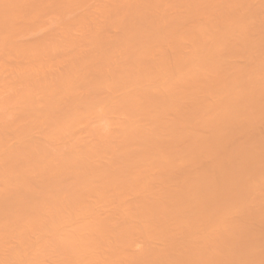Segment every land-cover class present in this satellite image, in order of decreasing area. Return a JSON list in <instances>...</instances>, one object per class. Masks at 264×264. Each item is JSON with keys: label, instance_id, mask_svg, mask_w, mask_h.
Wrapping results in <instances>:
<instances>
[{"label": "rangeland", "instance_id": "374dc122", "mask_svg": "<svg viewBox=\"0 0 264 264\" xmlns=\"http://www.w3.org/2000/svg\"><path fill=\"white\" fill-rule=\"evenodd\" d=\"M0 1H1V0H0ZM6 1H7V0H6ZM9 1H10V0H9ZM9 1H8V2H9ZM20 1H21V0H20ZM26 1H27V2H26L25 4H27V5H30L31 3L33 4V1H34V3H36V4L39 5V3H40V1H41V4H42L44 7L47 6L46 8H49V9H50V7H52V9H53V7H55V8H54V10H52V9H51V10H45V9L43 10V9H42L41 11L38 10V11H40V12H38V11H37V12H36V11H33V12H32V10H31L30 13H27V14H26L27 16H26L25 13L21 10V9H23V8H21V9H16V10H14V12L12 11V12H13V13H11L12 15L10 14V16H9L10 19L8 18V20H10V21H8L9 24H10V25H13V26H12V29H13V30L10 29L11 26L9 25V31L11 30V31H10L11 34L9 33V31L6 32V31L4 30V31L6 32V33H5V32L3 31V29H5V28H4V27H3V28L0 27V29H1V30H0V31H1L0 34H1L2 32H4L5 36H6L9 40H10L11 38H13V39L10 40V42H11L10 45H12V46H11L12 49H11V47H10V55L7 54V53H8V52H7V48H8V50H9L8 45H7V48H5L6 45L4 46V44L2 43L4 49L6 50L5 52L2 50L3 47H2V48L0 47V52H1V53H0L1 55H0V56H2V55H3L4 57L6 56L5 58L0 59V63H1V61H2V63L0 64V69H1V70H5V71H6V74H7L8 71L10 70V71H9L10 73H8V75L10 74V76L13 77V78H14V76L17 77V75H13V76H12V74L14 73L15 70H16L15 74H18L17 71H19V69H20V71L22 70L23 73H25V76H23L22 74H20V75L18 74V77H17V78H19L18 80H20V81H22V79H23V81H25L26 83H24V82H21V83H20V81H19V82H18L19 84H16V82L18 81L17 78H16L15 80H13V79L9 76V77L12 79V80H11L12 82H14V81L17 80V81L15 82V84H16L15 87H16V89H19V90L22 89V88H26L25 86H30V83H29V82H30V79L32 80V78H31L30 75H32V77H33L36 73H38V72H36V71H37L36 69H38L37 66L40 65V67H41V66L43 65L42 68H39V71H40V69H41V71H43L42 73L40 72L41 75H42V74H45V72H46V71H44V70H45L44 68H47V71L49 70V71L47 72L48 74H45V75H47V76H46V79H47V77H48V79H47V81L45 82V84H46L47 86H48V84H50V85H51V88H50V87H47L46 85H44V88H45V86H46V88H48V90H47L48 92L51 91L50 89H52V92H53L54 94H55V92H56V94H55L56 96H55V95H54V96L57 97L56 99L59 100V102H58L57 100H55V99H54V96L52 95L53 93L49 92V93H51V96H52L53 98L51 97L52 100H51L50 98H48V101H53V102L48 103V104H52V103L54 104V105H49V107H48V109L51 107L52 112H53L52 114H50L51 116L49 115V116H50V120H51V125H52L53 122H54L53 126H51L50 128H51V129L53 128L52 130H54V128L56 129V128L58 127L56 130H54V132L57 131V130L59 129V130H61V133H62V132H66V133H67V135L64 136L65 138H64L62 135H61L62 137L59 138V137H60V136H59V135H60V134H59L60 131L58 130L59 133H58V132L53 133V131L51 130V132H52L53 135L56 134V135H55L56 137L59 136V137H58V138H59V139H58L59 141H62V140L64 141V140H66L65 142H63L64 144H62V142L59 143V141H57L56 138H53V139H54V141H53V139H51L52 137H54L53 135H52L51 138H49V140H50V141L48 140V141L50 142V143L48 142V144L50 145L49 148L51 147V144L53 145L54 142H55L54 147H55L56 149H55L53 146H52V147H53L54 149L51 147V148H52L51 150H53V151L55 150V151H54V154H56V151H57V153H58V152H61V153H59V155H57L58 157H60V158L58 159V157H56V155H53V154H52L53 151L51 152V150H49L50 153H51V158H50V160H51V159L54 160V161H51V162L54 163V164H56V165L58 164L57 166H60V165L62 166V164H60V163H63V162L66 161V160H67V161H66L67 163L70 162V160H69L70 157L73 158L74 156H67V155H68V154L71 155L70 152H73V154H74V153L76 152L75 147H79V146H80L79 144L82 142V140H83L84 142H85V140H89V141H88L89 143L86 142V145H85V143L83 142L84 145H85V147L88 148V149H87V152H88V151L90 150V148H92L93 146L95 147V145L92 144V142L95 143V144L98 143V139L95 140V138H97V137H95L96 134L99 132V133H98V134H99L98 136H100V134H101V136H102V135H103V134H102V130H103V133H104V131H106L105 128L108 127L107 124L109 125V123L113 125V126L109 125V127H110L111 129L113 128L112 131H111V130L109 131V133H111V135L114 133V137H113V138H117V137H119V136L117 135V134H119V135H120V139H122V140L119 139V140L121 141V142H119V143L117 142L116 139H115V143H114V141H113L114 139H113V140H109V143H110L111 141H113V142H111L112 144H110V146L108 145L109 148H110L112 145H114V144H115V145H118V144H119V146L122 147L123 145H121V144L123 143V144H124L123 149H126L127 146H130L129 143L134 141L133 143H131V144L134 146V147H133L134 152H132L133 150L131 151V149H129V148H127V150L129 149L130 151H126V150H123V149L121 148V149H122V152L125 151L123 154H121L122 152H121V150H119V149H120L119 146H118L119 148H118L117 146H116V148H112V152H113V153L115 152L116 154H121V155H125V153H126L125 156H120V157L117 158V157H116L117 155L114 156L115 154H113L111 151H109V152H111L112 154L109 153V152L107 151V150H109L108 147L106 148V147H105L106 144L104 145V143H107V142H108L107 139H108V137H109L110 135H109V136H105V135H104V136L106 137V140H107V141L104 140V137H101V136H100L101 138L99 137V139H100V140L102 139L103 141H100V140H99L100 143H98V144H100V145L103 144V145H102V147L99 146V148L96 147V148H92V149H91V150L94 149V154H95V158H94V159H95V160H96V159H97V160H100L101 156H102V159H104L103 157H104V155H105L106 153H107V156L105 155L106 158L111 154L112 158H111V157H110V158H107L108 160L106 159V161H107V164H108V161H109V163H110V162H115V161L117 160L115 163H112L114 169H112V166H111L110 164H108V165H110V167H111V168H110V167L105 163V160H101V161H102L101 164H100V162H97V163L94 162L95 164L93 165V162L91 163V162L89 161L90 159H91L92 161H95V160H93V157H94V156H93V153H92V152H89V153H88L89 156H88V155H87V156H88L89 158L86 157V159H87V160L89 159L88 161L90 162V165L92 164V165H91L92 167H93V166H96V167L100 166L99 168H101V167L104 166V167H105L104 170H107V171L109 170L108 174H109V173H112V174H109V176L112 175L111 177H108V176H107L108 174H106V173L103 171L102 168H101L102 171H101V173H100V172H99V171H100L99 168H98V170H97L96 167H95V169H94V167H93L92 170H94V171H93V173H92V170H91L92 167H91V166H88V168H90V170H91V172H90V170H89L87 167H86V168H85V167H82V166H85V165H82V164H84V163H82V164H80L81 162L78 163V160H79V159H77V158H75V157H74V158L77 159V161H76V160H74V161H76L75 163L79 165L77 168H81V169H80V170H81V173H80L79 171H78V173H77V171H76V172H72V171H73V168L69 166V165H72V166L74 165V168H76V167H75V163H74V161H73L74 158L71 160V161H72V164H71V162H70L69 164H67V163H63V164H67V166H69L70 168H72L70 172H71L73 175H72L70 172H68L70 169H69L68 167L65 168L66 165H63V166H62V168H64L63 170H66V169H68V170H67L66 172L63 171V174L60 175L61 178L63 179V180H61L62 183H65V185H67L68 183H69L70 185H71V184L73 185L75 181H76V182H75L76 184H78L80 181H82V183L84 184V186H83V184H81L80 187L77 185L76 187H77L78 189L75 187V184H74L73 187H75L76 190H75V189H74V190H73V189L70 190L67 186H64V187H62L63 189H61L60 192H59L60 195H59V194H54L55 196H56V195H59V197H60V196H61V197L63 196V200H65V201H64V203L62 202L63 200H62L61 202H62V204H64L63 207H65V211L68 210V212H69V209H70V208H69V209L66 208V205L68 206L72 201L69 202V204H65V203H68V199H69L70 197H71V199H72V196H74V198L76 197V198H81V199H82V200H80V201H76L77 203L79 202L78 205H77V207L80 206V207H79V212H80V210H81L82 208L84 209V207H85L84 203L90 201L89 198H90V199H93V200H94V198H95V200H98V202L101 201L102 203L100 202V204H99V208H101V205H102L103 203H104V205H105V207L102 206L103 209H98V203L94 202V203H96V204L93 205V204H92L93 201L91 200V201H90V205L92 204V205H93V208H92L91 206H90V207L92 208V210L94 209V210L92 211V213H94V211H95L96 209H97V210H100V211H103V210H104V211H107V212H108V209H110V208H112V209H113V208L116 209L115 206H117V207H119V205L121 206V203L119 204V202H120L119 199H120V198L117 196V197L119 198V199H118L119 201H118L117 198L114 197V195H113L114 192H115V194H116L117 190H116L115 188H114V189H111V191L114 190V191H112V192H113V194H112V192L110 191V187L112 188V186H111V185H107V184H108V179L110 178V179H109V181H110L112 178H114V179H115V182H116V179H117V181L119 182L118 179L120 178V182H119V183H121V181H123L124 183H127V182H126L127 178H125L126 180H123V179H124V176L130 177V176L128 175V173H129L130 170H129V168H128V169H126V168L128 167L129 163L132 164L131 162L133 161V162H134L133 164L136 165V167H137L136 170L139 171L138 173H136L137 171L135 170L136 172H134V170H133L134 175L137 174V175H138L137 177H138V179L140 180L139 183H138V179L135 180V181H137L138 185H139V184L142 185L141 180L143 179V182H144V183H146V182L148 183V184H146V185H148L149 188H152V187H155V188H156L157 183L159 182L160 184H158V185H160L161 188L158 187V189H160V193H159V192L157 193V191H158V190H156L157 188H156V189H155V188H152V189H146V190L143 189L144 187L147 188V186H145V184L143 183V185H142L141 187H140V185H139V186H138V185H136V186H132V187H137V186H138L137 188H134V189H133V190L136 189V191H138V192L136 193V195H138V198H139V196H140V198H139L138 200H137V196L135 197V198H136V200H135V198H134L135 195L132 194V192L135 193V191H132V190H131L132 192H131V191H130V193L128 192V195L125 194V196L128 197V200H129V201L126 200L127 197H125V196H124L125 199L123 198V196L121 197V199H123L124 201H126V202L129 203L130 205H131L132 202H135L136 204L139 205V204H140L139 201H141V202L143 203V206H145V205H146V204H144L145 201L148 202V200H150V199H153V198L156 199L158 194H159L158 199L161 198V197H160V194H162V192L165 193V190H166V189H167L166 194L168 193V191H170L169 193H173V191H174L173 189H175L174 192H176L177 189H178V191H179V188H177V187H180V191H181V189H182V190H184V189L186 190L185 185L189 184L190 181H191L192 185H194V183H195L196 181L198 182V179H199V178H202V179H200L201 181H202V180H203V181L205 180V182H203L202 184H205V185H206V183H207L206 181H208V182H209L208 185H211V186H212V187H211V190H210V186H208V187H209L208 189L210 190L209 192H210L211 194H209V192H208L209 195H207V191H206V190H208V189H206V190H205L206 192L204 191L205 193L202 192V193L204 194V195L202 194L203 196H202L201 194L199 195V197H200L201 199H200V198L198 197V195H197V197H198V199H199V202L202 201L200 204L197 203V200H198V199H196V200L194 199V201H196V202H194V201H192L193 198L190 197V199H192L191 201H192L194 204L196 203L195 205H198V206H195V205L193 206V203H189V202H191V201H190L189 199H186L187 201L189 200L188 203H189L190 205H192V208H193V207L196 208V209H195V213H196V210L198 211V209H200V208H199V207H200L199 205H201L202 207L204 206V207H208V208L211 207V206H209L210 203H211V204H212V203H213V204H216V203H217V204L219 205V202H218L219 200L216 201L217 198H216L215 196H213V198H211V197H212L211 195H214V194L212 193V190L215 191L213 188H215L214 186L216 185V183H218L217 186L220 187L219 185H221V184H219V182L221 183V181H223V180H222V178H223V177H222V174H225L224 171H226V168H228V165H229V169H230V170H231V168H230V164H231V163H232L231 165H232V166L234 165L233 167L235 168L236 163H235V164L233 163V162H235V160H234L233 162H231V161L229 160V157H230L231 160H233V159H235L237 156H239V154H241V153L243 152V150H245L244 153H245V152H246V153L248 152L246 155L249 154V155H251V156H253L256 152H258V154H259V153H260L259 151H261V150H263V151H261V153L264 152V146H263L264 144H261V145L258 144L259 142H260V143H264V141H263V140H264V138H263V137H264V127H263V125H262V127H261V123H262V124L264 123V122H262V121H264V119H263V118H264V109H261V108L264 107V104H263L264 102L262 101V100L264 99V97H263V98L261 97V99L257 98V99H259V101L257 100V101H258V102L256 101L257 104H253V105L256 106L254 110L250 109L251 106H252V102H251V101H250V102H248V101L246 102V101H245L246 103H250V104H251V106H250V104H248V105L250 106V108H249V107H246L245 104H244V102L241 103V104H243L246 108H248L247 111H249V113H252V111L255 112L256 109H257L258 111H257L256 113H257L258 115H259V114H262V116H263V117H260V118H259V116H261V115L257 116L256 113H254V114L252 113V117H253V119H252L251 116H250L251 119L249 118L250 121H251V120L253 121V122H252V121L250 122V123H251L250 128L252 127L251 130L249 129L250 131L248 130L249 126H247L248 128H246V126L243 124V123H244L243 121H246V120H245V119H246V116H249V113L246 111V108H245V107H244L245 109L242 108L243 105H241V104H240V105H241V108H242L243 110L240 108L239 103H240L241 101H239V103L237 102V104L235 103L236 106L239 107V110H237L236 107H235V109H236L237 112H240V114H241V112L245 110V112H242V116H244L243 114H246V112H247V115H245L244 118H243V117L240 118V117H239L240 114H239V115L237 114V115H238V116H237L238 119L240 118L241 121H242L243 123H237V122H235V123H236L235 126H237V127L240 128V126L244 125L245 127H241V128H242V130H244V129L246 128L248 134H247V132H246V134L243 132V133H242L243 135H242V134H241V132H242L241 129H238V128H237L236 130H235V129H234V130H233V129L230 130V134H229V133H228L229 130L225 129V128L222 126V123H223V122L220 121L221 119H222V121H224L222 117H220L221 119L218 118L219 120H218V119L216 120V121H218V122H215V120H214V119H216L217 117L221 116V115H219V113H217V112H218V109H219V112H220V111L223 112V109H222V108L217 107V104L215 103L216 98H218L217 101H220L219 103L217 102L218 105H219L220 107H227L226 105H224V106H222V105H223V104H226L227 102H229V100H231L233 97L236 98V96H240V95L243 96V95L247 94V92H248V94H251L252 92L254 93V92H257V91L259 92L258 89H260V86H261V88L264 89V85H263V87H262V84H261L262 82H259L260 79H261L260 81H262V80L264 81V71H262V68H261V67H264V66H261V64H260V63L264 60V57H263L264 54H263V52H261V54H259L260 52L258 51L259 48H260V51H263V50H264L263 48H261V47H264V45L262 46V44H261V42L264 41V40H263V39H264V35H263V34H264V29H263V28H264V27H263V26H264V24H263V23H264V20H262V19H264V11H263L264 5L262 4V2L264 3V0H248L249 2L246 1V0H245V1H244V0H240V1H239V0H235V1H234V0H225V1H224V0H218L219 2H218L217 0H211V2H210L209 0H206V1H205V0H202V1H201V0H191V1H190V0H186V2H185V0H177V1H174V0H170V1H169V0H165V2H164V0H163V1L159 0V2H158V0H155L156 3L158 2L156 5L161 4V2H162V4L164 3L163 5H161L162 7H161L160 5L156 6L154 0H148V1H147V0H144V1H143V0H132V1H131V0H123V1H122V0H118L119 2L116 1V0H103L104 2L106 1L105 4H104V2L102 3V0H95V1H94V0H81V1H80V0H76L77 2H76L75 0H51V1H50V0H30L31 2H30L29 0H26ZM28 1L30 2V4H29ZM42 1H43V3H42ZM62 1L66 2V4H63L65 7L62 5L63 9H62V7H61V4H62L61 2H62ZM82 1H83V2H82ZM87 1H89V2H87ZM91 1H93V2H91ZM96 1H97V2H96ZM98 1H100V2H98ZM109 1H110V2H109ZM111 1L113 2L112 5H111ZM115 1H116V3H115ZM121 1H122V2L126 1V2H127V4H125L126 2H124V6H125V7L123 6V3H122ZM141 1H142V2H141ZM151 1H152V2H151ZM193 1H194V2H193ZM197 1H198V2H197ZM204 1H205V3H204ZM208 1H209L210 3H209ZM213 1H214V2H213ZM215 1L217 2V4H216ZM220 1H221V2H220ZM232 1H233V3H232ZM11 2H12V3H11L12 5H14V6L16 5V6L19 7V4H18V5L15 4V3L13 4V2H16V0H15V1H14V0L12 1V0H11ZM17 2H18V3H22V2H19V1H17ZM24 2H25V1H23V3H24ZM38 2H39V3H38ZM49 2H50V3H49ZM58 2L61 3V4H59V5H60L59 9L54 5V4H57ZM64 2H63V3H64ZM75 2H76V3H75ZM120 2H121V3H120ZM137 2H138V3H137ZM146 2H147V3H146ZM168 2H169V3H168ZM172 2H173V3H172ZM175 2H176V3H175ZM179 2H180V3H179ZM206 2H207V3H206ZM222 2H224V4H227L228 6H231V8H230V7H227V8H226L227 5L221 4ZM229 2H230V3H229ZM236 2H237V3H236ZM239 2H240V3H239ZM241 2H242V4H243V3L246 4V2H247L248 4H246L247 6H246V5L244 6V4H243V5L241 4ZM0 3H1V2H0ZM68 3H69L70 5H69ZM87 3H88V4H87ZM89 3H91V4L94 3V4H93L94 6L91 5V4H89ZM101 3H102V4H101ZM108 3H109V4H108ZM134 3H135L136 5H135ZM142 3H143V4H142ZM177 3H179V4H177ZM183 3H186L185 6H184ZM190 3H191L192 5H191ZM195 3H196V4H195ZM1 4H3V3H1ZM1 4H0V5H1ZM25 4H24V5H25ZM45 4H46V5H45ZM51 4H53V5L51 6ZM76 4H77V5H76ZM83 4H84V5H83ZM106 4H107V5H106ZM115 4H116V5H115ZM119 4H120V6L118 7ZM152 4H154V5H152ZM165 4H167V5H165ZM175 4H176V5H175ZM200 4H201V5L203 4V5L201 6ZM214 4L217 5L218 8H217ZM218 4H219V5H218ZM229 4H231V5H229ZM232 4H233V5H232ZM20 5H22V4H20ZM27 5H26V6H27ZM78 5H79V6H78ZM81 5H82V6H81ZM90 5H91V6H90ZM102 5H103V6H102ZM108 5H109V6H108ZM126 5H127V7H126ZM130 5H131V6H130ZM143 5H144V6L146 5V8H145ZM150 5L152 6V8H151ZM170 5H171V6H170ZM177 5H178V6H177ZM186 5H187V6H186ZM188 5H190V6H188ZM199 5H200V6H199ZM220 5H221V7H220ZM236 5H237V6H236ZM238 5H241V6H243V7L240 6V7H241V8H240ZM30 6H34V5H30ZM57 6H58V4H57ZM67 6H68V7H67ZM73 6H74V7H73ZM86 6H87V7L90 6V8H92V9L90 10L89 7L87 8ZM92 6L95 7V9H94ZM110 6H111V7H110ZM113 6H114V8H112ZM135 6H136V7L138 6V8H136ZM149 6H150V7H149ZM165 6H167V7H165ZM168 6H170V10H169V7H168ZM173 6H174V7H173ZM180 6H182V7H180ZM208 6H209V7H208ZM222 6H223V8H222ZM224 6H225V7H224ZM234 6H235V7H234ZM257 6H258V7H257ZM261 6H263V7H261ZM35 7H36V5H35ZM41 7H42V6H39L38 8L41 9ZM44 7H43V8H44ZM69 7H70V8H69ZM71 7H72V8H71ZM80 7H81V8H80ZM82 7L85 8V9H87V10L89 9V11L86 12V10L83 9ZM139 7H140V8H139ZM142 7H143L144 9H142ZM154 7H155V8H154ZM163 7H164V8H163ZM171 7H172V9H171ZM177 7H178V8H177ZM199 7H200V8H199ZM201 7H203V8H201ZM210 7H211V8H210ZM212 7H213V8H212ZM214 7H215V8H214ZM245 7H246V8H245ZM254 7H256V8H254ZM259 7H261L262 9L259 8ZM56 8H57V10H56ZM96 8H97L98 10H99L100 8H103V10L100 9V12H101V11H104V12L100 13ZM111 8H112V13H111V12L108 13L109 11H111ZM116 8H117V9H116ZM124 8H126L127 11H125ZM127 8H128V9H127ZM129 8H131V9H129ZM135 8H136V10H135ZM148 8H149V10H148ZM158 8H159V9H158ZM162 8H163V9H162ZM175 8H176V9H175ZM190 8H191V9H190ZM206 8H207V9H206ZM224 8H225V10L221 11V10L224 9ZM228 8H229V9H228ZM237 8H238V9H237ZM243 8H244V9H243ZM24 9H25V8H24ZM32 9H33V8H32ZM68 9H69V10H68ZM81 9H83V10H81ZM106 9H107V10H106ZM141 9H142V10H141ZM155 9H156V11L158 10V12H156ZM161 9H162V10H161ZM173 9H174V10H173ZM195 9H196V10H195ZM199 9H200V12H199ZM203 9H204V10H203ZM212 9H214V10H212ZM216 9L219 10V11H217ZM227 9H228L229 11H228ZM234 9H235V11H234ZM27 10H29V9H27ZM33 10H36V9L34 8ZM60 10H62L63 13H62ZM96 10H97V11H96ZM118 10H119V12H121L120 10H122V11H124V12L118 13ZM128 10L131 11V14H130L129 16H128V14H126V12L129 13ZM134 10H135V11H134ZM137 10H138V11L141 10V11L138 12ZM150 10H151V11H150ZM190 10H191V12H190ZM194 10L197 11V12H195ZM201 10H202V11H201ZM205 10H206V11H205ZM210 10H211V11H210ZM215 10H216V11H215ZM237 10H238V11H237ZM242 10H243V11H242ZM261 10H262V11H261ZM20 11H21V12H20ZM46 11H47V12H46ZM49 11H50V13H49ZM90 11L92 12V14H91ZM95 11L98 12V14L94 16V14H96ZM145 11H146L147 13H146ZM152 11H154V12H152ZM160 11H161V12H162V11H163V12L166 11L168 16L166 15V13H163V12L161 13ZM213 11H215V12H213ZM220 11L223 12V15L221 14ZM239 11L241 12V14H240ZM250 11H251V14L248 13V12H250ZM257 11H258V12H257ZM19 12H20V13H19ZM42 12H43V13H42ZM70 12H71V13H70ZM77 12H79V13H77ZM82 12H83V13H82ZM85 12H86V13H85ZM93 12H95V13H93ZM114 12H116V13H114ZM133 12H134V13H133ZM155 12H156V13H155ZM176 12H177V13H176ZM198 12H199V13H198ZM204 12H205V13H204ZM209 12H210V13H209ZM218 12L220 13L221 16L219 15ZM224 12H225V13H224ZM227 12H228V13H227ZM244 12H245V13H244ZM262 12H263V13H262ZM32 13H33V14H32ZM47 13H48V14H47ZM53 13H54V14H53ZM59 13H60V14H59ZM76 13H77L78 15H77ZM132 13H133V14H132ZM135 13H136V14H135ZM142 13H143V14H142ZM149 13H150V14H149ZM157 13H158V15H159L160 13H161V14L158 16ZM168 13H169V14H168ZM171 13H172V14H171ZM180 13H181V14H180ZM190 13H192V14L190 15ZM201 13H202V15H201ZM211 13H213L214 15L211 14ZM233 13H234V14H233ZM235 13H236L237 15H236ZM238 13H239L240 15H238ZM247 13H248V14H247ZM253 13H255L257 16H256L255 14H253ZM257 13H260V15H262L263 17H262V16H261V17L258 16L259 14H257ZM14 14H15V15H14ZM19 14H21V15H19ZM23 14H24L27 18L29 17L28 15H30V17H31V18L29 17L30 20H29V18L27 19ZM31 14H32V15H31ZM35 14H36V15H35ZM49 14H50V15H49ZM57 14H58V15H57ZM68 14H69V15H68ZM82 14H83V15H82ZM88 14H89V16H88ZM105 14H107V15H105ZM108 14H110V15H108ZM116 14H117V16H116ZM118 14H119V15H118ZM137 14H139V16H138V17H137V16H136V17L134 16L133 18H136V21L138 20L139 23H138V21H137V24H136V23H134V24L131 23V26H132V24H133V26H134L135 28H134V27L131 28L130 25H125L126 23H129V22H132V21H133V22H136V21H134L135 19L132 20L131 17H132L133 15H137ZM162 14L164 15V17H166V16L168 17V18H166L167 20H166V19H162V17H163V16H161ZM206 14H207V15H206ZM217 14H218L219 16H218ZM225 14H226V16H225ZM230 14H232V15H230ZM246 14H247L249 17H248ZM249 14H250V15H249ZM22 15H23V16H22ZM45 15H46V17H45ZM64 15H65V16H64ZM74 15H76V16H74ZM86 15H87V16H86ZM91 15H93L94 17L91 16ZM99 15H100V16H99ZM102 15H103V16H102ZM111 15H113V16H112L113 19H111V22H110L109 19L112 18V17H110ZM123 15H124V17H125L124 20H123V18H122ZM126 15L128 16L127 18H126ZM140 15H141V16H140ZM170 15H171V16H170ZM172 15H173V16H172ZM175 15H176V16L179 15V16H181V17H179V16L176 17ZM184 15H185V16H184ZM186 15H187V18H186ZM189 15H190V16H189ZM194 15H196V16L194 17ZM197 15H198V16H197ZM210 15H211V16H210ZM212 15H213L214 17H213ZM216 15H217L218 17H217ZM227 15H228V17H227ZM244 15H245V16H244ZM252 15H253V16H252ZM254 15L256 16L255 18H257V17L259 18V17H260L261 19H260V18H259V19L257 18V21H258V22L255 21ZM17 16H19V17H17ZM20 16H22V17H20ZM32 16H33V18H32ZM34 16H35V17H34ZM77 16H78V18H77ZM79 16H80V17H79ZM84 16H85L86 18H85ZM90 16H91L92 18H91ZM98 16H99L100 18H99ZM108 16H109V17H108ZM114 16H116V18H114ZM150 16H151V17H150ZM155 16H157V17H155ZM160 16H161V18H160ZM174 16H175L176 18H175ZM182 16H183V18H184V20H185L184 22H183V18H182ZM200 16H202V17H200ZM203 16H204V17H203ZM223 16H225V17H223ZM237 16H238V18H237ZM239 16H240L241 20H240ZM241 16H243V18L247 16V17H248V20L251 19V17L254 18V19H253V21H255V22H253L254 25L252 26V22H251L252 20H250L249 22H245V19H247V17H246L245 19H242ZM2 17H3V16H2ZM11 17H13V18H15V19H12V20H11ZM53 17H54V18H53ZM55 17H56V18H55ZM69 17H70V18H69ZM73 17H74V18H73ZM88 17H90L91 19L88 18ZM102 17H103V18H102ZM105 17H106V18H105ZM120 17H121V18H120ZM129 17H130L131 19H129ZM139 17H140V18L143 17V18L140 19ZM144 17L148 18V20H145L146 18H144ZM164 17H163V18H164ZM192 17H194V18H192ZM199 17H200L201 20L198 19ZM205 17H206V18H205ZM207 17H208V18H207ZM209 17H211V19H210ZM215 17H216V18H215ZM219 17H220V18H219ZM221 17H222V19H221ZM229 17L231 18V19H229V20H232L231 23L234 22L235 19L237 20V23L242 22V23H241V26L243 25V21H244L245 24H244L243 26H246V29H247L248 31H247V30H244L245 27H243V30H244V31H240V30H239V32H238L239 34L236 33V34H237V36H236V34L233 32V31H234V30H233L232 32H233V34H235V37H236V38H232V39H231V37H230V36H233L232 33H230L231 35H230L229 37H228V36L226 37V34L228 35L229 32L226 33V34H225V33L221 34L222 32H224V31H222V30H224V27H223L222 25L225 26V24L228 22V23H227V26H228V24L230 23L229 20H228ZM0 18H1V17H0ZM66 18L69 19V20H67ZM81 18H82V19H81ZM84 18H85V19H84ZM94 18H95V20H94ZM137 18H139L140 20L137 19ZM155 18H156V19H155ZM157 18H158V19L160 18V20H162V21H164V22H162V21H160V20H157ZM179 18H180V19H179ZM202 18H204V19L202 20ZM213 18H214V19H213ZM223 18H224V19H223ZM226 18H227V21H226ZM1 19H2V18H1ZM26 19H27V20H26ZM35 19H37V20H35ZM63 19H64V20H63ZM72 19H75V21L72 20ZM87 19H88L89 21H88ZM96 19H97V20H96ZM114 19H115V22H116V20H117L116 23L114 22ZM121 19H122V20H121ZM126 19H127V20H126ZM142 19H144V20L146 21V22L144 21L146 24L143 22ZM174 19H175V21H172V22H173V23H172L171 20H174ZM176 19H178L179 21L176 20ZM181 19H182V20H181ZM188 19H189V20H188ZM191 19H192V20H191ZM196 19H197V20H196ZM205 19H207L206 21H208V22H206V25L209 24V25H207V26H209L210 28L213 26L214 31H213V28H211L212 30L208 29L207 32L201 29V28L203 27V23H202V21L204 22V25H205ZM216 19H217V20H216ZM218 19H219L221 22H218ZM233 19H234V20H233ZM21 20H22V22H21ZM33 20H34V21H33ZM59 20H61V22H60ZM65 20H66V21H65ZM76 20H77V22H76ZM78 20H79L80 22H78ZM81 20H82V22H81ZM90 20H91V21H90ZM93 20H94V21H93ZM102 20H103L105 23H104ZM112 20H113V21H112ZM129 20H130V21H129ZM141 20H142V22H141ZM150 20H152V21H150ZM154 20H155V21H154ZM156 20H157L158 22H156ZM165 20H166V23L168 22L167 24H165ZM169 20H170V21H169ZM186 20H187V21H186ZM195 20H196V22H195ZM198 20H200L201 25L199 24V21H198ZM212 20H214V21H212ZM224 20H225V21H224ZM236 20H235L234 24H237V23H236ZM248 20H246V21H248ZM260 20H262V23H261ZM1 21H2V20H0V22H1ZM29 21H30V24H31V22H34V23L37 24L38 26L36 25L37 27L34 28L35 24H34V25L32 24V25H33V29H32V27H29ZM100 21L103 22L102 25H101ZM126 21H127V22H126ZM149 21H150V22H149ZM159 21H160L162 24H164L165 26L167 25V27L161 25V23H160ZM176 21H178L179 24L175 23ZM181 21H182V24H181ZM190 21H192V22H190ZM11 22H12V23H11ZM16 22H17V23H16ZM48 22H49V23H48ZM57 22H58V23L60 22V25H59V24L57 25ZM71 22H72V24H71ZM75 22H76V23H75ZM112 22H113L114 24H113ZM123 22H125V24H124ZM140 22H141V24L143 23L142 25H143V26L145 27V29H146V30H145V29L141 28V29H143V30L145 31V32L143 31L144 33H142L141 29H139L140 26L143 27L142 25H140ZM154 22H155V25L157 24V26H158V27H156V26L154 25L155 28H158L157 30L154 29V27H153V25H152ZM169 22H171V23L174 25L175 28H173V26H171V24H169ZM194 22H195V24H194ZM209 22H211V25H212V26H210V23H209ZM215 22L218 23V25H219L220 27L222 26V28H221V30H220V29H219L220 27L218 28V25H217V26H216V27H217V30H216V31H217V32L219 31V32H218V35H219V36H222V35L224 36V35H225L224 38H223V36H222V37L217 36V32L214 33L216 27H214L213 24L216 25ZM222 22H223V24L221 25ZM224 22H226V23H224ZM250 22H251V24H250V26H248V28H247L246 23L249 24ZM27 23H28V24H27ZM51 23H52V24L54 23V24L52 25ZM63 23H64V24H63ZM69 23H70V24H69ZM74 23H75V24H74ZM83 23H86V24H83ZM89 23H90V24H89ZM92 23H93L94 26L92 25ZM95 23H96V24H95ZM98 23H99V24H98ZM117 23H118V24H117ZM120 23H121V24H120ZM148 23H150L149 26L151 25L150 27H151L152 29H151V28L149 29V26H148V27L146 26ZM151 23H152V24H151ZM184 23H186L187 25L184 24ZM231 23H230V25H229V31H230V27L233 29V28H235V26L237 27V26L239 25V24H238V25H235V26H234V25L232 24V26H231ZM255 23H256L257 25H255ZM258 23H259V24H258ZM14 24H16V25H14ZM20 24H21V25H20ZM24 24H25V25H24ZM68 24H69V26H68ZM76 24H77V25H76ZM88 24H89V25H88ZM111 24H112V25H111ZM115 24H116V25H115ZM159 24H160V25H159ZM176 24H177V25H176ZM183 24H184L186 27H185V26L183 27ZM197 24H199V25H198V28H200V26H201L200 29H197L198 32L196 31V26H197ZM262 24H263V25H262ZM55 25H56V26H55ZM99 25H100V26H99ZM113 25H114V26H113ZM137 25H138L139 27H136ZM175 25H176L177 27L179 26V27H178V30H180V32L183 33V35L180 34V32H178V33L176 32V31H178V30H177V27H176ZM180 25H181L182 27H181ZM192 25H193V26H192ZM206 25H205V26H206ZM260 25H261V26H260ZM16 26H17V27H16ZM22 26H23V27H22ZM30 26H31V25H30ZM49 26H50V27H49ZM53 26H55V27H53ZM79 26H81V28H80ZM89 26H90V28L93 27V30H92V28L90 29ZM103 26H105V27H103ZM111 26H113V27H111ZM117 26H118V27H117ZM120 26H121V27H120ZM124 26H125V28H124ZM159 26H160V27H159ZM161 26H162V28H163V27H165V28H170V29H171V34H173V35L170 34V35L172 36V37H171V36H170V37H171L172 39H174V40H172L170 37L166 36V38H165V37H164V38L167 39V40H165V39L162 37V38L164 39V44H165V45H166L167 42L170 43V46H169L168 43H167V45H166V46L168 47V48H167L168 51H167V53H165V55H164V51H163V50H165L166 47H165V46L163 47V42L161 43V41H162L163 39L159 42V39H161V37H160L159 39L157 38V39H158V40L156 39V40L158 41V44H157V41L155 40V41H156V42H155L154 39H153V37L151 36V35H154L153 31L157 33L160 29H162ZM207 26H206V27H207ZM239 26H240V25H239ZM27 27H29V28H27ZM70 27L72 28V30H71ZM73 27H74V28H73ZM85 27H86V28H85ZM116 27H117V28H116ZM126 27H127V28L129 27V28H128L129 31L126 29ZM194 27H195V28H194ZM206 27H203V28H206ZM249 27H251L252 29L254 28L255 31H252ZM258 27H259V29H258ZM262 27H263V28H262ZM21 28H22V29H21ZM26 28H27V29H26ZM37 28H38V29H37ZM43 28H45V29L48 28L49 30H50V28H51V30H50L51 32H50L48 29L44 30ZM59 28H60L61 30H60ZM62 28H64V30H63ZM65 28H66V29H65ZM77 28H78V29H77ZM84 28H85V29H84ZM95 28H96V29H95ZM98 28H99V29H98ZM102 28H103V29H102ZM105 28H106V29H105ZM107 28H108V29H107ZM118 28H119V30H117ZM120 28H124L125 31H127V33H125L126 35L128 34V32H129V33L132 32V31H133V33H134V32H137V31H135V30L138 28V29H139V30H138V33H139V34L142 33L141 36L143 37V35H144V38H146V39L141 38V39H140V40H142L141 43L144 42V40H145L146 43H144V44H146V45L144 46L143 43L140 44V42H139L140 40H138V41H131L132 45H130V44H131L130 41H129L130 39H129V40L127 39V41H129V42L127 43V41H125L126 39H123L124 37H123V38L121 37L122 35H125V34H124V29H120ZM180 28H182V29H180ZM184 28H186V30H184ZM189 28H190V29H189ZM227 28H228V27H227ZM227 28L225 27V29H226L225 31H227ZM7 29H8V28H7ZM7 29H6V30H7ZM17 29H18V30H17ZM30 29L32 30L31 34H30V31H31ZM34 29H37L38 31H37V30H34ZM41 29H43L44 31H41ZM52 29H53V31L56 30V31H54V32H58V31H59L60 33L58 32L57 34H55V33L53 34ZM58 29H59V30H58ZM100 29H101V30H100ZM110 29L112 30L113 33L111 32ZM130 29H131V30H130ZM133 29H134V30H133ZM153 29H154V30H153ZM187 29H189V30H187ZM237 29H239V28H237ZM237 29H235V32L237 31ZM240 29H242V28L240 27ZM262 29H263V30H262ZM20 30H21V32H20ZM67 30H68V31H67ZM69 30H70V31H69ZM75 30H76V31H75ZM79 30H81V32H80ZM85 30H87V31H85ZM94 30H95V31H94ZM104 30H106V31H107L106 33L109 34V35H107V34L105 33ZM148 30H149V31H148ZM200 30H202L201 33H200V36H201V35L204 36V37L201 36V40L199 39L200 37L198 36ZM249 30H250V31H249ZM256 30H259V31H258V32H259V35H258V32H257ZM261 30H262L263 32H262ZM28 31H29V32H28ZM65 31H66V32H65ZM93 31L95 32V34H93V33H94ZM103 31H104V32H103ZM139 31H140L141 33H140ZM150 31H151V35H150ZM182 31H183V32H182ZM184 31H185V33H184ZM208 31H209V32H208ZM211 31H213V33H211ZM220 31H222V32L220 33ZM245 31H246V32H245ZM251 31H252L253 33H252ZM26 32H27V33H26ZM33 32H37L35 36L33 35ZM41 32H42V33H41ZM64 32H65V33H64ZM67 32H68V33H67ZM69 32H72V33H69ZM96 32H97V33L100 32V33L96 34ZM120 32H121V34L118 35ZM146 32H147V33H146ZM190 32H191V33H190ZM204 32H205L206 34H208V35H205ZM241 32H243L244 34L241 33ZM249 32H251L252 34L249 33ZM254 32H255V33H254ZM260 32H262L263 34H262V33L260 34ZM8 33H9L10 35H9ZM15 33L18 34V35H16V37H14V36H15ZM22 33L24 34V36L22 35V37H21V34H22ZM28 33L30 34L31 37L33 36V39H32V38L29 39L30 36H29ZM43 33H45V34L43 35ZM61 33H62V34H61ZM73 33L76 34V37H75L74 35H72ZM82 33L84 34V36L82 35ZM103 33H104L105 35H104ZM117 33H118V34H117ZM152 33H153V34H152ZM156 33H155V34H156ZM197 33H198V34H197ZM202 33H203L204 35H203ZM245 33L248 34V35H251V38H253V40L250 39V36L247 37V35H246ZM7 34H8V35H7ZM13 34H14V35H13ZM34 34H35V33H34ZM38 34H39V35L42 34V35L38 36V37H40V38L36 37ZM47 34H48V36H47ZM49 34H50V36H52L51 34H53L54 37H53V36H52V37L55 39V43L53 42V39L51 40V37L49 36ZM60 34H61V35H60ZM63 34H64V35H63ZM67 34H68V35H67ZM78 34H80V35L78 36ZM89 34H90V35H89ZM92 34L94 35V39H95L94 41H98V42H94L93 40H91V39L93 38V35H92ZM114 34H116V35H114ZM178 34H179V35H178ZM189 34H190L191 36H189ZM211 34H212V36H211ZM214 34H215L216 36H215ZM242 34H243V35H246L247 40H246L245 36H241ZM255 34L258 35L257 37H258L259 39L256 38V42L254 43V40H255V37H256V36H254ZM2 35H3V34H2ZM11 35H13V36H11ZM55 35H57V36H56L57 39H59L60 36H61V38H60L61 40H60V39H59V40H56ZM59 35H60V36H59ZM65 35L67 36L66 38H65ZM87 35H88V36H87ZM91 35H92V36H91ZM96 35H98V36L95 38ZM99 35H100V37L103 35V36L101 37L102 39H99V38H100ZM106 35H107L108 37H107ZM180 35H182V37H181ZM184 35H185V36H184ZM194 35H195V36H194ZM209 35H210V36H209ZM213 35H214V38H213ZM239 35H240V36H239ZM260 35H261V36H260ZM18 36H20V37H18ZM27 36H28V39H27ZM45 36H46V37H45ZM58 36H59V37H58ZM63 36H64L65 39L63 38ZM68 36H69V37H68ZM72 36H74V37H73V38H70V37H72ZM85 36H87V37H85ZM105 36H106V37H105ZM110 36H111V37H110ZM116 36H117V37H116ZM118 36H119V37H118ZM148 36H151V37H148ZM187 36H188V37H187ZM206 36H207L208 38H207ZM252 36H253V37H252ZM259 36H260V37H259ZM35 37H36V38H35ZM83 37H84V39H83ZM103 37H105V38L103 39ZM190 37L193 39V41L191 40ZM195 37H196V38H195ZM198 37H199V38H198ZM205 37H206V38H205ZM215 37H217V38L219 37L220 40H222V41H223V39H224L225 41H223V42H224V43L227 42L226 44L229 45V46H226L222 41H221V42H222V43H221L220 41H218L219 39H216ZM238 37H241V39L238 38ZM42 38H44V41H43V42L40 41V39H42ZM47 38H49V39H48L49 42L52 41L53 43H52V42L49 43L48 40H47ZM69 38H70V39H69ZM74 38H76V39H74ZM77 38H78V39H77ZM85 38H86V39H85ZM125 38H127V37H125ZM128 38H129V37H128ZM149 38H151V39H149ZM175 38H176V39H175ZM184 38H185V39H184ZM197 38H198V40H197ZM203 38H204V39H203ZM228 38L231 39V40H229V42H228ZM243 38H244V39H243ZM261 38H262V40H260ZM14 39H15L17 42H15ZM24 39H25V41H24ZM26 39H27V40H26ZM35 39H37V40H35ZM62 39H63V40H62ZM68 39H69V41H68ZM71 39H72V40H71ZM112 39H113V40H112ZM120 39H121V40H120ZM169 39H170L171 41H170ZM194 39H196L197 42L194 41ZM202 39L205 40V41H203ZM206 39H207L208 41H207ZM210 39H213V40H210ZM226 39H227V40H226ZM233 39H234V40H233ZM237 39H238V40H237ZM242 39H243V40H242ZM12 40H13V41H12ZM42 40H43V39H42ZM45 40H46V41H45ZM50 40H51V41H50ZM65 40H67L68 42H66ZM77 40H79L78 43L76 42ZM83 40H84V41H83ZM87 40H88V42H87ZM101 40H104V41H101ZM108 40H109V41H108ZM115 40H116V41H115ZM118 40H120V41H118ZM122 40L125 41V42H123ZM146 40H147V41H146ZM148 40H149V41H148ZM151 40H152V41H151ZM168 40H169L170 42H169ZM176 40H177V43H176ZM179 40H181V42H182L181 44H182V45H181L180 43H178ZM187 40H188V42H187ZM209 40H210L211 42L214 41V40H216L217 43L219 42V43H218V44H219V47H220V43H221V44H224L225 47L223 46V48H221V47L219 48V47H218V50H217V48H215V49H216V52H217V51L219 52V51H221V50H223V49L225 48V49L223 50V51H225V52H224L225 55L228 57V59H229V57L232 58V59H234V63H235V65H237L238 68L236 69V67H234V65H233L234 63H233V61H232L231 59H229V60L232 61V64H231V62H228L229 60H227V64H228V65H227L226 62L223 61V59H221V58H220V59L222 60V62H223V63L225 62L224 65H221V64H223V63H222L220 60H219L218 63H217V62L214 63V61H216V60L219 59L218 56H220V55H218V56H217L218 59L216 58V60H215V58H214V61H213L212 59H211V61L213 62V64H217V65H218V66H217V67H219L218 69H222L223 66H224L223 69L226 68V69H225V70H226V75H225V70H224V72H223L224 74L222 73L223 69H222V71H220V73L223 75V76H222L220 73H217L218 71H215V70H214L213 67H215L216 65H212V64L210 63L211 61H210V62L208 61L210 58H209V57H208V58L206 57L207 61H204V60H203L202 63L204 64V62H206V63L209 62L210 65H212V68H213V69H212L213 72L209 73V71H211V70H210L211 68H210V65L207 64V65H208L207 68L209 67L210 69H209V71H208V69L206 68V69H207V70L205 69L206 72H208L209 75H211L212 73L214 74V72H215L214 75H215V77H217V78H214V77H213L214 75H211L212 78L215 79V80H216V79H219V81L216 80L218 83H216V81H214L213 79H212V82L210 83V82H209L210 80H208V78L210 79V76H206L207 78H205V75H204L203 73H206V72H205V71L202 72V74L204 75V78H205V80L203 81L204 78H203V76H201L202 74L199 72V70H201V69H202L201 71H203V69L206 67V66H204V65H206V63H205L204 65H202V64H201V61H202V60H200V58H198V59H199L198 61H200V63H199V62H196L197 60H193L192 63H191V65H192V69H191V66H189L190 68H189V67H188V68H189L190 70H193V71H192V74H193V75L190 74L191 71L189 72V74L192 76V78H191V76L189 75V77H190L189 79H190V80H191V79H194V80L187 81V83H188V82H189V83H190V82H194V83L197 84V80H198V84H197V85H199V87H200V86H201V87L198 88V86L195 84V85H194V91H195V88H196V91H197V89H198V91H199V95H202V97L199 96L200 99H199L198 101H199L200 104H201V103L203 104V107H201V108L199 107V108H200V109H199V108H197V107H198V106H201V105H200V104L198 105V102H197L196 104H194V103L197 101L196 98H198V97H197L198 95H195V96H196V98H195V96L192 95L193 93L189 91L190 88H189L188 85H187V86H188L189 90H188L187 88H186L187 90H185V89L183 88V87H186L185 84H187V83H186V80H188V78H187L188 76L186 75L187 77H185L184 74H181V75H183V77L186 78V80L184 81L185 84H182L183 82L181 83L180 80H179V83H178V84L181 83V84L184 85V86H182L181 84H180L181 86L177 84L178 87L174 84V85L176 86V88H174L175 86H171V88L173 87L172 89H173V91H174V94H175V92H177V94H175L174 96H175V97H176V95H177V97L179 96L178 98H175L174 100L176 101V100L178 99V100H179V101H177V104H178L179 102L182 101L181 99L184 98V99L187 100V99L189 98L188 96H190V95H191V96H190V99H192V96H193L196 100H195L194 98L192 99V101L189 99V101H191V102L193 103V104H192V103L189 104V102H187L189 105H188V104H186V105L189 106V107H187V106L184 104V103L186 102V100H185L184 103H183V102L180 103V106H181V107H180L179 104H178V107H179L180 109H179L177 106L174 107V108H177V110L179 109L178 112H179L182 108L187 107V108H184V109H187V111L184 110V109H182V110H184L185 113H188V112H189L188 114H185L183 111H180L179 114H175V115H174L173 112H170V111L168 110V106H169V104H174V103H171L172 100H173V97H174L173 95L170 94L171 91H172L171 88H170V92H169V94H170L171 96H169V97H171L170 99H172V100H170V101H171L170 103H168V101H167V100H169V99L166 100V97L168 96V95H166V94H168L167 91H168L169 89H168L167 91L165 90V92H167L166 94H165V92H163L166 96H165L164 94H161V95H164V96L159 97L162 101H161L159 98H158L159 100L157 99V97H158L157 94H159L160 92H155V91H153L154 89H155V90L157 89L156 87H158L157 91H160V90H161V88H160V90H159V87H160L161 84L163 83L162 81H164V83L162 84V89H163V88H164V89L169 88L170 85H168L169 87H166V86H165L166 88L163 87V85H164L166 82H167V84H168V82H169L170 80L172 81V79L169 78V79H170V80H169L168 78H165V79H167V81H166V80H162V81H161L162 83H161V84L159 83V84H160V86H159V84L157 83V79H158V77H159L160 79H161V78L163 79V77L160 75L162 71L160 70V72H159V69L157 68V70H158V72H159V76H158V73H156L157 76H155V75H154V71H156V69L153 67V69H154V70H153V69H151V67H152L154 64H156V63L161 65L162 62H160V60H162L163 63H162L161 66L164 68V65H166V63L168 62V63H167V67H168V66H169L170 68L173 67V70H174L176 73L179 72V73H177V78L174 77V76H176V75L173 76L174 79L176 78V80H175V82H176V81H178L177 79H181V78H178V76L181 77V75H180V71L183 70V69L181 70V68L183 67L182 65L184 64V61H185V58H183L184 56H186V55L188 56V58L186 57V59H187L186 62L188 63V60H189V59L192 60L194 57L197 56L196 54H198V53H200V52H204V51H205L206 54H207V55L205 54V56H210L208 50H210V54H211V51H215L214 49L211 50V48H213V46H215L216 43H215V42H214L215 44H214L213 42L211 43ZM248 40H250V41H249V42H250V46L248 45L249 42L247 43ZM251 40L253 41L254 44L251 43V42H252ZM257 40H259V41H257ZM19 41H20V42H19ZM39 41H40V42H39ZM56 41H57V42H56ZM59 41H60L61 43H64V44H62V47H60V46H61V43H60ZM64 41H65L66 43H68V44H66ZM90 41H91V42H90ZM100 41H101V42H100ZM111 41H112V42H111ZM121 41H122L123 43H125V44H126V43L128 44V47H126V48L123 47V48H125V50H127V48H128V50H129L128 52H130V50L132 51L131 48L134 47V46H136L137 53H138V47H140V50H142V51L139 50L140 53H138V55L141 54L142 57H145V56H143V55H146V56H147V57H146V60H147L149 63L146 64L145 62H147V61H145V60H143V61H145V62H143L142 60L139 61V62H136V59H134V60H135V61L133 62L134 64H133V63L131 64V62H132L133 60H132V61H129V59L132 58V55H133V54H134V58H135V55H136V49H135V47H134L135 53H132V52H133V51H132V52H131L132 55H131V57H130V54H129L127 51L124 50V51H125V52H124V51L122 50V49H123V48H122L123 45H122V43H120ZM150 41H151V42H150ZM166 41H167V42H166ZM173 41L176 43L175 46L178 44V45H177L178 47L176 46L177 49L175 48ZM190 41H192L193 44H192ZM236 41H237V42H236ZM242 41H243V44H242ZM245 41H246V42H245ZM24 42H25V43H24ZM36 42H37V43H36ZM38 42H39V43H38ZM73 42H74V43H73ZM75 42H76V43H75ZM84 42H86V43H84ZM92 42H94V43H96V44L99 43V44H97V45H99V47H98L97 45H96V46H97V47H96V46L94 45V43H92ZM102 42H103V43H102ZM104 42H105V43H104ZM109 42H110L111 44H110ZM137 42H139V43H137ZM152 42H153V43H152ZM165 42H166V43H165ZM207 42H208V44H209V43H211V44L208 45V44H206ZM230 42H232V43H230ZM233 42H234V43H233ZM235 42H236L237 44H241L242 49H241L240 45H237ZM12 43H13V44H12ZM16 43H19V44H16ZM31 43H32V44H31ZM41 43H43V44H41ZM57 43H58V45H57L56 47L59 48V51H58V48H57V51L55 50L56 47H55L54 45H56ZM87 43H88V45H87ZM107 43H108V44H107ZM112 43H113V44H112ZM114 43H115V44H114ZM136 43H137V44H136ZM147 43H149V44H147ZM150 43H152V44H154V45L156 44V46H154V45L152 46V44H150ZM159 43H161L162 46H161V44H159ZM189 43H190V44H189ZM201 43H202V45H201ZM229 43H230V44H229ZM245 43H247V45H246ZM256 43H257V44L260 43V44H261V47H258L259 44L257 45ZM263 43H264V42H263ZM6 44H7V43H6ZM24 44H25V45H24ZM39 44H40L41 46H40ZM46 44H48V45H46ZM49 44H50V45H49ZM51 44H52V45H51ZM59 44H60V45H59ZM78 44H79V45H78ZM80 44H81V45H80ZM83 44H84V45H83ZM91 44H93V45H91ZM103 44H104V45H103ZM106 44H107V46H106ZM133 44H134V45H133ZM135 44H136V45H135ZM139 44H140L141 46H140ZM171 44H172V45H171ZM191 44H192V45H191ZM197 44H198L199 46L201 45V48H202V50H204V51H198V49L200 50L201 48L198 46L199 48L197 49V46H196ZM203 44H204V46H203ZM212 44H213V45H212ZM244 44H245L246 47H245V46H242V45H244ZM251 44L253 45V48H254V49H252V50H251V46H252ZM255 44H256V45H255ZM0 45H1V44H0ZM16 45H17L18 47H16ZM20 45H21V46H20ZM31 45H32V47L34 46V48H35V46H40L39 48L36 47V49H37V50H39V49L42 50V53H41V51H38L40 54L37 53V51L35 52V51H34L35 49L29 47V46H31ZM43 45H46V46H43ZM63 45H64V47L68 46V47H66V48L69 49V50L63 48ZM69 45H70V46H69ZM72 45H73V46H72ZM85 45H86V46H85ZM129 45H130V47H129ZM148 45H151L152 48H151L150 46H148ZM189 45H191V46H189ZM211 45H212V47H211ZM231 45H232V46H231ZM233 45H234V46H233ZM1 46H2V45H1ZM13 46H14L15 48H14ZM42 46H43V47H42ZM53 46H54V48H53ZM74 46H75V48H74ZM78 46H79V47H78ZM82 46H83V48H82ZM84 46L87 47L88 49H87V48L85 49ZM92 46H93V47H92ZM112 46H113V47H112ZM120 46H121V47H120ZM124 46H125V45H124ZM146 46H147V47H146ZM172 46H174V47H173L174 49L171 48ZM181 46H182V48H181ZM184 46H185V47H184ZM216 46H217V45H216ZM247 46H248V47H247ZM254 46H256V48L258 47V49H255ZM49 47H50V48H49ZM90 47H91V48H90ZM106 47H108L109 49L106 48ZM119 47H120V48H119ZM141 47H142V49H141ZM149 47H150V49H149L150 52H151V51L154 52L156 49H157L158 51H157V52L155 51V52H154V53H155L154 55H152L153 53H152V54H149V55H150V56H149V55H147V54L149 53V52H148V51H149V50H148ZM153 47H155V48H153ZM157 47H158V48H157ZM231 47L233 48V50H229V49H231ZM244 47H245V48H244ZM249 47H250V48H249ZM41 48H42V49H41ZM43 48H44V50H43ZM48 48L51 49V50H49ZM80 48H81V50H80ZM89 48H90V50H91V53H90ZM92 48L94 49L93 51H92ZM98 48H99V49H98ZM102 48H103V49H102ZM104 48H105V49H104ZM112 48H113V49H112ZM114 48H116V49H114ZM121 48H122V49H121ZM144 48H145V49H144ZM146 48H147V49H146ZM160 48H161V49H160ZM169 48H170V50H169ZM184 48H185V49H184ZM187 48H188V49H187ZM190 48H193L194 50L197 49V51H198V52H195V53H196V54H195L196 56L193 55L194 57L192 56V58H190L191 55H189V54H191V51H189ZM206 48H207V49L210 48V49L207 50ZM227 48H229V49H227ZM238 48H239V50H241V51H239ZM243 48H244V50H246V48H247V50L249 49L250 53L253 51L251 54L249 53V51H246L247 54H250V55L253 54V55H254V57H253V55L251 56L253 60H252V59H251V60L248 59V58L250 57V55H249V56L246 55L247 57H245V58L243 57L244 59H248V60H246V62H249V63H247V64H246L245 60H244L243 58H241L242 56H245V54H246V52L243 50ZM15 49H16V51H15ZM32 49H33V50H32ZM45 49H48L49 51H48V50H45ZM52 49H54V51L58 52L59 56L62 54V57H59L57 53H55L54 51H52ZM61 49H62V50H61ZM63 49H64V50H63ZM76 49H77V50H76ZM117 49H118V51H117ZM143 49H144V50H143ZM151 49H152V50H151ZM159 49H160V51H159ZM175 49L178 50V54L176 53L177 51H176ZM219 49H221V50H219ZM12 50H13V51H12ZM71 50H72V51H71ZM78 50H79V51H78ZM84 50H85V52H84ZM86 50H87V51H86ZM95 50H96V51H95ZM97 50H98L99 53L97 52ZM108 50H109L110 52L112 51L111 55H114V56H115V59H114L113 56L111 57V55H110V56L108 55V54L110 53ZM114 50H115V52H116V51H117V52L115 53ZM120 50L122 51V54L120 53V52H121ZM146 50H148L147 53H146ZM153 50H154V51H153ZM173 50H174V51H173ZM187 50H188V51H187ZM191 50H192V49H191ZM227 50H228V51H227ZM235 50H236V51H235ZM44 51H45V52H44ZM46 51H48V54H47ZM51 51L54 53V55L57 54L56 57L58 56V59H57L56 57L54 58V55H53V56L51 55V54H52ZM61 51H62V52H61ZM63 51H64V52H63ZM65 51H67V52L65 53ZM75 51H77V52H75ZM81 51H82V52H81ZM94 51H95V52H94ZM119 51H120V52H119ZM169 51H170V52H174L175 54H174V53H170ZM185 51H186V52H185ZM192 51H193V50H192ZM223 51H222V52H223ZM226 51H227L228 53H229V51H231V52H233L234 54H233V53H229L230 56H228V55H227L228 53L226 54ZM234 51L236 52V54H237L239 57H238V56H235V52H234ZM243 51H244V52H243ZM6 52H7V53H6ZM13 52L16 53V54H14ZM49 52H51L50 55H49ZM72 52H73V53H72ZM83 52H84V53H83ZM93 52H94V53L97 52L96 54H98V55H96V56H100V58H101L102 61L99 60V58H98V59H97V58H94L95 55L92 54ZM102 52H103V53H102ZM108 52H109V53H108ZM159 52H160V53H163V54H160ZM165 52H166V51H165ZM183 52H184V53H183ZM187 52H190V53L187 54ZM205 52H204V53H205ZM238 52H239V53H238ZM257 52H258V54H257ZM44 53H45V54H44ZM67 53H68V54L70 53L69 56H68ZM79 53H80V54H79ZM89 53H90V54H89ZM105 53H106V54H105ZM107 53H108V54H107ZM113 53H114V54H113ZM117 53H118V55H119L120 57L116 55ZM119 53H120V54H119ZM127 53H128V54H127ZM142 53H144V54H142ZM145 53H146V54H145ZM157 53H159V54H157ZM169 53H170V56L172 55L173 57H174V55H177V57L175 56V58H173V59H175L174 61H171L172 59L170 60V58H171L172 56L170 57V56H169ZM185 53H186V54H185ZM192 53H193V52H192ZM255 53H256L257 55H255ZM5 54H6V55H5ZM19 54H20L21 56H20ZM27 54H29V55H27ZM43 54H44V55H43ZM63 54H64V55H63ZM65 54H66V55H65ZM78 54H79V55H78ZM81 54H82V55H81ZM87 54H89V55H87ZM91 54H92V55H91ZM100 54H101V55H100ZM104 54H105V55H104ZM124 54H125V56H124ZM183 54H185V55L183 56ZM200 54H201V53H200ZM202 54H203V53H202ZM217 54H218V53H216V55H217ZM219 54H221V52H219ZM231 54L233 55L232 57H231ZM40 55H42V56H40ZM73 55H74V56H73ZM80 55H81L82 57H81ZM86 55L89 56V57H90V55H91V57H90V59H89V57L87 58L88 61L85 62V63H86V64H85V63H83L84 61H82V60H83V59H84V60L86 59V57H87ZM102 55H103V57H102ZM121 55H122V56H121ZM126 55H127V56L129 55L130 58H129V57L127 58ZM138 55H137V56H138ZM157 55H158V56H157ZM161 55H162V56H166V55H167V57L169 56V57H168L169 61L166 60L167 57H164V58H163ZM178 55H180V56H178ZM212 55L215 56V54H212ZM225 55H224V56H225ZM240 55H241V57H240ZM259 55H260V56H259ZM7 56H8V57H7ZM14 56H15V57H14ZM16 56H17V57H16ZM18 56H19V57H18ZM24 56H25V57L27 56L28 58H25ZM29 56H31V57L33 56V57H35V58H33V57L30 58ZM45 56H46L47 59L45 58ZM47 56H48V57H47ZM72 56L74 57V60H75V58L77 59V57H78V59L76 60L77 62H76V61L73 62V58H72ZM84 56H85V58H84ZM92 56H93V57H92ZM104 56H106V57L109 56V57H107V60L109 61V66H108V63L106 64L108 67H106V65H105V67L108 68L107 70H109V68H112V67H113L112 69H113V71H115L114 73H116V76H117L118 78H120L121 81L123 80V85H124V86H122V87H123V88L125 87L124 90H123V88L121 87V85H122L121 82H119L120 79H119V81H118V84H120V87L122 88L123 91L121 90V91L119 92L120 89H119V90L117 89V88H119V87H118L119 85H118V86L115 85V84H117L116 81H114V79H115L116 76H115V74L113 73L112 69L109 70V71H111V73H108L109 71H107V70L105 71V69H104L105 67H104L103 65H101V63H102V64H105L106 62H108ZM123 56H124V57H123ZM137 56H136V57H137ZM153 56H155V57H153ZM156 56H157V57H156ZM159 56H160L161 58H163L164 60L161 59ZM213 56H211V57L213 58ZM256 56H257V58H255ZM39 57H40L41 59H40ZM68 57H69L68 61L71 62V64H70V62H69V64H70V68H71L70 73L72 74V72H73V75H74L75 73H76L77 75L75 74L74 76H72V75L69 74L68 72H67V73H68V76L70 75L71 78L74 77V78H75V81H74V78H73V80H71L68 76H66V70H68V69L70 70V68H69V64H68V61H66ZM116 57H117V58H116ZM139 57H140V56H139ZM139 57H137V58H138L137 61L139 60ZM142 57H140V59H141ZM152 57L155 58V59H153ZM179 57L181 58L182 61H181V60H178ZM200 57H201V59H202V58L204 57V54H203V57H202V55H200ZM221 57H222V56H221ZM237 57H238V59H237ZM251 57H250V58H251ZM261 57H262V58H261ZM17 58H18V59H17ZM36 58H37V60H36ZM38 58H39V59H38ZM49 58H50V59H49ZM52 58H53L54 60H53ZM60 58H61L62 60H60ZM92 58L96 59V60H95V63H96V64L93 63L94 59H92ZM103 58H104V60H103ZM108 58H109V59H108ZM118 58H119V60H118ZM147 58H148V59H147ZM150 58H151L153 61H151ZM158 58H160V60H159ZM165 58H166V59H165ZM180 58H179V59H180ZM182 58H183L184 60H183ZM196 58H197V57H196ZM196 58H195V59H196ZM239 58H241V59H239ZM6 59H7V60H6ZM13 59H14V60H13ZM24 59H25V61H24ZM34 59H35L36 61H35ZM42 59H43V60H42ZM63 59H64V61H63ZM70 59H71V60H70ZM127 59H128V60H127ZM156 59H157V61L159 60L158 62H160V63L155 62ZM176 59L178 60V62H179V61L183 62V64H182L181 66L179 65V66L181 67V68L179 69V71H177V70H178L177 67H179V66H178V64H177V60H176ZM224 59H225V58H224ZM259 59H260V60H259ZM28 60H29V61H28ZM39 60H40V61H39ZM44 60H46V61L49 60L50 62H49V61H47V62L45 61V62H44ZM56 60H58V61H56ZM90 60H91V62H92V65L90 64ZM98 60L100 61V65H98V63H99ZM105 60H106V62H105ZM112 60H114V61H112ZM122 60H123V63L121 62ZM255 60H256V61H255ZM257 60H259V61L257 62ZM11 61H12V62H11ZM20 61H21V62H20ZM32 61H33V62H32ZM34 61H35V63H34ZM38 61H39V62H38ZM59 61H60V62H59ZM81 61H82L83 64L80 63ZM85 61H86V60H85ZM110 61H111V62H110ZM125 61H126V63H124ZM150 61H151V62H150ZM164 61H167V62L164 63ZM250 61H251V62H250ZM5 62H6V63H5ZM8 62H9V63H8ZM15 62H16V63H15ZM27 62H28V63H27ZM40 62H42V63H40ZM57 62H58V63H57ZM97 62H98V63H97ZM114 62H116L117 64H115ZM135 62H136V63H139V66H141V67L145 66V67H143V68H145V69H146V67L149 68V71H152V70H153L152 72H153V76H155L154 78L156 79V82H155V83L153 82V84L150 85V84L152 83L151 79H152V80L154 79V78H151V79H150V81H151L150 84H145V83H148V82H149V81H146L145 83H143V85L145 84V85H147V86H145V85L143 86V85H142V82H143V81H140V80H142L143 78L141 77V75H138V73H137V70H138L137 66H138V64H136ZM153 62H154V63H153ZM169 62H170V63H169ZM174 62H176V63L174 64ZM186 62H185V63H186ZM190 62H191V61H190ZM244 62H245V64H244ZM255 62H256V63H255ZM4 63H5V64H4ZM12 63H13L14 65H13ZM33 63H34V64H33ZM36 63H38V64H36ZM43 63H44V64H43ZM49 63H50V64H49ZM56 63H57V64H56ZM60 63L62 64L63 67L61 66ZM73 63H74L75 65H74ZM77 63H79L80 65H78ZM87 63H89L88 65H91V67H92V66H93V67H92V68H91L90 66L88 67ZM110 63H112V64H110ZM141 63H143V64L145 63L146 65H143V64L140 65ZM150 63L153 64V65H151ZM187 63H186V65H187ZM219 63H221V64H219ZM229 63H230V64H229ZM250 63L256 64V65H253V64H250ZM257 63H258V64H257ZM262 63H263V62H262ZM3 64H4V65H3ZM16 64H17V65H16ZM41 64H42V65H41ZM45 64H46V67H44ZM47 64H48L49 67L52 66V69H51V68H48ZM55 64H56V65H55ZM66 64H67V67H65ZM81 64H82V65H81ZM94 64H95V66H94ZM114 64H115V65H114ZM121 64H122V65H121ZM129 64H131V65L133 66V67L131 66V68H135L134 66L137 65V66H136L137 69H136V68H135L134 70L131 69ZM135 64H136V65H135ZM149 64H150V66H149ZM163 64H164V65H163ZM172 64H174V65L172 66ZM176 64H177V65H176ZM188 64H189V63H188ZM200 64H201V65H200ZM1 65H2V66H1ZM25 65H26V66H25ZM29 65H30V66H29ZM54 65H55V67H54ZM64 65H65V66H64ZM96 65H98V66H96ZM112 65H114L116 68H115L114 66H112ZM120 65H121L122 68L119 67ZM127 65H129V67H128ZM147 65H148L149 67H148ZM184 65H185V64H184ZM219 65L221 66V68H220ZM244 65H245V66H244ZM248 65H250V67H249ZM251 65H252L253 70H255V67H257V66H261V67H260V68H261L260 74H259V70H258L259 67L256 68V70H258V72H257L256 70H255V71L252 70ZM262 65H263V64H262ZM12 66H13V67H12ZM19 66H20V67H19ZM34 66H35V68H34ZM73 66H74L75 69L73 68ZM100 66H102L104 70L102 69V67L100 68ZM124 66H125V67H124ZM139 66H138V67H139ZM154 66L156 67V65H154ZM157 66H158V65H157ZM174 66H175V67H174ZM200 66H201V67H204V68L199 69L198 67H200ZM229 66H230V67H229ZM239 66H242V67L244 68V71H242L243 68H242V67L239 68ZM246 66H247V67H246ZM18 67H19V68H18ZM23 67H24V68H23ZM43 67H44V68H43ZM53 67H54V69H53ZM56 67H57V68H56ZM59 67H61L62 69L59 68ZM86 67H87V68H86ZM97 67H98V68H97ZM141 67H139L138 72L140 71V69H142V71H143V68H141ZM158 67L160 68V66H158ZM162 67H161V69L163 70ZM167 67H165V69H166ZM169 67H168L166 70H168ZM186 67H187V66H186ZM186 67H184V69L187 70ZM233 67L237 70L236 73H234V72H235V71H234L235 69H234ZM245 67L248 68V69H246ZM12 68H13V69H12ZM16 68H18V70H17ZM32 68L35 70L34 72H33V69H32ZM64 68H65V69H64ZM77 68H78V69H77ZM79 68H80L81 70H79ZM82 68H83V70H85V69H86V70H85V71H82ZM89 68H90V69H89ZM95 68H96V69H101V70H98V73H99V74L97 73V71H95V70H96ZM123 68H124L125 70H124ZM174 68H175V69H174ZM176 68H177V69H176ZM227 68H228V69H227ZM229 68H230V69H229ZM232 68H233V69H232ZM14 69H15V70H14ZM30 69H32V70H30ZM43 69H44V70H43ZM119 69H120L121 71H120ZM128 69H129V70H128ZM130 69H131V71H136L137 74L134 73V72H131ZM215 69L217 70V68H215ZM245 69H246V71H245ZM249 69H250V70H249ZM1 70H0V71H1ZM13 70H14V71H13ZM25 70H26V72H25ZM28 70H29V72L31 71L30 73H32V72H33V73H32V74L29 73V74H30V75H29L28 72H27ZM50 70H53V71L56 70L57 72L54 71V72H55V73H54L53 71H50ZM74 70H75V73H74ZM76 70H79V71H76ZM89 70H90V73H89ZM146 70H148V69H146ZM146 70H144V71H146ZM166 70H163V72L166 71ZM171 70H172V69H170V71L168 70V73H167L168 77H170V76H169V75H170L169 72H170V73L172 72V73L174 74V72L171 71ZM228 70H229V71H228ZM247 70H248V71H247ZM263 70H264V68H263ZM20 71H19V73H20ZM63 71L65 72L64 79H65L66 77H68L69 80H70V82L72 83V84H71L70 82H68L66 85H68V84L70 83V89L73 88V90H71V91L68 90V92H67L66 90L69 89V85L66 86V85L64 84L66 88L68 87L67 89L64 87V88L66 89V90L64 89V91L66 92V93H65V96H64V92H63L62 90H60V89L63 88V87L59 86V83L56 84V83L54 82L55 79H56L57 77H58V79L60 80L59 76H60V73H61V75H62V73L64 74ZM80 71L83 72V73H81ZM86 71H87V72H86ZM92 71H93V72H92ZM94 71H95L98 75H96V73H95ZM102 71H103V72H102ZM117 71H118V72H117ZM122 71H123V73H122ZM124 71H125V72H124ZM127 71H128V72H127ZM227 71H228V73L233 72V75H232V73L227 74ZM249 71H250V72L253 71L254 73L257 72V74H259V77H258V82H259V84H260L259 87H257V86H258V85H257L258 82H257V83L255 82V81H257V80L254 79V82L256 83V85H254V84H255L254 82H252V83H254V84H252V83L250 82V80H252V78H253L252 76H251V77H252V78H251L250 75L253 74V73L251 72L250 75L246 74V73H248ZM12 72H13V73H12ZM49 72H50V73H49ZM51 72L53 73V75H52ZM77 72H78V73H77ZM79 72H80V74H82L81 77H80V75H79ZM91 72H92V73H91ZM105 72H107V74H106L107 76H108V74H109V76H110L109 78H110L111 86H110V83L108 82V81H109V78H108V77L106 78V77H105L106 75L104 76ZM119 72H120V73H119ZM130 72H131L132 74H131ZM147 72H148V71H147ZM152 72H149V73H151V74H146V76H143V77L150 78V75H152ZM183 72L186 73V71H183ZM239 72H240V73H239ZM242 72H243V73H242ZM250 72H249V73H250ZM11 73H12V74H11ZM26 73H27V76H26ZM94 73H95V74H94ZM101 73H102V74H101ZM117 73H118V74H117ZM124 73H128L127 76H129V77L126 76V77H123V79H122V76H125V75H126V74H124ZM133 73H134L135 75L138 76V77H137L138 80H137V78L135 77V75H133ZM143 73H144V72H143ZM145 73H146V72H145ZM145 73H144L143 75H145ZM172 73H171V74H172ZM187 73H188V71H187ZM197 73H200V75L197 74ZM216 73H217V74H216ZM38 74H39V73H38ZM38 74H37V75H38ZM54 74H55V75H54ZM56 74H57V75H56ZM58 74H59V75H58ZM84 74H85V75H84ZM89 74H90V75L92 74L91 77H90ZM100 74H101V76H100ZM129 74L135 78V79H134V82H135V81H138V82L140 81V82H141V84H139L140 86L138 87V89H140V91H137V90H138V89H137V85H138L137 83H138V82H137V83L135 82V83H136V87H134V86H133L134 83H133V81H132L133 78H131V76H130ZM139 74H142L141 71H140ZM173 74H172V75H173ZM178 74H179V75H178ZM218 74H220V75H218ZM234 74H236V75H234ZM237 74L240 75V76H238ZM39 75H40V74H39ZM50 75H51V76H50ZM78 75H79V77H78ZM83 75H84V76H83ZM93 75H94V76H93ZM102 75H103L104 77H103ZM111 75H112V76H111ZM147 75H148V76H147ZM162 75H164V74H162ZM165 75H166V73H165ZM167 75H166V76H167ZM217 75H218V76H217ZM229 75H230V76H229ZM245 75H248V76H249L250 79H248V78H247V79H248V81L251 83L250 85H251V86L254 85L255 87H254V86H253V87H254V88H257V90L255 89L256 91H254V88H252V89H253V90H252L251 87L249 86V82H248V86H247V85H246V86H247L248 88L250 87V90H252V92H251L249 89H247V90H249L251 93H250L249 91L246 90V86H244L243 88H241L242 85H240L241 87H240V86H239V87H240L241 89H239V91H240V92H243V91L245 90L246 93L243 92V95H242V93L239 94V95H237V94H236V92H237L236 90H238V89L236 88V90H235L236 92L234 93L235 95L232 94V92H234V91H233V90H234V87H236V83H239V84H240V82H243V81H241V80H243V76H245ZM255 75H256V73H255ZM4 76H5V74H4ZM6 76H7V75H6ZM6 76H5V77H6ZM20 76H21V77H20ZM22 76H23V77H22ZM29 76H30V77H29ZM55 76H56V77H55ZM97 76H98L99 78L101 77L100 81H96V80H99V79H97V78H98ZM120 76H121V77H120ZM139 76H140V77H139ZM160 76H161V77H160ZM199 76H201V79H202V80L199 78ZM219 76L222 77V79H223V77L225 76V77H224V82H222L224 86H223L222 83L220 82V81H223V80H220L221 78H220ZM227 76H228V77H227ZM234 76H235V78H234ZM248 76H245V81H244L245 84L247 83V82H246V80H247L246 77H248ZM257 76H258V75H257ZM257 76H256V78H257ZM260 76H262V78H260ZM7 77H8V76H7ZM7 77H6V78H7ZM25 77H26V80H24ZM27 77L30 78L29 81L27 80V79H28ZM34 77H35V80H36V77H37V76L35 75ZM40 77H41V76H38L37 79H40ZM43 77H44V76H43ZM53 77H54V78H53ZM60 77H61V76H60ZM77 77H78V79H80V80H78ZM87 77L89 78L88 80L91 79L93 82L95 81L97 84L101 82V84H102L101 87L103 88V90H102L101 88H99L100 86L98 87L97 84L93 83L91 80H90V81H87ZM117 77H116V78H117ZM156 77H157V78H156ZM218 77H219V78H218ZM226 77L229 78V79H230V77H231V79H232V77H233V79H232V80L230 79V81H229ZM241 77H242V79H241ZM81 78H82V79H83V78L86 79L85 82L87 81V83H84V81H83L84 79L81 80ZM95 78H96V80H95ZM104 78L108 79L106 82L108 83L109 86L107 85L106 82H104V80H103ZM112 78H113V81H111ZM125 78H128V79H126V80L128 81V83L124 80ZM129 78H131L132 80L129 79ZM140 78H141V79H140ZM171 78H172V76H171ZM236 78H237V79H236ZM254 78H255V77H254ZM8 79H9V78H8ZM51 79H53V80L51 81ZM61 79H63V75H62V78H61ZM106 79H105V80H106ZM144 79H145V78H144ZM160 79H158V80L160 81ZM174 79H173V80H174ZM199 79H200V80H199ZM239 79H240V80H239ZM49 80H50V82H54V84H53V83H50ZM56 80H57V79H56ZM101 80H103L104 84H106L104 87H103V83H102ZM115 80H118V79H115ZM130 80H131V82L133 83V84H132V86L134 87L133 89H134V90L136 89V92L134 91V94H132V92H130V91L132 90V88H131L132 86L130 87L131 83H129ZM147 80H149V79H147ZM168 80H169V81H168ZM181 80H183V78H182ZM207 80H208L209 83L206 84L205 82H206ZM226 80H227V81H226ZM233 80H234V83H233V84H234L235 86L232 85V86H233V88H232V86H231L232 83L230 84V82H233ZM238 80H239V81H238ZM8 81L11 82L10 79H9ZM36 81H37V80H36ZM73 81H74V83H73ZM78 81H79V82H78ZM80 81H81V82H80ZM124 81H125L126 83H125ZM153 81H154V80H153ZM195 81H196V82H195ZM228 81H229V84H230L229 86H231V88H232V89H231L232 91H230L231 94H229V93H230L229 91H228L229 93H227V90L225 89V86H226V88L228 87V86H227L228 83H227V85H225V83L228 82ZM235 81H238V82L235 83ZM252 81H253V80H252ZM34 82H35V81H34ZM56 82H57V81H56ZM58 82H59V81H58ZM77 82H78V83H77ZM112 82H113V83L115 82V83L113 84ZM199 82H200V83H199ZM203 82H204L205 84H204ZM213 82H214V83H213ZM27 83H28V85H27ZM82 83H84L85 85L83 84L84 86H82ZM91 83H92V84H91ZM172 83H174V82H172ZM176 83H177V82H176ZM189 83H188V84H189ZM201 83H202V84H201ZM215 83H216L217 85H218L219 83H220V84L217 86V85H214ZM10 84H11V83H10ZM13 84H14V83H13ZM15 84H14V85H15ZM23 84H24V85H23ZM32 84H33V83H32ZM55 84H56V85H55ZM93 84H95L98 88L95 87ZM101 84H100V85H101ZM112 84H113V85H112ZM155 84H157L158 86H157V85L154 86ZM169 84H170V83H169ZM208 84H209L210 86H207ZM212 84H213V85H212ZM241 84H243V83H241ZM245 84H244V85H245ZM263 84H264V83H263ZM14 85H13V88H11V89H9V90H5V91L2 90V91H1V93H3V94H1V95H3V96H4V95H5V96L7 95L6 97L4 96V97H5L4 101H6V102L9 101V102H7L8 104L5 105L6 107H3V109H4V108L6 109L7 106L9 107V105H10V104H13L14 101H15V104H16V105H15V104H13V105H15L16 107H18V104H17V103H18L19 100L17 99V98H18L17 95L19 96V93L16 95L17 92L15 93V91H14V90H15V89H14ZM19 85H20V86H19ZM22 85H23V86H22ZM54 85L56 86V89H55V87H54V88L52 87V86H54ZM71 85H72V86L74 85L75 88H74V86L71 87ZM77 85H78V86H77ZM87 85H88V86H87ZM92 85H93V86H92ZM98 85H99V84H98ZM125 85H127V86H125ZM141 85H142L144 88L146 87L145 89H146L147 91L142 90V89H144V88H140V87H142ZM149 85H150V86H149ZM165 85H166V84H165ZM220 85L223 86V89L226 90V92H222V91L219 92V90H220V88H221V87H219ZM18 86H19V87H18ZM57 86H58L59 88H60V87H61V88L59 89ZM76 86H77V88H76ZM86 86H87V87H86ZM151 86H152V87H151ZM205 86H207V88L209 87L208 91H207V89H204V88H206ZM214 86L216 87V89H217V87H218V89H217L216 91H214V88H215ZM79 87H80V88H79ZM84 87H85V88H84ZM91 87H93V88H91ZM107 87H108V88H107ZM112 87H116V88H113L115 91H114V90H111V91L109 90V89H111ZM129 87L131 88V90H130ZM202 87H204V88H202ZM211 87H212V88H211ZM213 87H214V88H213ZM237 87H238V86H237ZM44 88L42 89V91L44 90ZM49 88H50V89H49ZM78 88H79V89H78ZM89 88H90V89H89ZM95 88H97V90L95 91L96 93L92 90V89L95 90ZM106 88H107V89H106ZM152 88H153V89H152ZM179 88H180V89H179ZM181 88H183V89H182L183 91L181 90ZM210 88H211V91H212V92L209 91ZM229 88H230V87H229ZM13 89H14V90H13ZM54 89H55L56 91H54ZM57 89H59V90L57 91ZM76 89H77V90H76ZM80 89H81V90H80ZM84 89H86V90L83 92ZM116 89H117V90H116ZM151 89H152V91H151ZM164 89H163L162 91H164ZM176 89H177V90H176ZM199 89H200V90H201V89H204V90H201V91H202V93H201V91H200ZM223 89L221 88V90H223ZM242 89H244V90L241 91ZM11 90H12V92L15 93V94H14V95H15L14 98H13V93L11 92ZM19 90H17V91H18V92H21V91H19ZM91 90H92V91H91ZM98 90H99L100 93H101L100 90H102L104 93L102 92V93L100 94V93L97 92ZM104 90H105V91H104ZM107 90H108V91H107ZM127 90H128V91H127ZM179 90H181V91H179ZM224 90H223V91H224ZM228 90H230V89H228ZM9 91H10V92H9ZM22 91H25V90L22 89ZM33 91H34V90H33ZM37 91H39L38 95L40 94V95H39V98H43V99H42L43 101H41V102L39 101V100H41V99L37 98V97H38V95H36V94H37ZM37 91H36V94H35V92L33 93L32 90H31L30 92H28V93H31L32 96L35 94L36 97L34 96V99H36V102H35V100L33 99L32 96H30L29 98L27 97V95H25V96H26L27 99H29V100H30V98H31L30 101H31V102H34V105H36V103H37L36 106H39V107H38L39 109H36V107H35L32 103H29V102H30L29 100H28V102H25V101H26V100H25V99H26L25 96L22 97V98L19 96V97L21 98V100H22L23 98H25V99H24L25 101L22 100V101H24V104H23L22 102H20V103H22L20 106L23 107V109L26 108V109H24V110H26L27 112H28L30 109H35V110L38 111V112H37V111H36V112L39 113V111L42 110V109H44V107H45V100H44V97H45V96H44V94L46 95L47 91H46L45 93H44V91H43V92L40 91V90H37ZM73 91H74V92H73ZM87 91H88V92H87ZM89 91H90V92H89ZM132 91H133V90H132ZM141 91H142V92H141ZM143 91H144L145 93H143ZM149 91H151V92H149ZM162 91H161V92H162ZM173 91H172V92H173ZM178 91L181 92L182 94H185V92L187 91V93L189 92L190 95H189V93H188V94H186V97H182V98H181V93H179V94H180V95H179V94H178ZM198 91H197V93H198ZM203 91H204V92H203ZM261 91H263V90L261 89ZM261 91H260V93H261ZM6 92H7V93H6ZM41 92H42V95H41ZM59 92H60V94H59ZM61 92H63V96H64V97L62 96ZM69 92H70L71 94H70ZM72 92H73V97H74L75 95H76V97H79V98L81 97L80 100H83V101H82L83 104H85V103L88 102V103H91V105H92V104H93V105L95 104V106L97 105L96 108H95V110H94L95 112L93 111V108H94V107H92V106H89V107H88L87 104L84 105V106H86V108L83 106V108L81 107L82 109H80V106H82V104H81L79 98H75V97H74V98H75V101L72 103L74 107L72 106V104L68 105L70 100H71V102L73 101V100H72V98H73V97H72ZM77 92H78V93H77ZM79 92H81V94H82L83 96L85 95V97H83L81 94H79ZM86 92H87V93H86ZM105 92H106V93H105ZM109 92H110V93H109ZM124 92H125V93H124ZM128 92H130V93H128ZM183 92H184V93H183ZM207 92H209V93H207ZM215 92H216V93H219V95L222 93V94L220 95L221 97H219V95L217 94V95H215V97H216V98H215V97H214V94H216ZM240 92H239V93H240ZM263 92H264V91H263ZM263 92H262V93H263ZM8 93H9V94H8ZM25 93H26V92H25ZM32 93H33V94H32ZM49 93H48V96L50 95ZM113 93H114V94H113ZM135 93H137V94H136L137 96H139V95L141 94V95H140L141 97H142L144 94L147 93L146 97H145V95H144L143 97H144L146 100H147V97H148V98L150 99V101H151L152 98L156 97V99H154V100H156V101H153V99H152V101H151V102H156V103H155V104H153V103L149 104L150 102L148 103V101H147L146 103H144L146 100L142 98V99H143V101H142L143 103H142V104H143L144 107H145V106H146V107H145V108L143 107L144 109H143V108H142V109H143L144 111H141V112H140V113H142V112H144V113L137 115V114H138V111L141 110V108H140V109H137V108H139L140 106L142 107V104H141V100H142V99L140 98L141 100L138 101L141 105H140L139 103H137V101L135 102L136 104L133 105V106L135 107V110H132V111L129 110V108H130V107L132 108V106H130V107L128 108V106H127V104H126V103H127L126 99L128 100V98H127L128 94H129L130 97L133 98V96L135 97ZM150 93H156V94L151 95ZM197 93L195 92L194 94H197ZM211 93H212V95H211ZM223 93H224V94H223ZM226 93H227V94H226ZM237 93H238V92H237ZM262 93H261V94H262ZM58 94H59V95H58ZM68 94H69V97H68ZM103 94H104V95H103ZM117 94H118V95H117ZM124 94H127V96L124 95ZM172 94H173V93H172ZM203 94H204V96L206 95L205 98L203 97ZM209 94H210L211 96H210ZM225 94H226V96L229 94L228 97H227V99H228V98H230V99H228V101H227L226 103H225V102L223 103L221 99H224V98H225V96H224ZM66 95H67V99H68L69 101L65 98ZM78 95H80V96H78ZM86 95H87L88 98L86 97ZM105 95H108V97H106ZM123 95L126 97V99H125V102H126V103H125V104H126V108H128V110H127L126 108L123 109V110H121V108H120V107H122V106H123V107L125 106V105L122 103V102L124 101L123 99L125 98V97L122 98ZM150 95H151L152 97H151ZM155 95H156V96H155ZM159 95H160V94H159ZM222 95H223L224 97H223ZM230 95H231L232 97H231ZM233 95H234V96H233ZM10 96L12 97V100H14L13 103H12L11 100H6V99H8ZM58 96H60V97H59L60 99H61V97H62L64 100H63V99L60 100V99L58 98ZM92 96H93V97H92ZM96 96H97V97H96ZM99 96H100V97H99ZM114 96H115V97H114ZM119 96H120V97H119ZM129 96H128V97H129ZM137 96H136V97H137ZM182 96H183V95H182ZM208 96H210V98H212V96L214 97V99H213V98L211 99V100H213V101L215 100V101H214V104H213V102L209 99ZM1 97H2V96H0V99H3V98H4V97H3V98H1ZM11 97H10V99H11ZM70 97H71V99H70ZM91 97H92V98H91ZM136 97L133 98V99H138V100H139V97H137V98H136ZM169 97H168V98H169ZM206 97L208 98L207 101H206ZM74 98H73V99H74ZM114 98H116V99H114ZM119 98H120V99H119ZM202 98L204 99L203 102H202ZM237 98H238V97H237ZM16 99H17V100H16ZM65 99H66V100H65ZM93 99H94V100H93ZM97 99H98V100H97ZM118 99H119V100L122 99V101H118ZM149 99H148V100H149ZM227 99L225 98L223 101H226ZM21 100H20V101H21ZM32 100H34V101H32ZM37 100H38V101H37ZM76 100H78L79 102L76 101ZM100 100L103 101L104 103H106L107 100H108V102H110V100H111V102H112L113 104L107 102V103L109 104V108H108L109 111H108V112H109V114L113 113V116H112V115L108 116V112H107V114L104 113L105 110L107 111V108L105 109L106 106L103 107V108H101V107H102V104H101V105L98 104V102H99ZM114 100H115V101L117 100L118 102L116 103ZM144 100H145V101H144ZM180 100H181V101H180ZM260 100H261L263 103H262ZM1 101H2V100H1ZM84 101H85V102H84ZM128 101H129V100H128ZM157 101H158V102H157ZM165 101H166V102H165ZM183 101H184V100H183ZM187 101H188V100H187ZM193 101H194V102H193ZM200 101H201V102H200ZM208 101H209V102H208ZM10 102H11V103H10ZM57 102H58L59 104H58ZM62 102H64V104H63ZM75 102H76V103L78 102V103L76 104ZM114 102H115L116 104H115ZM120 102H121L122 104H121ZM161 102H162L163 105L161 104ZM204 102H206V103H204ZM210 102H211V103H210ZM221 102H222L223 104H222ZM2 103H3V101L1 102V104H2ZM9 103H10V104H9ZM20 103H19V104H20ZM27 103H28V105H26ZM99 103H101V102H99ZM104 103H103V104H104ZM107 103H106V105H108ZM119 103H120V104H119ZM147 103H148V104H147ZM158 103H159V104H158ZM164 103H165L166 107H165ZM166 103H167V104H166ZM182 103H183V105H182ZM208 103H210V105L213 104V105L215 106V107H214L213 105H212V106H208V107H210V110H211V111L209 110L210 112L208 111V109L206 110V111H208V113H211V112L213 111V113H211V115H213V116H211V115L209 114V115L211 116V119L208 120V121L205 120V121H207V123L204 121V124H203L202 121L205 119V117H208V116H205L204 118H201V116L198 115V112H200L201 109H202V110H205V109L207 108V104H208ZM220 103H221L222 105H221ZM253 103H255V102H253ZM259 103H260V104H263V105L261 106V105H259ZM1 104H0V106L2 107L4 104H3V105H1ZM30 104H32V105H30ZM74 104H75V105H74ZM78 104H81V105H78ZM114 104H115V105L119 104L120 106L117 105L119 108L116 107V106H115L116 108H114V106H113ZM133 104H134V103H133ZM145 104H146V105H145ZM13 105H12V106H13ZM29 105H30V107H29ZM57 105H58V106H57ZM67 105H68V106H67ZM76 105H77V108H76L75 110H73V109L76 107ZM89 105H90V104H89ZM128 105H129V104H128ZM130 105H132V104H130ZM136 105H139V107L137 106V108H136ZM152 105H153V106H152ZM155 105H156V106H155ZM157 105H158L159 107H158ZM174 105H176V103H175ZM190 105H191V107H193V105H194V106H195V105H198L196 108H197L199 111L197 110V113L195 112L196 114H195V115H192V116H194V121H193V120H190V119H191V117H190V112H191V111H189V110H194V109L196 110V108L193 107L194 109H191V108H190ZM204 105H206V108H204V107H205ZM208 105H209V104H208ZM238 105H239V106H238ZM248 105H247V106H248ZM24 106H25V107H24ZM27 106H28L30 109H27ZM53 106H55V107H53ZM69 106L72 107L73 109L70 108ZM98 106H101V107L98 108ZM147 106L149 107V110H150L152 113L155 112V111L157 110L156 112H159V115H160V113H161V116H159L158 114L155 113L157 116H159V118H156V115L153 113V116H155L154 119L156 118L155 120H153V119H152L153 116H152L151 112L148 110V107H147ZM151 106H152V107H151ZM183 106H184V107H183ZM234 106H235V105H234ZM10 107H11V106H10ZM21 107H19V108H21ZM33 107H34V108H33ZM41 107H42V108H41ZM62 107H63V108H62ZM161 107H162V108H161ZM163 107H165V108H163ZM211 107H212V108H211ZM40 108H41V109H40ZM53 108H54V110H53ZM64 108H66V109H64ZM67 108H68L69 113H68V111H67ZM69 108H70V109H69ZM88 108L90 109V111H93V112H92V113H89L90 111L88 110ZM131 108H130V109H131ZM155 108H156V110H155ZM158 108H160V109H158ZM217 108H218V109H217ZM252 108H253V106H252ZM258 108L261 109V111H262L263 113H262V112L259 113V109H258ZM0 109H1V108H0ZM16 109H17V108H14L13 111H12V112H15V114H16V111H17ZM55 109H57V110H55ZM58 109H59V110H58ZM86 109H87V111H86ZM97 109H98V110H97ZM103 109H104V110H103ZM111 109H112V112L110 113ZM115 109H116V110H115ZM136 109H137V110H136ZM146 109H147V110H146ZM151 109L154 110V111H152ZM162 109H163V110H162ZM164 109H167L169 112L167 111V112H168V113H167ZM213 109H214L215 111H214ZM240 109H241V110H240ZM61 110H64V112L61 111ZM65 110H66V111H65ZM71 110H72V112H73V113H71L72 115H73L75 112H77V113H75L76 116H78V117H82V116H83L82 118H83L84 120H83L82 118H80L81 120L78 118L79 120L76 121V119H77L76 116H75V118H76V119H75L74 117H72V115H71L70 119H69V118L66 119V120H69V122H71V121H73V120L75 119L76 123L78 122L77 124H80V128L83 127V128L80 130L81 133H80V131H78V129H79V125H77L76 123H75L76 125L74 124L75 121L70 125L68 122H67V123L65 122V119H64L65 117H63V119H61V118H62V115L64 116V114H65V116H66L67 113L70 114V111H71ZM84 110L86 111V113H85ZM99 110H100V111H99ZM101 110H102L103 114H102ZM124 110H125V111H124ZM126 110L128 111V113H129V111H130V116L128 115V113H127ZM145 110H146V111H145ZM161 110H162V112H161ZM195 110H194V111H195ZM216 110H217V111H216ZM224 110H225L226 112L224 113V116H223V117L226 118L225 116H226L227 110H226V108H224ZM250 110H252V111L250 112ZM22 111H23V110H22ZM57 111H58V112H57ZM83 111H84V112H83ZM117 111H119L120 114H119V112H117ZM122 111H123V113H122ZM133 111H134L135 113H137V114H135V115H137V117H135ZM206 111H201V113H202V112H203V113L205 112V113H204V114H201V113H200V115H202V117H203L204 115H208V113H207ZM1 112H2V111H1ZM1 112H0V113H1ZM3 112H5V110H4ZM24 112H25V111H24ZM29 112H30V111H29ZM29 112H28V113H29ZM41 112H42V111H41ZM41 112H40V114H41ZM49 112L51 113V111H49ZM49 112H48V113H49ZM54 112H55V115H54ZM61 112H62V114L59 115V113H61ZM98 112H99V113H98ZM100 112H101V113H100ZM149 112H150V113H149ZM165 112H166V113H165ZM181 112H183V113H181ZM214 112H215L216 114H215ZM82 113H84V114H82ZM87 113L89 114V115H88L89 117L87 116ZM97 113H98V114H97ZM114 113H115V114H114ZM169 113H170V114L172 113V114L174 115L175 118L173 117V115H169ZM193 113H194V112H193ZM220 113H221V112H220ZM1 114H2V113H1ZM13 114H14V113H13ZM40 114H39V115H40ZM68 114H67V115H68ZM77 114H78V115H77ZM80 114H82V116H79ZM92 114H93V115H92ZM131 114H133V115H131ZM162 114H163V116H162ZM166 114H167V115H166ZM184 114H185L186 116L189 115L188 117H189L190 119H189L188 117H186V120L188 121V119H189L188 122L192 123V125L195 124V122L198 120V119H197L198 117H200V118H199L200 120L202 119V121H200L201 123H200L199 120H198V121L196 122L197 125H196V124L193 125L194 128H195V130H194L193 128H192L193 130L191 129V126H192V125H191L190 123H186V122H185L186 120L184 119V118H185V115H184ZM217 114H218V115H217ZM221 114H222V113H221ZM8 115H9V114H7V113H4V114H3L4 117L7 116V119L4 118V117H1L2 115H0L1 119H3V118L5 119V120H2V121H5L4 127H7V126H5V125H6L7 122H8V121H7L8 118H9V121H10L11 117L13 116L12 114H10L9 117H8ZM11 115H12V116H11ZM35 115L37 116V114H35ZM35 115H33V116H35ZM39 115L37 116V118L39 117ZM90 115L93 116V117H92L93 119L91 118ZM98 115H99V116H98ZM101 115H102V116L104 115L103 117H105L104 119L107 120V122L103 119V117H102ZM105 115H106V116H105ZM120 115L122 116V118H121ZM123 115H124L126 118H125ZM126 115L129 116V117H128L129 119H131V120L128 119V122H129V121H132V120H133V121L135 120V122L138 124V125H136L135 122H133V123L129 122V123H128V124L131 123V124H132L133 126H135V128H136V131L132 130L133 135H134V134L136 135V133L138 134L140 131H141V134H143V135L147 134V135H148V133L151 131V132L153 133V134L150 133V134H151V135H150L151 137H150L149 135H148L149 138H148V136H146V135H145L144 137H147V138H146V139H147V142H148V140H150V143H151V141L154 142L155 139H153V138H157V140H158V138H159V142H158L157 140H155V142H154L155 146H157V142L160 143V139H161L160 137H162V138L164 137L162 140L166 139L164 142L161 140V143L163 142L164 144H162V145L159 144V145H161L163 148L160 147V146H157L158 148L156 147L157 149H159V151H162V149L164 150V151H162V153H161L163 156H164L163 152H164V153L167 152V154L171 155V153H168V152H170V150H171V149H170V150L168 151V149H169V145H171V144H168V143H172L173 149H174V146H176L177 144H179V145H180V146H178L179 149L177 150V149H176L177 147H176L174 150H175L177 153H178V151H179L180 153H183V152L185 151L184 154H183L184 156H183V155H182V156H183L184 158L186 157L187 159L183 160V159H180V158L178 157L180 160H179L178 162H177V161H176V162H177V164L179 163L180 168L182 167L183 170H184L185 172H182L183 170H182V169L180 170V168L178 167V165H176L175 162H174V164L176 165V167H178V169H176V171L173 170V169L176 168L174 164H173V166H174L175 168H174L173 166H171L170 164H166V163H169V161H170V160H168V158H169L170 156L167 155L168 157H165V156H166V153H165V156L163 157L162 161L157 160V157L159 156L160 153H159V151H158L157 149H156L157 151L155 150L154 145H153L154 149H152L153 147H149V146H152V144L148 145V147L145 148V150H146V149H148V151L151 150V152H152L153 154L150 153V152H148L147 150H146V151H147V154L145 153V152H146L145 150H144V152H143L142 149H141L140 147H142V148L144 149V146H145V145H143L144 143H142V142H143L142 140H144V139H143L144 137L142 138V140H141V138H140V140H141L142 142L139 141V142L136 143V142H135V139H136V137H137L138 135H136V137H135V135H134L133 137H135V139L133 140V139H132V135H130V134H132L131 131L127 132V131H125V129H126L127 127L123 128V127L125 126V125H122L123 122H124V120L127 121V116H126ZM143 115H144V116H143ZM146 115H147V116H146ZM177 115H181V116L183 115V116H184L183 118H182L181 116H180V117L178 116V119H181V118H182V121L176 119ZM222 115H223V114H222ZM250 115H251V114H250ZM253 115H254V116H253ZM10 116H11V117H10ZM56 116H58V117H56ZM73 116H74V115H73ZM84 116H85L86 118H89V120L85 119ZM95 116H97L96 118H97L98 120H96ZM107 116H108V117H107ZM115 116H117V122H116V120H115V122H116L115 124H117V123L121 124V125H122L121 128H120V125H119V128H117V129L115 128V127H118V124H117V126H115V124H113V123H114V120H113V119H114V118L116 119ZM133 116L135 117L134 119H132ZM139 116H141V117H139ZM168 116H169V117H168ZM171 116H172V117H171ZM197 116H198V117H197ZM210 116H209L207 119H209ZM214 116H216V117H214ZM59 117H60V118H59ZM67 117H69V116H67ZM109 117H110V118H109ZM112 117H114V118H112ZM118 117H120V119H119ZM138 117H139V118H138ZM147 117H148V118H147ZM162 117H163V118L165 117L167 120L165 119V121H164V119H163ZM237 117H236V118H237ZM257 117H258L259 119H258ZM32 118H33V117H32ZM51 118H52V119H51ZM72 118H74V119H72ZM106 118L110 119L109 122H108V119H106ZM146 118H147V119H146ZM160 118H161L162 120H161ZM187 118H188V119H187ZM254 118L257 119V121H255L257 124L254 122V120H256V119H254ZM26 119H27L28 121H30V119H28L27 117H26ZM26 119H25V118L22 119V120L20 121V122H21L20 124H26V123L28 122ZM53 119H54L55 121H54ZM71 119H72V120H71ZM90 119L92 120V123H91V120H90ZM94 119H95V120H94ZM101 119H102V120H101ZM123 119H124V120H123ZM140 119H142V120L145 119V120L142 121V120H140ZM149 119H150V121H149ZM157 119H158V121H157ZM159 119H160V120H159ZM170 119H171V121H170ZM174 119H175V120H174ZM183 119H184L185 121H183ZM192 119H193V118H192ZM238 119H237V120H238ZM242 119H244V120H242ZM56 120H60V121L62 120V122L60 123V125L63 124V126L61 125V126H62L61 129H60V125L58 124L60 121L57 122ZM82 120L85 121V124H87V122H86V120H87V121L89 122V124H87V126H88V125H89V126H88V127L85 126V125L83 124L84 122H83ZM118 120H121L122 122H121V121H118ZM147 120H148V121H147ZM152 120H153V121H152ZM195 120H196V121H195ZM247 120H248V117H247ZM259 120L261 121L260 124H259ZM6 121H7V122H6ZM79 121H81V123H79ZM98 121H100V122H98ZM102 121H104L103 123H105V122H106V123L103 124ZM110 121H111V122H110ZM141 121H142V122H141ZM154 121H156V122H154ZM162 121H163L164 123H163ZM169 121H170L171 123H172V121H175V122L177 121V123L179 122L178 124H180V123L182 122L181 125H184V124H185V125L183 126L184 129H180V128H179L181 125L178 126V128L175 127V128L178 129V130H176V129L173 127V129H172L173 131H172V130L170 129V127H169L168 129H169L170 131H172V135H171V134L168 135V133H170V131L167 132V128L163 127V129H162V127H160V126L163 125V126H167V127H168V125L171 124ZM192 121H193L194 123H193ZM210 121H212L211 123L214 122L213 125H212V126H213L212 128H211V125H210L211 123L208 124V122H210ZM248 121H249V120H248ZM25 122H26V123H25ZM82 122H83V123H82ZM97 122H98L99 124H98ZM138 122H139L140 124H139ZM157 122H158V123H159V122H162V123L160 124V126H158L159 124H156L157 127H158V130L156 129V125L153 126V123L155 124V123H157ZM168 122H169V123H168ZM175 122H174V123H175ZM184 122H185V123H184ZM238 122H240V121L238 120ZM0 123H1V122H0ZM2 123H3V122H2ZM2 123H1L0 125H2ZM49 123H50V121H49ZM55 123H56V125H55ZM124 123L126 124V126H128V125H127V122H124ZM134 123H135V125H134ZM142 123H143V125H142ZM165 123H167L168 125L165 124ZM198 123L203 124L202 127H201L200 124H198ZM205 123H206V124H205ZM216 123L221 124V126H222L221 129L224 128V130H223V134L225 135L226 138H224V135H223L222 132H221V135H223V137L221 136V137H218V139H217V138H214V139H213V137H214V133H216V132H218V131H215V132L212 131V132H211L210 129H211V130H212V129L214 130V126H215ZM245 123H246L247 125L250 124V123H247V121H246ZM64 124H68V125H70L69 128H68V130H67V128H66V127H68V126L66 125V127H65ZM90 124L95 125V126H93V128H92V125H90ZM101 124L104 125L105 128H104V126H102ZM237 124H239V126H238ZM240 124H241V125H240ZM252 124H254V125H256V126L258 125L259 127H261V130H260V129L258 130L259 127H258V126L255 127V126L252 125ZM7 125H8V124H7ZM58 125H59V126H58ZM72 125L75 126V129H76L78 132H76L74 128H73L74 131H73V130H70V128L74 127V126H72ZM81 125H82V126H81ZM97 125H98V126H97ZM99 125H101V126H99ZM145 125H148V126H145ZM149 125H151L152 128H150ZM172 125H173V123H172ZM172 125H171V126H172ZM186 125H187V126H186ZM188 125H189V126H188ZM198 125H199L200 127H198ZM204 125H207L208 127H206V126H204ZM216 125H217V124H216ZM76 126H77L78 128H77ZM114 126H115V127H114ZM133 126H132V127H133ZM140 126H141V127H140ZM169 126H170V125H169ZM193 126H192V127H193ZM218 126H219V125H218ZM253 126H254V127H253ZM4 127H3V129H4ZM86 127H87V128H86ZM89 127H91V128L93 129L92 131H94V130H96V131H95V132L90 131V135H88V133H89V129H91V128H89ZM97 127H98V128H97ZM102 127H103V128H102ZM109 127H108V129H110ZM139 127H140V128H139ZM144 127H145L146 129L149 128L150 131H149V130L147 131L146 129H144ZM147 127H148V128H147ZM153 127H154V128H153ZM159 127H160L161 129H159ZM185 127H188V129L185 128ZM32 128H33V127H32ZM36 128H42V126H41V127H40V126H39V127L37 126ZM64 128H65V129H64ZM96 128H97L98 130H97ZM100 128H101L102 130H101ZM114 128H115L116 130H114ZM142 128H143V129H142ZM181 128H182V127H181ZM199 128H201V129H199ZM204 128H206V129L208 128L207 130H209V131H204V130H206V129H204ZM215 128H216L215 130L219 129V131H220V128H219V127L217 128V127L215 126ZM253 128H256V129H253ZM83 129H84V130L86 129V130L83 131ZM132 129H134V128H132ZM138 129H141V130L137 131ZM164 129H165V130H164ZM174 129H175V131H177L178 133L174 132ZM198 129H199L200 131H199ZM38 130H39L40 132H39ZM38 130H36L35 128H33V130L31 129V131H30L31 133H28L26 136H28V135L30 136L31 134H32V135H33V134H36V135H34V137H36V138H34L33 136H31V137H32V140H33L34 142H36L37 140H39V139H38V136H39V138H40L39 142H41V141L43 140V137H42V136L44 135V133H43L44 131H43L42 129H38ZM41 130H42V133H41ZM69 130L72 131V132L70 133ZM87 130H88V131H87ZM119 130H120V132L123 131L124 134H123V132H122L123 135L120 134ZM128 130H131V126L128 127ZM154 130H155L156 132L159 131L161 136H159V133H158V132L156 133ZM180 130H181V131H180ZM252 130H253V132L250 133ZM34 131H35V132L38 131V132L35 133ZM100 131H101V132H100ZM107 131H108V130H107ZM107 131H106L105 134H107ZM162 131H163V132H162ZM202 131H203V132H202ZM225 131H226L227 133H226ZM232 131H233V132H232ZM238 131H239L240 133H239ZM244 131H245V130H244ZM255 131H256V132H259V131H260V132H259V135H260V134H261V135L263 134V135L261 136L262 138H261L260 136L257 135L258 133H257V134L255 133V134H256V135H255V134H254ZM5 132L7 133V131H5ZM5 132H4V133H5ZM51 132H50L49 134H51ZM74 132H75V133H74ZM82 132H83V133H82ZM96 132H97V133H96ZM117 132H118V133H117ZM125 132H126V133H125ZM134 132H136V133H134ZM143 132H144V133H143ZM165 132H166L167 134H166ZM181 132H182V134H181ZM194 132H195V133H194ZM198 132L201 134L200 137H196L197 134H198V136H199V133H198ZM210 132H211V134H209ZM231 132H232V133H231ZM234 132H235V133H234ZM261 132H263V133H261ZM6 133H5V134H6ZM39 133H40V134H39ZM66 133H64V134H66ZM84 133H85V135H84ZM95 133H96V134H95ZM115 133H116V134H115ZM128 133H130V134H128ZM155 133H156V134H155ZM174 133H176V136H177V137H178V136L180 137V138H179V139H180V142H179V141H176V142L174 141V142L176 143V144L174 143L175 145H173V140H174V138H175V140H176V137H174V136H175ZM179 133H180V134H179ZM183 133H184V134H183ZM186 133H187V134H186ZM236 133H237V134H236ZM57 134H59V135H57ZM62 134H63V133H62ZM64 134H63V135H64ZM70 134H71V135L73 134V136H71ZM75 134L77 135V137H76ZM79 134H80V136H79ZM126 134L129 135L131 138H130L129 136H127ZM141 134H139V135H141ZM162 134H163V135H162ZM164 134L167 135V136L170 138L171 142H170V140L167 141V140H168V137L165 138V135H164ZM177 134H179V135H177ZM212 134H213L212 137L209 136V135H212ZM228 134H229V135H228ZM232 134H233V135L235 134L234 136H235L236 138H234V136H233ZM244 134H245V135H244ZM252 134H253V135H252ZM6 135H7L8 138L6 137V140H5L6 143H4V144H5V145H6V144H7V145H9V144H10V145H13V144L16 142V138H14V135L12 136V135H10V133H7ZM74 135H75V136H74ZM86 135H88V136L90 137V139H88L89 137L86 136ZM121 135H122V136L126 135V136L128 137V138L126 137L125 140H126V139H132V141L129 140V142H128V141L126 140V142H128V143H126L125 140H124V142H125V143H124V142H123V139H124V138H123ZM154 135H155V136H154ZM157 135H158V137H156ZM170 135H171V136H170ZM194 135H195V136H194ZM204 135H205V136H204ZM230 135H231V136H230ZM237 135H240L239 137H241V139H240ZM10 136H11V137H10ZM66 136H68V138H66ZM78 136H79V137H78ZM84 136H86V138H85ZM93 136H94L95 138H94ZM115 136H116V137H115ZM182 136H183V137H182ZM184 136H185V138H184ZM186 136H187V137H186ZM193 136H194V137H193ZM202 136H203V137H207V136H208V137L202 139ZM229 136H230V137H229ZM244 136H246V137H245V140H244ZM247 136H248V137H247ZM24 137H25V136H24ZM48 137H50V135H49ZM69 137H70V138H69ZM75 137H76V138H75ZM121 137H122V138H121ZM139 137H141V136H139ZM192 137H193V138H192ZM195 137H196V138H199V141L201 142V145H200V143L196 142V141H198V140H197ZM232 137H233V138H232ZM242 137H243V139H242ZM251 137H253V138L255 137V139H252ZM259 137H260V138H259ZM18 138H19V137H17V140H19L21 137H20L19 139H18ZM33 138H34V139H33ZM62 138H63V139H62ZM80 138H81V139H80ZM110 138H111V136H110ZM110 138H109V139H110ZM150 138H152V139H150ZM183 138H184V139H187V140H184V141H183V140H182ZM200 138H201V140H203L204 142L201 141ZM211 138H212V139H211ZM221 138H222V139H221ZM246 138H247V139H246ZM22 139H23V138H22ZM35 139H36V140H35ZM60 139H62V140H60ZM79 139H80V143H78V145H75V147H74L75 151L72 150V149H73V144H74L75 142H78L77 140H79ZM111 139H112V138H111ZM146 139H145V140H146ZM191 139H193L194 142H193V140H191ZM195 139H196V140H195ZM205 139H206V140H205ZM207 139H208V142L210 141L211 143L213 142V140H214V142H216V141H217V142L214 143V145L212 144V145L210 146V148H209L207 145L210 144V142H209L208 144L205 143V142L207 141ZM216 139H217V140H216ZM223 139H225V140H223ZM228 139H230V141H227ZM250 139H251V140H250ZM261 139H262V140H261ZM23 140H24V139H23ZM137 140H138V138H137ZM181 140H182V142H181ZM219 140H220V141H219ZM231 140H232V141H231ZM237 140H238V141L241 140V141L238 142ZM252 140H253V144H251V143H252ZM256 140H257L258 143L256 142ZM258 140H260V141H258ZM5 141H4V142H5ZM13 141H14V142H13ZM20 141L22 142V140H20ZM20 141H19V143H20ZM51 141H52L53 143H51ZM67 141H68V142H67ZM90 141H92V142H90ZM156 141H157V142H156ZM190 141L193 142L194 144L196 143V144H195V145H197V147H196V153L200 152V154L198 153V155H197V154L195 153V155H197L198 157H197V156H194V157H193V154H194V153H193V154L191 153V156H190V157H191L192 160L190 159V161H189V154L187 153V152H189V150H187V147H188V146L190 147V145H187V144H191ZM234 141H235V142H234ZM242 141H244L245 143L242 142ZM247 141H251V142L249 143V142H247ZM7 142H8V143H7ZM9 142H10V143H9ZM34 142H33V143H34ZM101 142H104V143H101ZM144 142H145V141H144ZM147 142H145V143H146V146H147V144H149V142H148V143H147ZM178 142H179V143H178ZM183 142H184V143H183ZM188 142H189V143H188ZM202 142H203L204 144H203ZM224 142H225V143H224ZM227 142H228V143H227ZM237 142H238V143H237ZM37 143H38V141H37ZM37 143H34V146L36 145V147H37V145L40 144V143H38V144H37ZM41 143H42V142H41ZM113 143H114V144H113ZM138 143H141L142 146H140V144H138ZM165 143H166V144H165ZM219 143H220L221 145H219ZM229 143H230V144H229ZM233 143H236V144H237V147L235 146L236 144H233ZM254 143H255V145H254ZM15 144H16V143H15ZM15 144H14V145H15ZM56 144H58V145H56ZM61 144H62V145H61ZM76 144H77V143H76ZM88 144H91L92 147L90 146V148H89V145H88ZM126 144H127V145H126ZM134 144H135V145H134ZM198 144H199V147H198ZM241 144H242V145H241ZM245 144H248V146H246V148L244 149L243 147H245ZM2 145H3V144H2ZM2 145H1V146H2ZM7 145H6V146H7ZM40 145H41V144H40ZM40 145H39V146H40ZM59 145L61 146V149L64 148L65 151H64L63 149L61 150V149L59 148V147H60ZM67 145H68V147L71 148L72 151H71V150H66ZM115 145H114L113 147H115ZM136 145H139V146H140V147H139L140 149H139ZM164 145H165L166 149H167V147H168L167 150L164 149ZM205 145H206V146H205ZM216 145H217V146H216ZM218 145H219V146H218ZM251 145H252V146H251ZM259 145H260V146H259ZM62 146H63V147H62ZM65 146H66V147H65ZM81 146L84 147L82 143H81ZM81 146H80V147H81ZM96 146H97V145H96ZM125 146H126V147H125ZM146 146H145V147H146ZM172 146H170V148H171ZM185 146H186V148H185ZM201 146H202V148H201L202 150L200 149ZM204 146H205L206 149L204 148ZM213 146H214V147H213ZM255 146H256V147H255ZM57 147H58L59 149H58ZM82 147H81V148H77V151H79L80 149H81V151H82V150H83ZM85 147H84V149H86ZM100 147H101V148H100ZM103 147H104V149L106 148V149H105V152H103V150H102ZM189 147H188V149H189ZM216 147H217V148H216ZM221 147H222V148H221ZM230 147H231V148H230ZM239 147H241V148L239 149ZM247 147H248V148H247ZM250 147H252V148H250ZM258 147H259L260 150L258 149ZM70 148H69V149H70ZM130 148H132V147L130 146ZM137 148L139 149V151H142V152H140V154H139V152H138V150H137L136 152H138V153L133 154V153H135V149H137ZM149 148H150V150H149ZM181 148H182V149H181ZM184 148H185V149H184ZM197 148H198V149H197ZM207 148H208V150H207ZM224 148H226V149L224 150ZM235 148H236V149L238 148V155L236 154V153H237V150H236ZM242 148H243V149H242ZM249 148H250V150H249ZM254 148H256V150H254V151H253L254 153H253L251 149H254ZM67 149H68V148H67ZM78 149H79V150H78ZM95 149H98V152L102 151V152H100V153H102V154L105 153V154L99 156V153H98V157H96V155H97L96 151H97V150H95ZM114 149H115V150L117 149L118 152L113 151ZM199 149H200L201 151H198V152H197V150H199ZM204 149H205V150H204ZM209 149L212 151L211 154H210V152H209V151H210ZM232 149H233V150H232ZM241 149H242V151H240ZM247 149L250 151V153L252 152V154H250L249 151H247ZM58 150H59V151H58ZM91 150H90V151H91ZM99 150H100V151H99ZM110 150H111V149H110ZM181 150H183V151H181ZM213 150H214V151H213ZM234 150H235L236 152H234ZM258 150H259V151H258ZM63 151L66 152V153H67V151H68V153H67V154L65 153L66 155L64 156V154L62 153ZM106 151H107V152H106ZM202 151H203V152H202ZM204 151H206L207 154H204V153H205ZM215 151H217V152H215ZM220 151H224V152H220ZM230 151H231V152H230ZM87 152H85V153L87 154ZM119 152H120V153H119ZM127 152H129V153L132 152L133 157H132V155L130 156L129 153H127ZM190 152H191V150H190ZM190 152H189V153H190ZM201 152H202V153H201ZM219 152H220V153H219ZM229 152H230V153H229ZM232 152H233V154H234L235 156L232 155ZM79 153H80V152H79ZM79 153H78V155H77V154H75V155L79 156ZM81 153H82V152H81ZM85 153H84V150H83V155H82L83 158H84ZM90 153H92V154H90ZM141 153L143 154V156H145L144 153H145L146 155H148V154H152V155H153L152 157H151V155H150V156H146V158H145V157H142L143 160H145L144 162H146V163H148V164L152 163L153 160H152V162H149V161L147 162V160H150L151 158H152V159H153V158H156L154 162H155V164H157V165H156L157 168H156V167H155V168H152V169H155V170H152L151 168H149L150 165L147 164V166H146V165H145L146 163L143 164V160H142L141 157H140V156L142 155ZM208 153H209L210 155H209ZM222 153H223V154H222ZM60 154H61V155H60ZM62 154H63V155H62ZM127 154H128V155H127ZM138 154H139L140 156H137ZM154 154H155V155H154ZM186 154H187V156H186ZM220 154H221V155H220ZM263 154H264V153H263ZM52 155H53L55 158H54V157L52 158ZM134 155H135V158H137V157L139 158V157H140L139 159L137 158L136 161H138V162H136V163H135V161H134V159H135V158H134ZM156 155H158V156H156ZM162 155L159 156L158 159H160V157L162 158ZM199 155H200V156H199ZM205 155H207V156H205ZM219 155H220V156H219ZM228 155H229V156H228ZM230 155H232V156H230ZM255 155H256V154H255ZM62 156H63V157H62ZM66 156L69 157V159H67ZM82 156L80 155L79 157H82ZM85 156H86V155H85ZM126 156H127V157H126ZM128 156H129V157H128ZM136 156H137V157H136ZM155 156H156V157H155ZM182 156H180V157H182ZM251 156H250V157H251ZM39 157H41V156H39ZM39 157H38V158H39ZM49 157H50V155H49ZM61 157H62L63 160H64V159H65V160H64V161L61 160ZM64 157H65V158H64ZM79 157H78V158H79ZM99 157H100V158H99ZM123 157H124V158H123ZM147 157H148V158H147ZM149 157H150V158H149ZM183 157H182V158H183ZM192 157H193V158H192ZM203 157H204V158H203ZM218 157H219V158H218ZM220 157H221V158H220ZM227 157H228V158H227ZM234 157H235V158H234ZM56 158H57V159H56ZM83 158H81V160H82ZM98 158H99V159H98ZM113 158H115V159H113ZM128 158H130V159H132V160H129ZM144 158H145V159H144ZM164 158H167V161H165ZM178 158H177V159H178ZM194 158H195V159H194ZM200 158H201V159H200ZM202 158H203V159H202ZM217 158H218V159H217ZM86 159H85V162H87ZM110 159H111V160H110ZM118 159H119V160H118ZM122 159H125V160H122ZM146 159H147V160H146ZM196 159H197V161H195ZM219 159H220V160L222 159V161H219ZM226 159H228L229 162L226 161ZM237 159H239V157H238ZM237 159H236V162L238 161L237 164L241 165V166L236 165V167H238V168H237V169L235 168V171L238 173L239 170H242V169H241V168H242V164H241V163L243 162V160H242V159L237 160ZM81 160H79V161H81ZM113 160H115V161H113ZM128 160L131 161V162H128ZM160 160H161V159H160ZM163 160H164V162H166V163H164ZM182 160H183L184 162H183ZM217 160H218V162H217ZM240 160H242V162H241ZM59 161H62V162H60V163H56V162H59ZM83 161H84V160H83ZM122 161H123V162H122ZM125 161H127V162H125ZM157 161H158L159 163H158ZM187 161H189V163H188ZM198 161H199V162H198ZM223 161H225V162H223ZM261 161L264 163V159L261 160ZM48 162H49V159H48ZM89 162H87V163H85V164L87 165ZM117 162H118V164H116ZM120 162H121V163H120ZM124 162H125V163H124ZM154 162H153L152 165H155ZM156 162H157V163H156ZM162 162H163V163H162ZM182 162H183V163H182ZM216 162H217V163H216ZM219 162H221V163H219ZM226 162H227V163H226ZM239 162H240V163H239ZM49 163H50V162H49ZM52 163H51V166H52ZM102 163H103V164H102ZM127 163H128V164H127ZM139 163H142V164L139 165ZM190 163H191V164H190ZM208 163H209V164H208ZM214 163H216L217 165L214 164ZM224 163H225V164H224ZM256 163H257V165H258L260 162H256ZM8 164H9V163H8ZM8 164H7V165H8ZM54 164H53V166H52L51 168H50V166H49L50 171H52L51 169L54 167ZM96 164H97V165L99 164V165L97 166ZM115 164H116V165H115ZM120 164H125V166L122 165V167H121ZM137 164H138V165H137ZM159 164L161 165V168H160V165H159ZM164 164H165V166H164ZM203 164H205V166H203ZM207 164H208V165H207ZM210 164H211V166H210ZM219 164H220V165H219ZM222 164H223V166H221ZM243 164H244V166H243V169H244L246 166H245V163H243ZM261 164H262V163H261ZM261 164H260V165H261ZM81 165H82V166H81ZM101 165H102V166H101ZM126 165H127V167H126ZM141 165H142V166H141ZM169 165L171 166V168H172V167H173V168H172V169H169V168H170V167H168ZM214 165H215L216 168H215V171L213 170V171H214V172H213L211 168L214 167ZM248 165H249V164H248ZM251 165H252V164H250V165L248 166V168L251 167ZM262 165H263V164H262ZM262 165H261L260 167L264 169V165H263V167H262ZM8 166H9V165H8ZM8 166H7V167H8ZM80 166H81V167H80ZM114 166H115V167H114ZM116 166H117V167H116ZM138 166H140V168H138ZM143 166H145V167H143ZM184 166H185V168H184ZM201 166H202V168H201ZM208 166H209V167H208ZM217 166H220L221 168H219V167H218V168L221 169V170H219V169L217 168ZM232 166H231V167H232ZM252 166H253V165H252ZM120 167L123 168V169H125V170L123 171V173H125V171L129 170V171H127L128 173L126 172L123 176L121 175V177H123V178H121V177H120V174H119V173L122 172V169H120ZM142 167H143V168H142ZM152 167H154V166H152ZM167 167H168V168H167ZM205 167H206V168H205ZM233 167H232V168H233ZM240 167H241V168H240ZM257 167H258V166H257ZM57 168H58V167H57ZM77 168H76V169H77ZM82 168H83V170L86 169V171H85L84 173H83ZM107 168H108V169H107ZM115 168H118V170H117L118 173L116 172V169H115ZM145 168H146V169H145ZM159 168H160V169H159ZM162 168L165 170V173H163L164 170H163V171L161 170ZM188 168H189V169H188ZM239 168H240V169H239ZM258 168H259V167H258ZM49 169H48V170H49ZM53 169H55V167H54ZM110 169H111V172H110ZM119 169H120V170H119ZM139 169H140V170H139ZM141 169H142V170H141ZM148 169H149V170H148ZM150 169H151V170H150ZM157 169H158V171L161 170V171H159V172H161V173H158ZM167 169H168V170H167ZM185 169L190 170V171L187 172V170H185ZM204 169L206 170L207 173L204 172V171H205ZM210 169H211V171H210ZM213 169H214V168H213ZM217 169H218V170H217ZM222 169H223V170H222ZM224 169H225V170H224ZM245 169H246V172H247L248 170H252V171H253L252 167H251L250 169H248V170H247V167H246ZM77 170H78V169H77ZM88 170H89V172H88ZM95 170H97L100 174L105 173L104 175L107 176V177H105L106 179L103 178L104 175H103V176L101 175V176H102V179H100V178H101L100 174H99L97 171H95ZM113 170H115V171H113ZM166 170H167V172H166ZM169 170H170V172H169ZM230 170H228V171H230ZM232 170H233V169H232ZM107 171H106V172H107ZM143 171H145V172H143ZM147 171H149V172L152 174V176H149V175H151V174H150V173H147ZM152 171H153V173H152ZM155 171H157L156 174H155ZM179 171H180V172H179ZM200 171H201V172H200ZM209 171H210V172H209ZM220 171H221V172H220ZM228 171H226V172H228ZM235 171H233V173L230 171L231 173L229 172L228 174H231L232 177H236V176H234ZM243 171H244V173H245V175H246L245 170H242L241 173H238V174L236 173L237 176H238V175H241V174L243 173ZM37 172H40V171H37ZM115 172H116V175H117L118 178L115 177V174H114ZM131 172H132V171H130V175L134 176V175L132 174L133 172H132V173H131ZM140 172H141L143 175H142V174L140 175ZM173 172H174V173H173ZM176 172H177L178 175L176 174ZM181 172H182V173H181ZM203 172H204V173H203ZM212 172H213V174H214V177H213V176H210V175L212 174ZM216 172L219 173V174H217ZM222 172H224V173H222ZM249 172L252 173L251 171H249ZM249 172H248V174H247V175H248V176H247L248 179H247V177L244 176V177L247 179V181L249 180V177H251V174H250V176H249ZM40 173H41V172H40ZM51 173L54 174V172H51ZM74 173L77 174L76 177H75ZM90 173L93 174V176H91L92 179L89 181V180H87V179H90V177L88 178L86 175H87V174H88V175H91ZM97 173H98L99 175H98ZM123 173H121V174H123ZM135 173H136V174H135ZM162 173H163V174H162ZM169 173H170V174H169ZM171 173H172V174H171ZM186 173L188 174V176H187ZM198 173H200L199 175H200V176L202 175V176L200 177V176L198 175ZM202 173H203V174H202ZM65 174H66V178H65ZM69 174H70V175H69ZM85 174H86V175H85ZM95 174H97V175L95 176ZM126 174H127V175H126ZM146 174H147L148 176H147ZM158 174H161V175H158ZM173 174H174V175H173ZM179 174H180V175H179ZM184 174L187 176V178H185V175H184ZM213 174H212V175H213ZM216 174H217V178H215ZM228 174L226 173V175H228ZM38 175H39V173H38ZM40 175H42V174H40ZM40 175L37 176V173H36V174H35L36 177H34L33 179H34V180L40 179V177H41ZM63 175H64V176H63ZM81 175H82V176H81ZM83 175H84V177H83ZM153 175H154V176H153ZM163 175H164V176H163ZM165 175H170V176H169L170 178H169L168 176H165ZM175 175H176L177 177H179L180 179H182V180H183V179H186L187 182H188V181H189V182L187 183L186 180H184V181H181V180H180V181L182 182V183H181V182L179 181V179L176 178ZM193 175H195V176H193ZM219 175H220L222 178H221ZM226 175H224V177H225ZM243 175H244V174H242V176H243ZM52 176H53V175H52ZM60 176H59V179H60ZM73 176H74V177H73ZM94 176L96 177V179H95ZM132 176H131V177H132ZM139 176H141V177L139 178ZM144 176H145L146 179H144ZM146 176H147V177H146ZM155 176H157L156 178L159 177L158 180H157L156 178L154 179V180H156L157 182H154V183H153V182L151 181V182L149 183V181L152 180ZM183 176H184V177H183ZM190 176H192L193 178H191ZM198 176H199V178H198ZM37 177H38V178H37ZM86 177H87V178H86ZM131 177H130V179H131V181H132V178H131ZM135 177H136V176H134V178H135ZM142 177H143V178H142ZM152 177H153V178H152ZM165 177H166V178H165ZM194 177H196V178H194ZM204 177L207 178V179H205ZM226 177H227V176H226ZM229 177H230V175H228L227 178H229ZM98 178H99V179H98ZM149 178H151V179L149 180ZM161 178H162V179H161ZM167 178H168V179H167ZM188 178H189V179H188ZM197 178H198V179H197ZM245 178L239 179V181L242 182V181H244ZM52 179H54V177H53ZM81 179H82V180H81ZM103 179L106 180V181H104ZM121 179H122V180H121ZM128 179H129V178H128ZM130 179H129V180H130ZM147 179H148L149 181H148ZM160 179H161V180H160ZM163 179H164V180H163ZM165 179H166V180L173 179L174 181H175V179H176L177 181H175V182H177V183H179V184H181V185H179V184L176 185V183H174L173 180H170L169 182L167 181V182L169 183V184H168V183L166 182ZM192 179H193V182H192ZM211 179H213V180H211ZM214 179H215V180H214ZM217 179H218V181H217ZM220 179H221V181H220ZM250 179H251V178H250ZM34 180H33L32 185L35 184V185H33V186H34V189H36L35 186L38 187V185L40 184V180H37V181H34ZM64 180H65V181H64ZM74 180H75V181H74ZM97 180H99V182H98ZM101 180H102V181H101ZM129 180H127V181L129 182ZM144 180H145V181H144ZM159 180H160V181H159ZM195 180H196V181H195ZM200 180H199V181H200ZM63 181H64V182H63ZM87 181H88L89 183L94 184V185H95V183H96V181H97V183H96L97 185H95V186L92 185V184H89V183H88V185H92V189H93V186H94V188H96V186L98 187V184H99V183H100L99 186H100V187L103 186V188H105V189L109 186V187H108L109 190H108V188H107L106 191H107V192H110L111 194L108 193L107 196H106L107 198H105L104 195L106 194V191H105L104 189L100 188L102 191H101L100 189H99L98 191H101V192H103V190L105 191V192H103V193H105V194L103 195V197H104L105 199L103 200V197H102V199H101V196H100V197L97 196V195H98V194H97L98 191H96L97 189H96V190L94 189L93 191L97 192V193H95V196H93L94 193L90 194V196L87 195V198H86V199H88V201H85L84 198L86 197L85 195L87 194V193H86L87 189H89L88 193H89V192H90V193L92 192V189H90L91 186H85V185H87V184H86ZM91 181H95V182H91ZM100 181H101V182H100ZM164 181H165V182H164ZM201 181H200V183H201ZM213 181H216V182L214 183ZM249 181H250V180H249ZM34 182H35V183H34ZM44 182H45V181H44ZM102 182H103V183H102ZM118 182H117V183H118ZM123 182H122V183H123ZM133 182H134V179H133ZM163 182H164V185H166L165 187H163L164 185H162ZM185 182H186V183H185ZM210 182H212V184H210ZM223 182H224V181H223ZM223 182H222V183H223ZM241 182H240V183H241ZM244 182H245V181H244ZM244 182H243V183H244ZM36 183H37V184H36ZM80 183H81V182H80ZM105 183H106V184H105ZM122 183H121L120 185H122ZM155 183H156V184H155ZM165 183H167V184H165ZM170 183H171L172 186H173L172 183H174V186H173V187L170 186ZM262 183H263V184H262ZM262 183H260V182L257 183V182H256L255 184H257V186H255V184H254L253 187H252L253 184L251 183L252 185L250 184L251 186H249V187H250V188H254L255 190L253 189V191H252V189H250L249 187H247V189L251 191L250 194H252V197H253V198L251 197V195H250L249 193H248V196H249V195H250V196H249V197H246V196H247V192H246V191L244 192V190H243V189H246V188H244V184L242 185V183H241V184H239V185H237V186H234L235 188H237L238 186H239L240 188H243L242 190H243V192L245 193L246 196L243 195L244 193H241V192H240V191H241L240 188H239L240 191H239L238 189H237V190L235 189V190H236V192L238 191L237 193H240V194H242L244 197H246V198H245V201H246V199L248 198V202H249V204L246 202V204H244L245 206L242 205V203H245L244 201H242V200H244V199L241 200L242 203L238 202V204H240L242 207H244V209H245V207H248V208L250 209V211H248L249 209L242 210V211H244L245 213H248L249 215H248V214H247L248 216H246V214L243 215V212H242V215H241V211H239L240 213H239V212H236V211L233 212L232 209H231V212H229L230 210L228 211V213H230V216H229L228 213H225L226 215L228 214L227 216H225V214H223V215L225 216V220L229 219V217H230V219H231L233 222H234V218H236V216L239 215V216H237L238 218L235 219V222L238 221V223L236 222V224L238 225V224H240L239 222L244 221V222H242V225L240 224V226H242L244 229L241 227L240 230L238 231L239 234H238V233H235V230H236V232H237V230H238V229H237L238 226H237V225H234L235 222H234L233 225H234V228H235V226H237V228H235L234 232H232V234H231V233L229 232V230H230V229H229V230H227L228 234L225 233V232H226V228L228 227V224H230V223L232 224V221L230 222V221L228 220L230 223H229V222H228V224L226 223L227 227H226V228H223V227H225L226 225L223 224L224 226H223V227L221 226V225H222L223 218H224V217H222V216H221L222 218L220 217V218L222 219V221L220 220L221 223L219 224L222 228L219 227V225H218V227L221 228V229H223L224 232H223V230H222V232H220L221 229H217V228H215V227H217V226H215V227H213V228H215L217 231L219 230L218 232H220V233H222V234L216 233V231H215L214 229H213V230H214L215 234H213V230L208 228V226H209V225H213V223H212V224H209V223H208L209 225L206 224V223H207L208 221L211 222V220L214 218V216H215L216 214H217V215H218V214L220 215V213L217 212V213H214V214L212 215V216H213V217H211L212 219H210V217H209V220H207V222L205 221V220L207 219V218H205V216L201 217V219L204 218L203 220L205 221V223H204V221L200 220L199 218H198L199 221H200V222L198 221L199 223H198V222H195V223H196V224H195V223L193 222V223L195 224V226L197 225L196 227L198 228V229H197V228H193V227H194V226H193L192 228H193L195 231L191 228L192 225H191L190 223H188V225H191V226H189V228H186V229L188 230V232H187V230H186L185 228H183V227L180 228V229H181L180 232H181L182 229H183V231H182L183 234H184V235H183L182 233L178 232V230H176V228H175L176 226L178 227L179 223H176V220H173L172 217L167 216V215H165V216H167L166 218L164 217V218L162 219V217H163V216L161 217V215L163 214L162 212H161L162 214H161L160 216H159V214H157V216H155L154 214H156V213H154V212H153V213L150 212V213L148 214V216L143 215V217L145 216L144 219H145L146 217H148L147 219H145V222H144V219H143V217H142L143 211H142V209H141V206H142V204H141V205H139V206H140V209H137V210H138V211L140 210L142 214L139 213L140 211L137 212V216H136V218H138V220H142V219H143V220H142L143 223H146V224L143 225V223H142L141 221H140V222H136V221H138V220H135V221H134V222H135V225H136V223H138V224L141 223V224H139V226L136 225L137 227H141V228H139L140 230H137V228H135L136 231L134 230V231L136 232V233H135V237H136V238L133 236V237H134V239H133V237L131 236V235H134V234H130V235H128V236H125V234L127 235L126 230H127V231H128V230H132V229H129V228L125 227V226H128V224H130V223H134L133 220H132V222H130V223L127 224L125 221H123V220L121 219V220L124 222V223L122 222V224H123V226H122V225L120 224L121 221L117 222V220H116V219L119 220V217L116 218V219H114V218L117 216V215H115L114 213L117 214V212H116L115 210H114L115 212H113V210H111L112 212H109V213L106 212V213H105V214L108 216V219L111 220V218H112L111 215L109 216L108 214H112V213H113L114 218H113L111 221H114V220H115V222H117V223H119V224L121 225L120 227H125V228H126V229L123 228V229L125 230V232H124L125 234L123 235V234H121V233H123L124 230H123V231H121L122 229L118 230L119 228H118L117 230L115 229V228H117V225H118L117 223H114V224H116V225H115L116 227L113 225L112 222L109 223V224H112V225H113V230H116L115 232H117V231L119 232V231H120V236L123 235V236H121V238L119 239L120 242H119V240H118V238H119L120 236L118 237V235L116 234V235H117V239L114 238L116 235H114V237H113V234H115V233H114L113 230H111V227H112V226H111L110 228H107V230H106V232H105L106 234H107V232H108L109 230H111V232H112V233H111V232H108V233H110V235H109V237L107 238L109 241H107L108 243H107L106 245H107V246L109 245V246L107 247V246L105 245V247H107V250L103 251V253H104L105 255L102 254V250L99 249L100 247L97 248V249H98L99 251H101L102 256H100L101 254H100V252H99L96 248H95V249H96L95 251H98L99 256H98L97 252H95V251H92V253H90V252H91V251H90V250H91L90 248H89L90 250L88 249V250L90 251V252L88 251V252L90 253V254L88 253V256L86 255L87 252H85L84 255H83V252H80V253L78 252V253H79V254L82 253V256H83V257L86 256V257H85L86 260H89L90 262L95 263V264H100V263L105 264V262H106V264H108V262H107L106 260H109V261H110V259H111V262H109V264H111V263H113V261H112L113 258H114L115 261L117 260V261L120 262V263H118V264H122V263H127V264H130V263H131V264H132V262H133V264H147L146 261L148 262L149 259L151 260L150 257H153V255L150 256V253L153 254V252H154V250H155V253H156V254L154 253V255H155V256L157 255V256H156V258H155V256L152 258L151 261H153L154 258H155V260H154L153 263H151V264H155V263H156V264H158V263L160 264V262H159V261H160V260H159L160 257H161V258H160L161 260L165 257L166 259H168V263H169V262H171V261H169V258L171 257V258H170V260H171V259L174 257V255L176 254V253H175L176 251H177V252H178V251H179V252L182 251V249L186 246V244L189 246L190 249H191L192 246H193L192 248H194L195 246H196V248H197V247H199V246L201 247L202 245H203L202 249H203V248H208V245H209L208 242H209V241H208V240L206 241V239H209V238H210V242H211L212 244L209 245V246H212V245H213L212 248L215 249V252H218L217 250H220V249H221L220 246H222L223 244H224L223 246H226V249H227V248H229V246H228L229 242H231V241L234 242L233 239H234L236 242H238V240H237V239H238V235H239V242L241 241V242L244 244L243 241L246 239L245 242H246V243L248 242V244L245 243L246 245L244 244L243 246H241V242L239 243L240 245L237 244V243L235 242L234 245L236 246V244H237L236 249L245 248V250H247V248L249 249V246H250L249 243H250V242H251L252 244H254L255 241H257V239H258V240H261V239L263 238V237H261V235L264 236V224H263V223H264V218H261V219H263V221L261 220L262 222L259 221L260 219L257 218V217H256V220L254 219L255 221H253V219L251 220V219L249 218L250 216H251V217H252V216L254 217V215L258 213V212L255 213L256 210H257V209L259 210L260 208H262V207L264 206V204H263L264 201L262 202V200H260V199L264 196V194H263L264 191H263V192L261 191V189L264 188V182H262ZM103 184H105L106 186L103 185ZM198 184H199V183H197V185H198ZM202 184H201V185H202ZM258 184H259V185H258ZM261 184L263 185L262 187H261ZM70 185H68V186H70ZM79 185H80V184H79ZM152 185H153V186H152ZM154 185H156V186H154ZM161 185H162V186H161ZM167 185H169V187H170L171 190H170L169 188H166V187H168ZM175 185H176V187H175ZM189 185H190V184H189ZM189 185H187L186 187H188ZM82 186H83V188H84V189L82 188L83 191L87 188L86 191H85L83 194H82L83 191L81 192L82 189H80ZM124 186L126 187V185H124ZM124 186H122V187L124 188ZM128 186H129V185H128ZM217 186H216V187H217ZM65 187H67V188H66L67 190L65 189ZM85 187H86V188H85ZM89 187H90V188H89ZM174 187H175V188H174ZM229 187H232V189H233L231 192H234V191H235L234 188H233V186L230 185ZM255 187H257V188H255ZM32 188H33V187H32ZM71 188H72V186H71ZM123 188H122V189H123ZM127 188H128V187H127ZM127 188H126V189H127ZM140 188L143 189V190H141L142 192L140 191ZM162 188H165V190L163 189V191H161ZM172 188H173V189H172ZM226 188H228V187L226 186ZM226 188H224V189L227 190ZM64 189H65V190H64ZM79 189H80V190H79ZM120 189H121V188H120ZM126 189L122 190V192L125 191V193H127V190H126ZM130 189H132L131 186H130ZM130 189H129V190H130ZM217 189H218V188H217ZM221 189H222V191H223V188H221ZM221 189H220V190H221ZM229 189H230V188H229ZM257 189H258V190H257ZM37 190H38V189H37ZM72 190H73L74 192H73ZM78 190H79V191H78ZM147 190H149V191H147ZM150 190H155V192L157 193V194L154 193V194H156V198L153 196V193H151ZM33 191H34V190H33ZM76 191H77V192H76ZM180 191H179V193L182 192V191H181V192H180ZM216 191H217V190H216ZM216 191H215V192H216ZM222 191H220V192H222ZM61 192H62V193H61ZM69 192H70V193H69ZM72 192H73V195H72ZM75 192H76V196H75ZM119 192H120V191H119ZM144 192H145V193H144ZM148 192H150V193H151L150 195H152L153 197H151V196L149 195ZM153 192H154V191H153ZM223 192H224V191H223ZM225 192H226V191H225ZM229 192H230V190H229ZM229 192H228V193H229ZM231 192L229 193V195L231 194ZM252 192H253V193H252ZM261 192H262V193H261ZM52 193H54V192H52ZM52 193H50V195H51ZM77 193L79 194L78 197H77ZM138 193H139V194H138ZM140 193H141V194H140ZM143 193H144V195H146V193L149 195V196L146 195V196L148 197V199H146V198H147L146 196H145L146 198H143V197H144V196H143ZM169 193H168V194H169ZM177 193H178V192H177ZM183 193H184V192H183ZM200 193H201V192H200ZM226 193H227V192H226ZM260 193H261V194H260ZM61 194H62V195H61ZM80 194H81V195H80ZM96 194H97V195H96ZM117 194H118V193H117ZM117 194H116V195H117ZM120 194H121V192H120ZM120 194H119V196L123 195L124 193L121 194V195H120ZM130 194H132V195H130ZM194 194H197V193H194ZM194 194H193V195H194ZM205 194H206V195H205ZM216 194H218V191H217ZM222 194L224 195L225 193H221V195H222ZM67 195H68V197H64V196H67ZM99 195H101V193H99ZM110 195H112L114 198H113V197H110ZM129 195H130V196H129ZM133 195H134V196H133ZM255 195L258 197L257 201H256V199H255V198H257ZM259 195H261V196L263 195V196L261 197V196H259ZM55 196H53V194L51 195V197H52L53 199L56 198V199L59 200V199L61 198V197L59 198V197H55ZM80 196H82L83 198L80 197ZM84 196H85V197H84ZM88 196H89V197H88ZM132 196H133L134 199L132 198V200H131L130 198H131ZM141 196H142V197H141ZM161 196H166V195H165V194H164V195L162 194ZM185 196H186V195H185ZM185 196H184V197H185ZM208 196H210V198H207V199H206V197H208ZM218 196H219V198H220V195H218ZM218 196H217V197H218ZM226 196H228V194H227ZM254 196H255V197H254ZM91 197H92V198H91ZM96 197H97V198H96ZM109 197L111 198V200H110ZM149 197H151V198L149 199ZM192 197H193V196H192ZM202 197H203L204 199H203ZM214 197H215V199H214ZM222 197H223V196H222ZM244 197H243V198H244ZM259 197H260V199H259ZM25 198H26V197H25ZM112 198H113V199H112ZM141 198H143V199L140 200ZM194 198H195V197H194ZM250 198H251V199H250ZM22 199H23V198H22ZM27 199H28V198H27ZM99 199H100V200H99ZM107 199H108V200H107ZM154 199H153V200H154ZM184 199H185V198H184ZM208 199H209V200H208ZM253 199H254V201H253ZM60 200H61V199H60ZM60 200H59V202H60ZM105 200H106V202H105ZM113 200H115V202H113ZM143 200H144V202H143ZM156 200H157V199H156ZM205 200H206V201H205ZM259 200H260V202H258ZM27 201H28V200H27ZM74 201H75V199H74ZM81 201H84V203L82 202V206H81V204H80ZM109 201H110V202H109ZM116 201H118V203H117ZM130 201H131V202H130ZM136 201H137L138 203H137ZM183 201H184V202H183ZM207 201H208V202H207ZM211 201H212V202H211ZM24 202H26L25 199H24ZM28 202H29V201H28ZM76 202H75V203H76ZM91 202H92V203H91ZM121 202H122V201H121ZM147 202H146V203H147ZM153 202L155 203V200L152 201V202H151V200H150V201H149V204L152 205ZM105 203H106V204L109 203V204H108L109 206L107 205V207H106V204H105ZM111 203H112V204L116 203V204H118V205H115V204H114L115 206H112ZM123 203H124V204H123ZM127 203L122 202V207L117 208V210H119L120 213L123 212V210H124V213H125L126 211H128L129 213L126 212L127 214H126V213H125V214H126V215H129V214H131V212H133V211H134L133 213H135L136 210H133L135 207L139 208L138 205L135 206V205H136V204H135V205H132L131 207H133V206H134V207L130 209V207H129V205H127ZM181 203L184 204V203H186V201H185V200H182ZM188 203H187V205H188ZM203 203H204V204L207 203L208 205L206 204V206H205V205H203ZM88 204H89V202H88ZM133 204H134V203H133ZM149 204H148V205H149ZM179 204H180V203H179ZM217 204H216V205H217ZM238 204H237V205H238ZM261 204H263V206H262ZM83 205H84V207H83ZM124 205H125V207L127 206L126 209L129 207V210L124 209V208H125ZM148 205H146V206H148ZM184 205H185V204H184ZM184 205H182V206H184ZM187 205H185V207H186L185 211H183L182 208H181V210L179 209V211H183V213H186L187 211H189V212H187L186 214H184V215H186V218L188 219V217L190 218L191 216H193V215H190V216H189V214L193 213V211H192V209H190L191 206L189 205V206H190V208H189V207H187ZM216 205H214V206H216ZM218 205H217V206H218ZM237 205L235 204V206H236L235 209H237ZM240 205H239V208H241ZM94 206H95V208H94ZM96 206H97V207H96ZM212 206H213V205H212ZM235 206H234V207H235ZM47 207H48V206H47ZM68 207H70V205H69ZM77 207H75V209H74V208L71 206V208H72L71 211H73V209H74V211H73V212H74V214H73L74 217H73V218H75V214L77 215V213L75 212V210L78 211ZM87 207H88V205H86V210L88 209ZM202 207H201V208H202ZM45 208H46V207H45ZM80 208H81V209H80ZM106 208H107V209H106ZM122 208H123V209H122ZM165 208H166V206H165ZM183 208H184V207H183ZM187 208H188V209H187ZM194 208H193V209H194ZM208 208H206V209H208ZM66 209H67V210H66ZM121 209H122V210H121ZM135 209H136V208H135ZM168 209H169V208H168ZM168 209H164V210L167 211ZM235 209L233 208V210H235ZM48 210H49V209H46V211H48ZM50 210H51V209H50ZM50 210H49V212H48V213H49V216H50V213H51ZM90 210H91V209H90ZM97 210L95 211V213L97 212ZM130 210H131V211H130ZM132 210H133V211H132ZM143 210H144V209H143ZM162 210H163V209H162ZM202 210H205V209L202 208ZM202 210H200L199 212L201 213ZM239 210H240V209H239ZM252 210H254V211H252ZM258 210H257V211H258ZM61 211H62V210H61ZM63 211H64V210H63ZM63 211H62L61 213H63ZM65 211H64V212H65ZM165 211H163L164 214L167 213V212H165ZM191 211H192V212H191ZM237 211H238V210H237ZM246 211H247V212H246ZM259 211H261V209H260ZM68 212H66V213L68 214ZM73 212H72V213H73ZM85 212H87V211H85ZM119 212H118V214H119ZM190 212H191V213H190ZM203 212H204V211H203ZM214 212H215V211H214ZM219 212H220V211H219ZM250 212H251V213H250ZM43 213H44V212H43ZM46 213H47V212H45V214H46ZM82 213H84V212H82ZM87 213H90V212H87ZM87 213H86L85 215H82V214L80 213V214L82 215V216H81V215H80V216L83 218V219H82V218L80 217V220L82 219L81 222H82V223L84 222V224H85V222H86L87 220H89V221L91 220V221H92V219H94L95 217L99 218V216H101V215H99V213L97 212V213H96L97 216H95V213H94V216H95V217L92 215V217H94V218H91V216H90L89 214H88V216L90 217V219H88L89 217H87V218L85 217V218H84L83 216H87ZM92 213H91V214H92ZM124 213H121V214L124 215ZM180 213H181V212H180ZM180 213H179V214H180ZM188 213H189V214H188ZM234 213H235V214H234ZM236 213H237V214H236ZM63 214H64V213H63ZM67 214H66V215H67ZM69 214H71V213H69ZM100 214H101V213H100ZM105 214H104V215H105ZM140 214H141V217H142V218L140 217ZM145 214H146V212H145ZM164 214H163V215H164ZM168 214H169V213H168ZM221 214H222V213H221ZM250 214H251V215H250ZM252 214H253V215H252ZM64 215H65V214H64ZM106 215H105V216H106ZM119 215H120V214H119ZM119 215H118V216H119ZM123 215H122V216H123ZM133 215L135 216V214H132L131 216L134 217ZM138 215H139V216H138ZM151 215H154L155 218H156V217H161V218H160V220H159L158 218L155 219L154 217H153V218H152V217H149V216H151ZM169 215H170V214H169ZM181 215H183V214H180V216H181ZM184 215H183V216H184ZM203 215H204V214H203ZM219 215H218V216H219ZM231 215H233V216H231ZM234 215H236V216H234ZM67 216H68V215H67ZM71 216H72V214H71ZM105 216H104V217H105ZM107 216H106V217H107ZM122 216H121V218H124V217H122ZM187 216H188V217H187ZM206 216H207V215H206ZM209 216H210V215H209ZM228 216H229V217H228ZM241 216H244V217H243L244 219H243ZM77 217H79V213H78ZM77 217H76V218H77ZM101 217H103V216H101ZM110 217H111V218H110ZM128 217H130V216H128ZM139 217H140V219H139ZM169 217H170V218H169ZM184 217H185V216H184ZM231 217H232V218H231ZM239 217H241L242 219L239 218ZM247 217H248V218H247ZM253 217H252V218H253ZM48 218H50V217H48ZM66 218H67V217H66ZM66 218L64 219V221L62 220V221H63V224H62L60 221H59V222H60L61 224L58 223V221L56 222V223H58V224H60V225L58 226V229H56L57 227L55 228L54 233H55L56 230H57V231L59 230V232L62 230V231L60 232L61 234H60L59 232H57V231H56V232H57L58 234H54V235L48 233V232H50V231H46V233L44 232V231L46 230V229H45L46 226H44V225H46V224H44V223H46V221L50 223V221H51L50 219H47V215H46V217L44 216V218L41 220V221L44 222V223H42V225L44 224V225H43V228H44L45 230H44L42 233H41V232H38L39 229L37 230L36 227H37L38 225H41V224H36V225H34V226H31V228L33 227L34 229H30V227L28 226V227L26 228V229H29L28 231L24 228V229H25V232H24V233H26V232H27V233H26L25 235H24L23 233H21V235H24L25 238L22 237L21 235H19V232H17L18 235H19V237L17 236V233H16V236H17V237H15V235H14L15 232H16V230H17L16 228H17V226H18V224H17V226H16V223H18V222H15V224H14L13 221H12V222H11V221H8V222L6 221L5 224H2V227H4L3 225H5V227H4L5 229L2 228V229H4V232L2 231V233L5 234V232H8V230H9V232H10V231H11V232H12V231L14 232V230H15V232L12 234V235H14L13 237H12V235H10L12 239L9 238V235H8L7 239H5L4 234H1V235H0V245L2 246V247H0V254H1L0 256L3 255L2 257L5 258V261L7 260V262H5L4 259H3L2 257H0V261H2V262H0V263L7 264V263H8V259H10V258L12 257L11 255H8V254H11L12 249H15L14 251H16V249H17V247L19 246L21 240L24 241V239H26V241H29L30 238L27 240V238H26L27 236H26V235L28 234V232L33 233V230H34V232H35V231H36V232H35L34 234H32V235H30V233H29L28 237H32L34 240H30L29 243H27L26 241H24V242L21 241V244H20L21 246H22V245L24 246V245H27V244H29V246H30V244H31V245H33V247L30 246V249H29V248H28L29 246L27 245L28 247H27V249L24 250V253H23V252L21 251V250H23V247L21 248V247L19 246L20 249H21V250H20V253L22 252V253H21L22 255L27 253L26 255H28V256H26V255L24 256V255H23L24 257H23V256L21 257V259H22V261H20L21 264H26V262H28L29 264H30V263L33 264V263H34L33 260L35 259V257H34L32 254H33L34 251H35V252H34V255L37 253L36 250H34V247L37 246V248H39V246L41 247L42 245H43L44 247H46V248H44V247L42 248V247H41L42 250H40V248H39L37 251H40V252L42 251V253H41V254L38 253V254H40L41 256H40V255H37L36 257H37V258H39V257L41 258V257H42L41 259H43V261L45 262V263L43 262V264H47V263H48V264H51V263H52V264H54V263H56V264H61V263H60L61 261L65 260V259H66V260L70 259L69 261H67V264H68L69 262H71V260H72L73 258H74V260H75L76 258H75L74 256H72L73 253L75 252V250H74L73 253L71 252L72 255H70L71 253L68 255L69 252H67V251L65 252L66 255L59 254V253H60V249H59V247L61 248V245L59 246V244H62V243H63V242L59 243V240H60V239H61V240H63V239L65 240V239H67L68 237H65V238H64V235H65V234H68L69 232L71 233V231H73L79 223L81 224V222H80L79 220H78L79 222L76 223L77 220L75 221V219L71 218L70 216L68 217L69 219H66ZM70 218H71L73 221L70 220ZM130 218H131V217H130ZM151 218H152V219H151ZM167 218H169V220H168ZM171 218H172V219H171ZM186 218H185L184 220H183V219H182V220L185 221V220H187ZM254 218H255V217H254ZM78 219H79V218H78ZM85 219H86V220H85ZM100 219H101V218H99V220H100ZM124 219H126V217H125ZM128 219H129V218H128ZM132 219H135V218H132ZM150 219H151V224H153V225L156 224L152 229L150 228L151 224H149V223H150ZM154 219H155V220H154ZM165 219L168 220V221L170 222V224L172 223L171 220H173V223H172L171 227H170V225H168V223H167L168 221H167V222L163 221V220H165ZM170 219H171V220H170ZM198 219H196V220H198ZM216 219H218V218L216 217ZM45 220H46V221H45ZM48 220H49V221H48ZM66 220H67V221H66ZM97 220H98V219L94 220V222L97 221ZM102 220H103V218H102ZM152 220H153V221H152ZM156 220H158V221H156ZM182 220H181V221H182ZM196 220H195V221H196ZM23 221H24V220H23ZM25 221H26V220H25ZM74 221H75L76 225H75ZM89 221H88V222H89ZM105 221H109V220H107V218H106V220L104 219V221H102V222H105ZM126 221H127V220H126ZM128 221H129V220H128ZM183 221H182V222H183ZM256 221H259V222H261V223L256 222ZM4 222H5V221H4ZM26 222H27V221H26ZM65 222L67 223V225H66ZM70 222H71V223L73 222L72 224L75 225V226H73ZM97 222H98V221H97ZM100 222H101V220H100ZM148 222H149V223H148ZM153 222H154V223H153ZM158 222H159V224H158ZM161 222L166 223V224H162V227H163V228L165 227L164 229H163V228L161 227V225H160ZM179 222H180V221H179ZM182 222H180V223H181V224H184V223L187 224V221H186V222H183V223H182ZM225 222H227V221H225ZM225 222H224V223H225ZM2 223H3V222H2ZM7 223H8V224H7ZM51 223H52V222H51ZM86 223H87V222H86ZM91 223H92V222H91ZM105 223H106V225H107V222H105ZM174 223H175V224H174ZM193 223H192V224H193ZM201 223H204V224L201 225ZM244 223H245V225H244ZM10 224H11V225H10ZM47 224H48V223H47ZM68 224H69V225H68ZM95 224H96V223H95ZM95 224H94V225H95ZM98 224H99V227L96 226V230H95V231H97V232L100 230V229L97 230V228H100L101 225L104 226V224H100L99 222H98ZM126 224H127V225H126ZM173 224H174V225H173ZM176 224H177V225H176ZM199 224H200V225H199ZM231 224H230V225H231ZM7 225H8V226H7ZM12 225H14V226L11 227ZM42 225H41V226H42ZM48 225H49V224H48ZM52 225H53V224H52ZM61 225H62V226H61ZM63 225H64V226H63ZM70 225H71V228H70V230H69V228H67V227H70ZM81 225H82V224H81ZM89 225H90V223H89ZM94 225H93V223H92V225H90V226H92V228L95 229V227H93ZM130 225H131V224H130ZM133 225H134V224H133ZM145 225H146V226H145ZM147 225H149V226H148L149 228L147 227ZM153 225H152V226H153ZM157 225H158V227H159L161 230L157 227ZM159 225H160V226H159ZM165 225H166V226H165ZM167 225H168L169 228H170V229H168V230L166 229V228H168ZM198 225H199V227H198ZM230 225H229V226H230ZM233 225H231L232 230L234 229V228H233ZM6 226H7V227H6ZM41 226H39V227H41ZM53 226L55 227L56 225H53ZM86 226H88V225L85 224V226H84V227L87 229ZM108 226H109V225H108ZM108 226H107V227H108ZM131 226H132V225H131ZM136 226H134V227H136ZM142 226H143V227H142ZM172 226H174V227H173L174 229H172ZM179 226H180V225H179ZM181 226H183V225H181ZM202 226H204L203 228L207 227L206 229H207L209 232L206 231V229H203ZM213 226H214V225H213ZM252 226H253V227H252ZM39 227H37V228H39ZM59 227H60V228H59ZM73 227H74V229H73ZM81 227H82V226H81ZM81 227H79V228H81ZM128 227H130V226H128ZM132 227H133V226H132ZM134 227H133V228H134ZM146 227H147V228H146ZM156 227H157L160 231H159ZM209 227H212V226H209ZM11 228H14V229L10 230ZM46 228H47V227H46ZM49 228H50V227H48L47 230H50ZM82 228H83V227H82ZM85 228H83V229H85ZM92 228H89V227H88L89 231H91L90 229H92ZM144 228H145V230L148 231V232H146V231L144 230ZM155 228L157 229V232L155 231V230H156ZM199 228H202V229L204 230V232H206L207 234L205 233L206 235H204L202 229L199 230ZM228 228H230V227H228ZM228 228H227V229H228ZM254 228H255V229H254ZM0 229H1V228H0ZM2 229H1V230H2ZM24 229H23V230H24ZM60 229H61V230H60ZM67 229H68V230H67ZM77 229H78V228H77ZM153 229H154V230H153ZM162 229H163V230H162ZM177 229H179V227H178ZM184 229L186 230V232H187L188 234H189V232H190V233L193 232V234L195 235V233L198 232L199 234L197 233V236H198V235H199L200 237H203V236L205 237V236H206V239H204V238H200V237H197L196 235H195V239H194V238H193V237H194L193 234H192V233H191V235H190V234L187 235V233L185 234V233H184V231H185ZM189 229H190V230H189ZM191 229H192V230H191ZM196 229H197L198 231H197ZM247 229H248V231H249L250 229H251V230L248 232ZM252 229H253V230H252ZM258 229H259V230H258ZM20 230H21V229H20ZM141 230L144 231V233H145L144 236H146V237H148V238L142 236L144 233H143ZM150 230H151V231H150ZM164 230H167L168 232H167V231H164ZM172 230H174L173 233H175V231H177L176 234H172V233H171ZM245 230H246V231H245ZM17 231H18V230H17ZM41 231H42V230H41ZM52 231H53V230H51V233H53ZM74 231H75V230H74ZM79 231H80V229H79ZM86 231H87V230H86ZM95 231H94V234L92 233L93 230H92L91 233L97 237V232H96V234H95ZM137 231H138V235H139V236H140V234L143 233V234L141 235L143 239H142L141 237H139V236H136ZM139 231H140L141 233H139ZM149 231H150V232H149ZM162 231H163V232H162ZM196 231H197V232H196ZM211 231H212V233H211ZM230 231H231V230H230ZM242 231H243V232H242ZM253 231H254V232H253ZM37 232H38V233H41L44 237H43L42 235H41V236H42V237H41ZM62 232H63V233H62ZM64 232H65V233H64ZM67 232H68V233H67ZM75 232H78V231L76 230ZM75 232H74V233H75ZM82 232H84L85 234L87 233V232H85V231H82ZM118 232H117V233H118ZM131 232H132V231H131ZM151 232H152V233H153V232L156 233V234H155V238L153 237L154 233H153V235H152ZM158 232H159V233L162 232L161 234L164 235V236H163L164 239H165V235H166V234L168 235V233H169V235H171L172 237L170 238L169 236L167 237V235H166V239H165V241H166V240H167V241L165 242V241L163 240V238H162V235L160 236V234H158ZM166 232H167V233H166ZM194 232H195V233H194ZM245 232H246V233H245ZM259 232H260V233H259ZM36 233H37V236H35ZM44 233H45L46 235H45ZM70 233H69V235H70ZM79 233H80V232H79ZM84 233H83V234H84ZM98 233L101 234V233H104V231L101 232V233H100V232H98ZM105 233L102 234V235H104L103 237H105ZM128 233H130V232L128 231ZM147 233H148V234L151 233V234H149V236H148ZM170 233H171V234H170ZM177 233H179V236L177 235ZM209 233H210V234H209ZM223 233H225V234H223ZM247 233H249V234H247ZM250 233L254 235L253 237L255 238V240L253 239L252 236L249 237V236L251 235ZM262 233H263V234H262ZM81 234H82V233H80L79 235H80V236H83V235H81ZM85 234H84V237H85ZM92 234H91V238L94 239V237H92V236H93ZM200 234H202V235H200ZM218 234H219L220 236H218ZM226 234H227V235H226ZM233 234H234V235L236 234V235L233 236ZM33 235H34V236H33ZM52 235H53L54 237H53ZM59 235H60V236H59ZM69 235H68V236H69ZM72 235H73V233H72ZM72 235H70V236H72ZM76 235H77V234L75 233V236H76ZM79 235L76 236L77 238H75L74 235H73V236H74L75 239H78V238H81V237H79ZM89 235H90V232L88 233V236H89ZM102 235H101V236H102ZM157 235H159V237H158ZM173 235H174V236L177 235L176 237H177V239H179V240H178V242L180 241L179 243H177V240H176V241L174 240V236H173ZM181 235L183 236V238L181 237ZM207 235H208V236H207ZM213 235H215V236H213ZM221 235L223 236V239L225 238V239H227V240H225V239L222 240V238H220V237H222ZM229 235H231V238H230V239H229V237H228ZM258 235H260V236H258ZM20 236H21V239H20ZM48 236H49V237L51 236L53 239H55V238H56V239L53 241V240H52L51 238H49ZM56 236H58L60 239L57 238ZM65 236H66V235H65ZM73 236H72V237H73ZM86 236H87V235H86ZM107 236H108V234H107ZM110 236H111L112 238H114V239H112ZM156 236H157V238H156ZM191 236H192V237H191ZM211 236H213V237L211 238ZM226 236H227V237H226ZM232 236H233V237H237V238H232ZM243 236H244V237H243ZM246 236H247V238H245ZM257 236H258V237H257ZM2 237L5 239V240H4L5 242L2 241V240H3ZM34 237H35V238H34ZM46 237H47V239H46ZM62 237H63V238H62ZM122 237H123V238H122ZM127 237H128V238H131V239H127ZM137 237H139V239H141V241H140ZM150 237H151V238H150ZM176 237H175V239H176ZM186 237H187V238H186ZM188 237H189V238L191 237V238L189 239ZM207 237H209V238H207ZM217 237H219L218 240H215V241H214V238L216 239ZM256 237H257V238H256ZM259 237H260V239H259ZM8 238H9L10 240H9ZM14 238H15L16 240H17L18 238H19V239H18L17 242H16V240H15ZM32 238H31V239H32ZM39 238H41V240H40ZM43 238H44V239H43ZM74 238H73V242H72V243H74ZM89 238H90V236H89ZM89 238H88V239H89ZM91 238H90V240H91ZM98 238H100V237L98 236ZM98 238H97V239H98ZM145 238H146V239H145ZM149 238H150V240H149ZM159 238H161V239H159ZM167 238H169V240L171 239L170 241H171L173 244H172L170 241H168ZM172 238H173V240H172ZM184 238H186V239H184ZM248 238H249V239L251 238V239L249 240ZM13 239H14V240H13ZM57 239H58V240H57ZM69 239H70V238H69ZM69 239L66 240V241L69 242V241H70ZM82 239H83V238H82ZM86 239H87V238H86ZM101 239H102V241L106 242V241H105L106 239L104 240L102 237H101ZM101 239H100V240L98 239L99 241L97 240V241L99 242L98 244H100ZM115 239H116L117 241H116ZM122 239H124L123 241H124V243H125V245H123V246L121 245V241H122ZM132 239H133L134 241H135L136 239L139 240V241H140L139 244L137 243V240H136V242H134ZM152 239H153V240H152ZM156 239H157V240L159 239V240H161V241L163 240L162 242H165L166 244H167L168 242H169V243H168L167 245H165L164 243L162 244L161 241H157ZM183 239H184V240H183ZM192 239H194L195 242H193L194 240H192ZM240 239H241V240H240ZM247 239H248L249 241H248ZM7 240H8V241H7ZM11 240H12V241H11ZM50 240L52 241V243H51ZM56 240H57V241H56ZM61 240H60V241H61ZM71 240H72V239H71ZM80 240H81V239H80ZM112 240H114V241L111 242ZM143 240H144V241H143ZM145 240H146V241H145ZM148 240H149V241H148ZM155 240H156V242H155ZM187 240H188V242L185 243V241H187ZM189 240H191L192 242H189ZM211 240L214 241V242H212ZM221 240H222L223 242H222ZM229 240H230V241H229ZM263 240H264V239H263ZM31 241H32V242H31ZM33 241H34L35 243H33ZM42 241H44V242L42 243ZM46 241H48V243H49V241H50V243L46 245ZM76 241H77V240H76ZM76 241H75V243H76ZM83 241H84V240H83ZM91 241H92V240H91ZM91 241H90V243H91ZM94 241H95V243H96V240H95V239H94ZM126 241H127V242L131 241V243H130V242L127 243ZM174 241H175V242H174ZM197 241H198V242H197ZM216 241H218V242H216ZM225 241H226V243H225ZM228 241H229V242H228ZM253 241H254V243H253ZM6 242H7V243L9 242L10 245L7 244ZM11 242H12L13 244H12ZM14 242H15V243H14ZM18 242H19V243H18ZM25 242H26V244H25ZM40 242L42 243V245H41ZM79 242H80V241H79ZM92 242H93V241H92ZM110 242H111V243L116 242V244H115L116 246L113 247V246H112L113 244L111 245ZM132 242H133V243H132ZM150 242H151V244H148V243H150ZM160 242H161V243H160ZM181 242L183 243V245L181 244ZM200 242H201V243H200ZM203 242H205V243H203ZM206 242H207V243H206ZM219 242H220V243L222 242V243L220 244ZM258 242H259V241H258ZM260 242H261V244H263V246H264V242H263V243H262V241H260ZM2 243H3L4 245H2ZM17 243H18V244H17ZM22 243H23V244H22ZM38 243H39V244H38ZM44 243H45V244H44ZM54 243H55V244H54ZM58 243H59V244H58ZM65 243H67V242H65ZM65 243H64V244H65ZM72 243H71V244H72ZM77 243H78V242H77ZM81 243H82V242H81ZM86 243H89V242H86ZM118 243H120V245H119ZM124 243L122 242V244H124ZM176 243H177V244H176ZM191 243H192V245H190ZM199 243H200V244H199ZM50 244H51V245H50ZM56 244H58L59 247H58ZM92 244H94V243H91V245H92ZM98 244H96L95 246H99ZM101 244L103 245V243H101ZM101 244H100V245H101ZM104 244H105V243H104ZM129 244H130V247H132V248H130V247L127 246V245H129ZM135 244H136V247H137V246H140L139 248L143 251V253H142V251H141L140 249H138V248H137V249L140 250L141 252H140V253H139V252H136L137 249L135 250V248H136V247H134ZM153 244L156 245V246H154ZM171 244H172V245H175V244H176L175 246H176L177 248H176L175 246H172ZM194 244H195V246H194ZM204 244H205V245L207 244L206 247H205ZM219 244H220V245H219ZM252 244H251V245H252ZM257 244H258V243H257ZM261 244H260V245L258 244L259 247H257V246H253V247H252V246H251V248H250V249H252V248H254V247H257V248H260V251L263 250V251H261V255H260V253H259V249H257V250H258V251H257V250H255V248H254V250H253L254 253H255V252H258V255H257L258 258H259V256H263V257H264V255H262V252H264V249H261V247H263ZM6 245H7V247H6ZM12 245H13V246H12ZM45 245H46V246H45ZM66 245H67V244L62 245V247H63L62 250H63V251H65L64 246H66ZM74 245H75V244H74ZM74 245H73V246H74ZM78 245H79V244H78ZM84 245H85V244H83V246H84ZM102 245H101V246H102ZM110 245H111V246H110ZM144 245H149V246L144 247L145 250H143V247H142V246H144ZM151 245H153L155 248H154L153 246H151ZM163 245L166 246V248H165ZM168 245H169V246H168ZM177 245H178V246H177ZM197 245H199V246H197ZM215 245H218V246H215ZM232 245H233V244H230V248H229V249H231ZM234 245H233L232 249H234V247H235ZM238 245H239V246H238ZM254 245H255V244H254ZM11 246H12V247H11ZM14 246H15V247H14ZM16 246H17V247H16ZM48 246H51V247L54 246V247H53L54 250H52L51 247H49V249H48ZM55 246H57V247H55ZM68 246H69V247H68ZM68 246H66L67 249H68V248H69V249L71 248V250H72L73 247H71L70 245H68ZM76 246H77V245H76ZM79 246H80V245H79ZM79 246H78V247H79ZM87 246L90 247V244H87ZM92 246H94V245H92ZM95 246H94V247H95ZM118 246H119V247L121 246V248H122L121 250H119L120 253H119V251H118V253H119V259H120V257H127L128 255H130L129 257L125 258V261H126V262L123 261L124 258H122V259H120V260H119L118 258H116L117 255H118V253H117V251H114V250H118V249H117V248H119ZM124 246H126V248H129V250H128L127 252L130 251L132 254H129V253H130V252H129V253H127V256H126V253H125V252H126L127 249H125ZM157 246H158V248H157ZM160 246H161V249H160ZM162 246H163V249H162ZM170 246H172V247L175 249V250H173V252H174L175 254L171 252L172 249H173L172 247H171V249H170L171 251H169V252H171V254L167 251L169 255H168V254H165V253L162 254L160 251H157V249H158V250H161L162 252L165 251V250H169L167 247H170ZM188 246H187V247H188ZM190 246H191V247H190ZM223 246H222V247H223ZM260 246H261V247H260ZM4 247H6V248H8V247L10 248V247H11V248H10V250H9V248H8V249L5 248V250H4ZM25 247H26V246H25ZM74 247H75V246H74ZM80 247H81V251H83V250H82L83 247H82V246H80ZM85 247H86V246H84V248H85ZM102 247H103V246H102ZM105 247H104V248H105ZM116 247H117V248H116ZM123 247H124V248H123ZM178 247H179V248H178ZM180 247H182V248H180ZM215 247H217V248H215ZM218 247H219V248H218ZM1 248H3V250H1ZM37 248H36V249H37ZM56 248H58L59 250L56 249ZM92 248H93V247H92ZM104 248H102V249L104 250ZM114 248H115V249H114ZM150 248H151V249H150ZM212 248L209 247L208 250H211ZM263 248H264V247H263ZM28 249H29V250H28ZM55 249H56V250H55ZM73 249H74V248H73ZM75 249H76V248H75ZM77 249H78V251H79V248H77ZM108 249H112V250H108ZM119 249H120V248H119ZM133 249H134V252H132ZM146 249H148V250H146ZM149 249L152 250V251H150ZM177 249H178V250H177ZM180 249H181V250H180ZM200 249H201V248H200ZM224 249H225V247L222 249V251H223ZM232 249H231V250H232ZM18 250H19V249H18ZM18 250H17V252H19ZM50 250H51V252H50ZM57 250H58V251H57ZM92 250H93V249H92ZM124 250H125V251H124ZM185 250H188V249H184V251H185ZM203 250H205V249H203ZM227 250H228V249H227ZM234 250H235V249H234ZM242 250L245 251L244 249H242ZM29 251H31V252H29ZM47 251L50 252L51 254H53V252H54V255H55V256H56L55 253L58 252L57 254L60 255V256L57 255V256L55 257L54 255H51L50 253H49V254H50V255H49V254L47 253ZM56 251H57V252H56ZM63 251H61V253H64ZM68 251H70V250H68ZM76 251H77V250H76ZM85 251H87V250L85 249ZM108 251H111L112 253H108ZM113 251L116 252L117 255H115V253H114ZM123 251H124V252H123ZM144 251H145V252H144ZM146 251H147L148 253H146ZM156 251L159 252V254H160V253H161V254L158 255V253H157ZM184 251H183V252H184ZM235 251H236V250H235ZM238 251H239V250H237V252H238ZM247 251H251V250H247ZM247 251H246V253L249 254ZM25 252H26V253H25ZM43 252H46L47 254L45 253V254H46V255H45ZM105 252H106V253H105ZM121 252H122V253H121ZM211 252L213 253L214 250L211 251ZM215 252H214V253H215ZM233 252H234V251H233ZM237 252H235V253H237ZM14 253H15V252H14ZM20 253H18L19 255L16 254V256H21ZM29 253H31V255H30ZM93 253H94V256H93ZM107 253H108V255L110 254L109 257H111V258H109L108 256H106ZM113 253H114V254H113ZM133 253H135V254L138 253V254H139V255L137 254L138 256L141 255L142 257H141V256L139 257V258H141V259H139L137 255H135V254L133 255ZM219 253H220V254H219ZM219 253H217V254L221 255V252H219ZM251 253H253V252H251ZM251 253L249 254L248 258H249V257H252V256H253V258H254V256H256L255 254L251 255ZM4 254H5V255L7 254V255L5 256ZM12 254H13V253H12ZM79 254H78V256H79ZM111 254H113V256H114L113 258H112V255H111ZM120 254H121V256H120ZM123 254H125V255H123ZM142 254H144V255H142ZM146 254H147V256H146ZM239 254H240V253H239ZM241 254H245V253H241ZM256 254H257V253H256ZM29 255H30V256H29ZM42 255H43V256H42ZM48 255H49V257L51 256L50 259H49V257L47 258ZM74 255H75V254H74ZM90 255L93 256V259H94L95 262H94L93 260H91L92 258H91V259L89 258ZM95 255H97V258H96ZM103 255H104L105 260L102 259V258H103ZM163 255H164V256H163ZM213 255H216V254H213ZM219 255H218V256H219ZM250 255H251V256H250ZM4 256H5V257H4ZM7 256H8V257H7ZM9 256H10V257H9ZM38 256H39V257H38ZM61 256H62L63 258H62ZM75 256H77V254H76ZM115 256H116V257H115ZM131 256H132V257L134 256L135 258H134V257L132 258ZM143 256H145L146 258H145V257L143 258ZM148 256H149V257H148ZM162 256H163V258H162ZM168 256H170V257H168ZM172 256H173V257H172ZM216 256H217V255H216ZM28 257H29V258H28ZM31 257H33L34 259L31 258ZM44 257H45V258H44ZM52 257H54V258H52ZM60 257H61L63 260H62V259L60 260ZM69 257H70V258H69ZM71 257H72V258H71ZM101 257H102V258H101ZM167 257H168V258H167ZM175 257H178V254H177ZM7 258H8V259H7ZM17 258H18V257H17ZM37 258L35 259V262H36V260L40 262V260L37 259ZM51 258H52V259H51ZM80 258H81V257H80ZM106 258H107V259H106ZM131 258L133 259V261L131 260ZM148 258H149V259H148ZM157 258H158V261H157ZM21 259H20V260H21ZM46 259H49L50 261H49V260H46ZM53 259H55V261H52ZM77 259H78V257H77ZM77 259H76V261H78ZM83 259H84V258H83ZM83 259H82V260H83ZM95 259H96V260H95ZM126 259H128V260H126ZM138 259H139L140 261H138ZM142 259H144V261H143ZM145 259H147V260L145 261ZM251 259H252V258H251ZM262 259H264V258H261V257H260V261H261ZM17 260H18V259H17ZM25 260H28V261H25ZM56 260H57V261H56ZM74 260H72V262H73ZM79 260H80V259H79ZM82 260H80V261H82ZM97 260H98V262H97ZM100 260H101V262H100ZM121 260H122L123 262H122ZM129 260H130V261H129ZM248 260H249L252 264H258V262H259V261L257 262V260H256L257 263H255V262H254V261H255L254 259H252V260L248 259ZM29 261H30V262H29ZM59 261H60V262H59ZM80 261H78V262H80ZM89 261H86V264H89ZM103 261H105V262L103 263ZM115 261H114V263L116 264L117 261H116V262H115ZM128 261H129V262H128ZM136 261H137V262H136ZM142 261H143V262H142ZM156 261H157V262H156ZM166 261H167V260L163 261L164 264H167V263H165ZM10 262L12 263V261H10ZM13 262H15V261H13ZM49 262H50V263H49ZM72 262H71V263H72ZM82 262H84V261H82ZM82 262H81V264H82ZM87 262H88V263H87ZM96 262H97V263H96ZM121 262H122V263H121ZM135 262H136V263H135ZM149 262H150V261H149ZM149 262H148V264H150ZM161 262H162V261H161ZM18 263H19V261H17V264H18ZM28 263H27V264H28ZM37 263H38V262H37ZM40 263H41V262H40ZM62 263H63V262H62ZM64 263H66V262L64 261ZM64 263H63V264H64ZM84 263H85V262H84ZM84 263H83V264H84ZM114 263H113V264H114ZM260 263H263V262H260ZM260 263H259V264H260ZM9 264H10V263H9ZM12 264H13V263H12ZM14 264H16V263H14ZM34 264H35V263H34ZM41 264H42V263H41ZM76 264H77V263H76ZM161 264H162V263H161ZM170 264H172V263H170Z\"/></svg>", "mask_w": 264, "mask_h": 264}, {"label": "bare ground", "instance_id": "6f19581e", "mask_svg": "<svg viewBox=\"0 0 264 264\" xmlns=\"http://www.w3.org/2000/svg\"><path fill=\"white\" fill-rule=\"evenodd\" d=\"M8 1H9V0H7V1H6V0H1V1H0L1 3H3V4L0 3V4H1V5H0V17L2 18V19L0 18V20H2V21L0 22V27H1V28L4 27L5 29H3V31L5 30L6 32L9 31V25H10L9 22H8V21H10V20H8V18H9V16H10V14L14 12V10L23 8V9H21V10H22V11L25 13V15H26L27 13H30L31 10H32V12H33V11H36V12H37L38 10L41 11L42 9H43V10H44V9H45V10H51V9H52V7H50V9H49V8H46L47 6L44 7V6L41 4V1H40V3L38 2V3H39V5H38V4L34 3V1H33V4H32V3L30 4L31 1L29 0V1H30V2L28 1L29 4H30V5H34V6H30V5L25 4V3L27 2L26 0H21V1H20V0H16V2H13V4H14V3L17 4V5L19 4V7L16 6V5H15V6L12 5V4H11V3H12L11 0H10L9 2H8ZM12 1H13V0H12ZM14 1H15V0H14ZM17 1L22 2V3H18ZM23 1H25V2L23 3ZM50 1H51V0H50ZM75 1H76V0H75ZM80 1H81V0H80ZM94 1H95V0H94ZM116 1H118V0H116ZM116 1H115V3H116ZM122 1H123V0H122ZM122 1H121V2H122ZM131 1H132V0H131ZM143 1H144V0H143ZM147 1H148V0H147ZM154 1H155V0H154ZM161 1H163V0H161ZM169 1H170V0H169ZM174 1H177V0H174ZM190 1H191V0H190ZM201 1H202V0H201ZM205 1H206V0H205ZM205 1H204V3H205ZM209 1L211 2V0H209ZM209 1H208V2H209ZM217 1H218V0H217ZM224 1H225V0H224ZM234 1H235V0H234ZM239 1H240V0H239ZM244 1H245V0H244ZM246 1H248V0H246ZM63 2H64V1L61 2L62 4H61L60 2H58V3H57L58 6H57V4H54V5L59 9V7H60L59 4H61V7H62L63 4H66V2H64V3H63ZM76 2H77V1H76ZM76 2H75V3H76ZM82 2H83V1H82ZM87 2H89V1H87ZM91 2H93V1H91ZM96 2H97V1H96ZM98 2H100V1H98ZM103 2H104V1L102 0V3H103ZM109 2H110V1H109ZM118 2H119V1H118ZM121 2H120V3H121ZM124 2H126V1H124ZM124 2H122V3H123V6H124ZM141 2H142V1H141ZM151 2H152V1H151ZM158 2H159V0H158ZM158 2H157V3H158ZM164 2H165V0H164ZM185 2H186V0H185ZM193 2H194V1H193ZM197 2H198V1H197ZM210 2H209V3H210ZM213 2H214V1H213ZM215 2H216V1H215ZM218 2H219V1H218ZM220 2H221V1H220ZM248 2H249V1H248ZM42 3H43V1H42ZM49 3H50V2H49ZM102 3H101V4H102ZM105 3H106V1L104 2V4H105ZM112 3H113V2L111 1V5H112ZM137 3H138V2H137ZM146 3H147V2H146ZM157 3H156V1H155V5H156ZM168 3H169V2H168ZM172 3H173V2H172ZM175 3H176V2H175ZM179 3H180V2H179ZM179 3H177V4H179ZM206 3H207V2H206ZM229 3H230V2H229ZM232 3H233V1H232ZM236 3H237V2H236ZM239 3H240V2H239ZM20 4H22V5H20ZM24 4H25V5H24ZM68 4H69V3H68ZM87 4H88V3H87ZM89 4H91V3H89ZM93 4H94V3H93ZM93 4H91V5H93ZM108 4H109V3H108ZM125 4H127V2H126ZM134 4H135V3H134ZM142 4H143V3H142ZM163 4H164V3H163ZM163 4H162V2H161V4H158V5L161 6V5H163ZM183 4H184V6H185L186 3H183ZM190 4H191V3H190ZM195 4H196V3H195ZM216 4H217V2H216ZM221 4H224V2H222ZM241 4H242V2H241ZM243 4H244V6H245V5L248 4V3L246 2V4H245V3H243ZM243 4H242V5H243ZM262 4L264 5L263 2H262ZM26 5H27V6H26ZM35 5H36V7H35ZM45 5H46V4H45ZM52 5H53V4H51V6H52ZM69 5H70V4H69ZM76 5H77V4H76ZM83 5H84V4H83ZM91 5H90V6H91ZM106 5H107V4H106ZM115 5H116V4H115ZM135 5H136V4H135ZM152 5H154V4H152ZM158 5H156V6H158ZM165 5H167V4H165ZM175 5H176V4H175ZM191 5H192V4H191ZM200 5H201V4H200ZM200 5H199V6H200ZM202 5H203V4H202ZM202 5H201V6H202ZM214 5H215V4H214ZM218 5H219V4H218ZM224 5H227V4H224ZM229 5H231V4H229ZM232 5H233V4H232ZM39 6H42L41 9L38 8ZM63 6H64V5H63ZM78 6H79V5H78ZM81 6H82V5H81ZM90 6H88V7H89V9L91 10L92 8H90ZM93 6H94V5H93ZM93 6H92V7H93ZM102 6H103V5H102ZM108 6H109V5H108ZM119 6H120V4L118 5V7H119ZM130 6H131V5H130ZM143 6H144V5H143ZM150 6H151V5H150ZM150 6H149V7H150ZM170 6H171V5H170ZM170 6H168V7H169V10H170ZM177 6H178V5H177ZM186 6H187V5H186ZM188 6H190V5H188ZM215 6L217 7V5H215ZM236 6H237V5H236ZM238 6L240 7L241 5H238ZM246 6H247V5H246ZM43 7H44V8H43ZM64 7H65V6H64ZM67 7H68V6H67ZM73 7H74V6H73ZM86 7H87V6H86ZM88 7H87V8H88ZM110 7H111V6H110ZM124 7H125V6H124ZM126 7H127V5H126ZM135 7H136V6H135ZM144 7L146 8V5H145ZM161 7H162V6H161ZM165 7H167V6H165ZM173 7H174V6H173ZM180 7H182V6H180ZM208 7H209V6H208ZM220 7H221V5H220ZM224 7H225V6H224ZM227 7H230V8H231V6H228V5L226 6V8H227ZM234 7H235V6H234ZM241 7H243V6H241ZM241 7H240V8H241ZM257 7H258V6H257ZM261 7H263V6H261ZM261 7H259V8H261ZM24 8H25V9H24ZM32 8H33V9L35 8L36 10H33ZM54 8H55V7H53L52 10H54ZM57 8H56V10H57ZM69 8H70V7H69ZM71 8H72V7H71ZM80 8H81V7H80ZM82 8H83V7H82ZM93 8L95 9V7H93ZM112 8H114V6H113ZM112 8H111V11H109L108 13H110V12L112 13ZM136 8H138V6H137ZM136 8H135V10H136ZM139 8H140V7H139ZM151 8H152V6H151ZM154 8H155V7H154ZM163 8H164V7H163ZM163 8H162V9H163ZM177 8H178V7H177ZM199 8H200V7H199ZM201 8H203V7H201ZM210 8H211V7H210ZM212 8H213V7H212ZM214 8H215V7H214ZM217 8H218V7H217ZM222 8H223V6H222ZM245 8H246V7H245ZM254 8H256V7H254ZM27 9H29V10H27ZM62 9H63V7H62ZM83 9H85V8H83ZM83 9H81V10H83ZM89 9H88V10L85 9L86 12H88ZM96 9H97V8H96ZM100 9L103 10V8H100ZM100 9H99V10L97 9V10L100 12ZM116 9H117V8H116ZM127 9H128V8H127ZM129 9H131V8H129ZM142 9H144V8L142 7ZM142 9H141V10H142ZM158 9H159V8H158ZM162 9H161V10H162ZM171 9H172V7H171ZM175 9H176V8H175ZM190 9H191V8H190ZM206 9H207V8H206ZM228 9H229V8H228ZM228 9H227V10H228ZM237 9H238V8H237ZM243 9H244V8H243ZM261 9H262V8H261ZM68 10H69V9H68ZM97 10H96V11H97ZM106 10H107V9H106ZM124 10L127 11L126 8H124ZM135 10H134V11H135ZM141 10H139V11H141ZM148 10H149V8H148ZM173 10H174V9H173ZM195 10H196V9H195ZM195 10H194V11H195ZM203 10H204V9H203ZM212 10H214V9H212ZM216 10H217V9H216ZM216 10H215V11H216ZM223 10H225V8L222 9L221 11H223ZM12 11H13V12H12ZM40 11H38V12H40ZM60 11L63 13L62 10H60ZM96 11H95V12H96ZM120 11H121V12H124V11H122V10H120ZM137 11H138V10H137ZM139 11H138V12H139ZM150 11H151V10H150ZM155 11H156V9H155ZM201 11H202V10H201ZM205 11H206V10H205ZM210 11H211V10H210ZM215 11H213V12H215ZM217 11H219V10H217ZM221 11H220V12H221ZM228 11H229V10H228ZM234 11H235V9H234ZM237 11H238V10H237ZM242 11H243V10H242ZM261 11H262V10H261ZM263 11H264V8H263ZM20 12H21V11H20ZM20 12H19V13H20ZM46 12H47V11H46ZM86 12H85V13H86ZM90 12H91V11H90ZM95 12H93V13H95ZM102 12H104V11H101L100 13H102ZM121 12H119V10H118V13H121ZM128 12H129V13L126 12V14H128V16H129V15L131 14V11L128 10ZM145 12H146V11H145ZM152 12H154V11H152ZM156 12H158V10H157ZM156 12H155V13H156ZM160 12H161V11H160ZM162 12H163V11H162ZM162 12H161V13H162ZM190 12H191V10H190ZM195 12H197V11H195ZM199 12H200V9H199ZM199 12H198V13H199ZM239 12H240V11H239ZM257 12H258V11H257ZM42 13H43V12H42ZM49 13H50V11H49ZM70 13H71V12H70ZM77 13H79V12H77ZM77 13H76V14H77ZM82 13H83V12H82ZM114 13H116V12H114ZM133 13H134V12H133ZM133 13H132V14H133ZM146 13H147V12H146ZM161 13H160V14H161ZM163 13H166V15H167V12H166V11L163 12ZM176 13H177V12H176ZM204 13H205V12H204ZM209 13H210V12H209ZM218 13H219V12H218ZM224 13H225V12H224ZM227 13H228V12H227ZM244 13H245V12H244ZM248 13L251 14V11L248 12ZM248 13H247V14H248ZM262 13H263V12H262ZM32 14H33V13H32ZM32 14H31V15H32ZM47 14H48V13H47ZM53 14H54V13H53ZM59 14H60V13H59ZM91 14H92V12H91ZM97 14H98V12H96V14H94V16L97 15ZM135 14H136V13H135ZM142 14H143V13H142ZM149 14H150V13H149ZM160 14H159V15H160ZM168 14H169V13H168ZM171 14H172V13H171ZM180 14H181V13H180ZM191 14H192V13H190V15H191ZM211 14H213V13H211ZM221 14L223 15V12H221ZM233 14H234V13H233ZM235 14H236V13H235ZM240 14H241V12H240ZM240 14L238 13V15H240ZM247 14H246V15H247ZM250 14H249V15H250ZM253 14H255V13H253ZM257 14H259L258 16H260V17L262 16V15H260V13H257ZM11 15H12V14H11ZM14 15H15V14H14ZM19 15H21V14H19ZM23 15H24V14H23ZM23 15H22V16H23ZM25 15H24V16H25ZM35 15H36V14H35ZM49 15H50V14H49ZM57 15H58V14H57ZM68 15H69V14H68ZM77 15H78V14H77ZM82 15H83V14H82ZM105 15H107V14H105ZM108 15H110V14H108ZM118 15H119V14H118ZM157 15H158V13H157ZM159 15H158V16H159ZM190 15H189V16H190ZM201 15H202V13H201ZM206 15H207V14H206ZM213 15H214V14H213ZM213 15H212V16H213ZM217 15H218V14H217ZM217 15H216V16H217ZM219 15H220V13H219ZM219 15H218V16H219ZM230 15H232V14H230ZM236 15H237V14H236ZM255 15H256V14H255ZM255 15H254V18L257 16V15L255 16ZM2 16H3V17H2ZM22 16H20V17H22ZM26 16H27V15H26ZM26 16H25V17H26ZM28 16L30 17V15H28ZM64 16H65V15H64ZM74 16H76V15H74ZM86 16H87V15H86ZM88 16H89V14H88ZM91 16H93V15H91ZM91 16H90V17H91ZM94 16H93V17H94ZM99 16H100V15H99ZM99 16H98V17H99ZM102 16H103V15H102ZM112 16H113V15H111L110 17H112ZM116 16H117V14H116ZM116 16H114V18H116ZM128 16L126 15V18H127ZM134 16H135V17H136V16L138 17L139 14H137V15H133V16L131 17L132 20L135 19L134 21H136V18H133ZM140 16H141V15H140ZM161 16L164 17L163 14H162ZM161 16H160V18H161ZM167 16H168V15H167ZM167 16L164 17V18L162 17V19H166V18H168ZM170 16H171V15H170ZM172 16H173V15H172ZM175 16H176V15H175ZM175 16H174V17H175ZM177 16H179V15H177ZM177 16H176V17H177ZM184 16H185V15H184ZM195 16H196V15H194V17H195ZM197 16H198V15H197ZM210 16H211V15H210ZM218 16H217V17H218ZM220 16H221V15H220ZM225 16H226V14H225ZM225 16H223V17H225ZM244 16H245V15H244ZM247 16H248V15H247ZM247 16H246V17H247ZM252 16H253V15H252ZM17 17H19V16H17ZM29 17H28V18H29ZM34 17H35V16H34ZM45 17H46V15H45ZM79 17H80V16H79ZM84 17H85V16H84ZM90 17H88V18H90ZM108 17H109V16H108ZM150 17H151V16H150ZM155 17H157V16H155ZM176 17H175V18H176ZM179 17H181V16H179ZM194 17H192V18H194ZM200 17H202V16H200ZM200 17H199L198 19H200ZM203 17H204V16H203ZM213 17H214V16H213ZM227 17H228V15H227ZM241 17H242V19H245V18H246V17L243 18V16H241ZM248 17H249V16H248ZM248 17H247V19H245V22H249L250 20H252L251 22H252V26H253V25H254L253 22L257 21V18H258V17L255 18V21H253L254 18H252V17H251V19L248 20ZM260 17H259V18H260ZM262 17H263V16H262ZM26 18H27V17H26ZM28 18H27V19H28ZM30 18H31V17H30ZM30 18H29V20H30ZM32 18H33V16H32ZM53 18H54V17H53ZM55 18H56V17H55ZM69 18H70V17H69ZM73 18H74V17H73ZM77 18H78V16H77ZM85 18H86V17H85ZM85 18H84V19H85ZM91 18H92V17H91ZM91 18H90V19H91ZM99 18H100V17H99ZM102 18H103V17H102ZM105 18H106V17H105ZM120 18H121V17H120ZM122 18H123V20L125 19L124 15H123ZM131 18L129 17V19H131ZM139 18H140V17H139ZM139 18H137V19H139ZM141 18H143V17H141ZM141 18H140V19H141ZM144 18H146V17H144ZM160 18H159V19L157 18V20H160ZM182 18H183V16H182ZM186 18H187V15H186ZM205 18H206V17H205ZM207 18H208V17H207ZM209 18L211 19V17H209ZM215 18H216V17H215ZM219 18H220V17H219ZM237 18H238V16H237ZM239 18H240V16H239ZM259 18H258V19H259ZM9 19H10V18H9ZM12 19H15V18L11 17V20H12ZM27 19H26V20H27ZM66 19H67V18H66ZM81 19H82V18H81ZM111 19H113V17L109 19L110 22H111ZM140 19H139V20H140ZM155 19H156V18H155ZM179 19H180V18H179ZM203 19H204V18H202V20H203ZM213 19H214V18H213ZM221 19H222V17H221ZM223 19H224V18H223ZM229 19H231V18L229 17L228 20H229ZM260 19H261V18H260ZM35 20H37V19H35ZM63 20H64V19H63ZM67 20H69V19H67ZM72 20L75 21V19H72ZM87 20H88V19H87ZM94 20H95V18H94ZM94 20H93V21H94ZM96 20H97V19H96ZM121 20H122V19H121ZM126 20H127V19H126ZM142 20H143V22H144L145 20H148V18H146L145 20H144V19H142ZM142 20H141V22H142ZM157 20H156V22H158ZM166 20H167V19H166ZM166 20H165V24L168 23V22L166 23ZM176 20H178V19H176ZM181 20H182V19H181ZM188 20H189V19H188ZM191 20H192V19H191ZM196 20H197V19H196ZM196 20H195V22H196ZM200 20H201V19H200ZM200 20H198V21H199V24L201 25ZM206 20H207V19H205V25H206V22H208V21H206ZM216 20H217V19H216ZM233 20H234V19H233ZM235 20H236V19H235ZM235 20H234V22H235ZM240 20H241V18H240ZM246 20H248V21H246ZM262 20H264V19H262ZM262 20H260L261 23H262ZM33 21H34V20H33ZM59 21L61 22V20H59ZM65 21H66V20H65ZM88 21H89V20H88ZM90 21H91V20H90ZM102 21H103V20H102ZM112 21H113V20H112ZM129 21H130V20H129ZM137 21H138V20H137ZM137 21H136V22H133V21H132V22H129V23H126V24H125V22H123V23H124L125 25H130V27L132 28V27H134V26H133L134 23L137 24ZM150 21H152V20H150ZM150 21H149V22H150ZM154 21H155V20H154ZM160 21H162V20H160ZM160 21H159V22H160ZM169 21H170V20H169ZM172 21H175V19H174V20H171V22H172ZM178 21H179V20H178ZM178 21H176L175 23L179 24ZM184 21H185V20H184V18H183V22H184ZM186 21H187V20H186ZM212 21H214V20H212ZM224 21H225V20H224ZM226 21H227V18H226ZM231 21H232V20H229L230 23H231ZM21 22H22V20H21ZM60 22H59V23L57 22V25H58V24L60 25ZM76 22H77V20H76ZM76 22H75V23H76ZM78 22H80V21L78 20ZM81 22H82V20H81ZM103 22H104V21H103ZM103 22L100 21L101 25H102ZM114 22H115V19H114ZM116 22H117V20H116ZM116 22H115V23H116ZM126 22H127V21H126ZM141 22H140V25L143 24V23L141 24ZM145 22H146V21H145ZM145 22H144V23H145ZM162 22H164V21H162ZM171 22H169V24H171V26H173V28H175L174 25L172 24L173 22H172V23H171ZM190 22H192V21H190ZM195 22H194V24H195ZM218 22H221V21L218 19ZM234 22L231 23V26H232V24H233L234 26L239 24L240 26H239V25H238L237 27L235 26V28H233V29L230 27V31H229V25H230V23H229L228 26H227V23H228V22H227V23L224 22V23H226L225 26H224V25H222V24H223V22H222L221 25L224 27V30H222V31H224V32L220 31V33L222 32L221 34H223V33L226 34V33L229 32L228 35L226 34V37H227V36L229 37V36L231 35L230 33L233 34V32H234L235 34H236V33L239 34V33H238L239 30H240V31L247 30V29H246V26H243V25L245 24L244 21H243V25H242V26H241V23H242V22L237 23V20H236V23H237V24H234ZM251 22H250L249 24L246 23L247 28H248V26H250ZM257 22H258V21H257ZM11 23H12V22H11ZM16 23H17V22H16ZM48 23H49V22H48ZM75 23H74V24H75ZM104 23H105V22H104ZM112 23H113V22H112ZM131 23H133L132 26H131ZM138 23H139V21H138ZM160 23H161V22H160ZM202 23H203V27H206L207 25H209V24H207V25L205 26L203 21H202ZM209 23H210V26H212V25H211V22H209ZM215 23H216V22H215ZM27 24H28V23H27ZM32 24L34 25L35 23H34V22H31V24H30V21H29V27H32V29H33V25H32ZM51 24H52V23H51ZM53 24H54V23H53ZM53 24H52V25H53ZM63 24H64V23H63ZM69 24H70V23H69ZM69 24H68V26H69ZM71 24H72V22H71ZM83 24H86V23H83ZM89 24H90V23H89ZM89 24H88V25H89ZM95 24H96V23H95ZM98 24H99V23H98ZM113 24H114V23H113ZM117 24H118V23H117ZM120 24H121V23H120ZM145 24H146V23H145ZM149 24H150V23H148L146 26L148 27ZM151 24H152V23H151ZM177 24H176V25H177ZM181 24H182V21H181ZM184 24H186V23H184ZM184 24H183V27L185 26ZM199 24H197V26H196V31H197V29H200V28H201V26H200V28H198V25H199ZM258 24H259V23H258ZM263 24H264V23H263ZM263 24H262V25H263ZM14 25H16V24H14ZM20 25H21V24H20ZM24 25H25V24H24ZM30 25H31V26H30ZM36 25H37V24H35L34 28L38 26V25H37V26H36ZM76 25H77V24H76ZM92 25H93V23H92ZM111 25H112V24H111ZM115 25H116V24H115ZM152 25H153L154 29H156V30L158 29V28H155V26L158 27L157 24L155 25V22H154ZM154 25H155V26H154ZM159 25H160V24H159ZM161 25L165 26V25L162 24V23H161ZM176 25H175V26H176ZM186 25H187V24H186ZM213 25H214V27H216V26L218 25V23H216V25H215V24H213ZM255 25H257V24L255 23ZM10 26H11L10 29H12V26H13V25H10ZM55 26H56V25H55ZM55 26H53V27H55ZM93 26H94V25H93ZM99 26H100V25H99ZM113 26H114V25H113ZM113 26H111V27H113ZM142 26H143V25H142ZM150 26H151V25H150ZM150 26H149V29L151 28ZM180 26H181V25H180ZM192 26H193V25H192ZM222 26L220 27V26L218 25V28L220 27L219 29L221 30ZM260 26H261V25H260ZM16 27H17V26H16ZM22 27H23V26H22ZM29 27H27V28H29ZM49 27H50V26H49ZM79 27L81 28V26H79ZM103 27H105V26H103ZM117 27H118V26H117ZM117 27H116V28H117ZM120 27H121V26H120ZM136 27H139V26L137 25ZM159 27H160V26H159ZM165 27H167V25H166ZM165 27L162 28V26H161L162 29H160L157 33L153 31L154 35H151V31H150V35L153 37L154 41H155L157 38L159 39V38L161 37V39H159V42H160L164 37L166 38V36L170 37L171 35H173V34H171V29H170V28H165ZM176 27H177V26H176ZM178 27H179V26H178ZM178 27H177V30H178ZM181 27H182V26H181ZM185 27H186V26H185ZM203 27H202L201 29L204 30V31H206V32H207L208 29L212 30L211 28H213V26H212L211 28H210L209 26H207L206 28H203ZM225 27H226V28L228 27V28H227V31H225V30H226ZM240 27H241L242 29H240ZM243 27H245L244 30H243ZM263 27H264V26H263ZM263 27H262V28H263ZM7 28H8V29H7ZM27 28H26V29H27ZM70 28H71V27H70ZM73 28H74V27H73ZM85 28H86V27H85ZM85 28H84V29H85ZM89 28H90V26H89ZM91 28H92V30H93V27H91ZM91 28H90V29H91ZM124 28H125V26H124ZM124 28H120V29H124ZM128 28H129V27H128ZM128 28L126 27L127 30H128ZM134 28H135V27H134ZM141 28L145 29L144 26H143V27L140 26L139 29H141ZM194 28H195V27H194ZM237 28H239V29H237ZM249 28H250L252 31H255L254 28H253V29H252L251 27H249ZM6 29H7V30H6ZM21 29H22V28H21ZM37 29H38V28H37ZM37 29H34V30H37ZM43 29L46 30V29H48V28H46V29L43 28ZM43 29H41V31H44ZM59 29H60V28H59ZM59 29H58V30H59ZM62 29L64 30V28H62ZM65 29H66V28H65ZM77 29H78V28H77ZM95 29H96V28H95ZM98 29H99V28H98ZM102 29H103V28H102ZM105 29H106V28H105ZM107 29H108V28H107ZM139 29L137 28V29L135 30V31H137V32H134V33H133V31L130 32V33L128 32L127 35L125 34V33H127V31H125V29H124V34H125V35H122L121 37H122V38L124 37L123 39H126L125 41H127V39H128V40L130 39V40H129L130 43H131V41H138V40H140L141 38H144V35H143V37H142L141 34L145 32L143 29H141L142 33L139 31V32L141 33V34H139V33H138V30H139ZM151 29H152V28H151ZM154 29H153V30H154ZM180 29H182V28H180ZM189 29H190V28H189ZM189 29H187V30H189ZM235 29H237L236 32H235ZM258 29H259V27H258ZM263 29H264V28H263ZM263 29H262V30H263ZM0 30H1V29H0ZM12 30H13V29H12ZM17 30H18V29H17ZM30 30H31V29H30ZM48 30H49V29H48ZM50 30H51V28H50ZM50 30H49V31H50ZM60 30H61V29H60ZM71 30H72V28H71ZM100 30H101V29H100ZM110 30H111V29H110ZM117 30H119V28H118ZM130 30H131V29H130ZM133 30H134V29H133ZM145 30H146V29H145ZM184 30H186V28H184ZM202 30L199 31V34L197 33L198 36L200 37V38L198 37L200 40H201V36H202V35L200 36V33H201ZM216 30H217V27L215 28V32H214V33L217 32ZM233 30H234V31H233ZM262 30H261V31H262ZM5 31H4V32H5ZM10 31H11V30H10ZM10 31H9V33L11 34ZM37 31H38V30H37ZM52 31H53V29H52ZM54 31H56V30H54ZM54 31H53V34H54V33L57 34V33L59 32V31H58V32H54ZM67 31H68V30H67ZM69 31H70V30H69ZM75 31H76V30H75ZM79 31L81 32V30H79ZM85 31H87V30H85ZM94 31H95V30H94ZM94 31H93V32H94ZM104 31H105V33L107 32L106 30H104ZM104 31H103V32H104ZM128 31H129V30H128ZM143 31H144V32H143ZM148 31H149V30H148ZM213 31H214V28H213ZM213 31H211V33H213ZM232 31H233V32H232ZM247 31H248V30H247ZM249 31H250V30H249ZM252 31H251V32H252ZM256 31L258 32L259 30H256ZM0 32H1V31H0ZM4 32H2V33L0 34V44L2 45V46L0 45V47L2 48V47H3V44H4V46L6 45L5 48H7V45H8L9 50H8V48H7V52H8V53H7V52H6V53L10 55V47L12 46V45H10V43H11L10 40L13 39V38H11V39L9 40V39L5 36ZM6 32H5V33H6ZM20 32H21V30H20ZM28 32H29V31H28ZM31 32H32V30L30 31V34H31ZM50 32H51V31H50ZM65 32H66V31H65ZM65 32H64V33H65ZM111 32H112V30H111ZM176 32L178 33V32H180V30H178V31H176ZM182 32H183V31H182ZM197 32H198V31H197ZM208 32H209V31H208ZM218 32H219V31H218ZM218 32H217V36H219V35H218ZM245 32H246V31H245ZM251 32H249V33H251ZM262 32H263V31H262ZM262 32H260V34H261ZM9 33H8V34H9ZM26 33H27V32H26ZM34 33H35V34H34ZM36 33H37V32H33V35L35 36ZM41 33H42V32H41ZM59 33H60V32H59ZM67 33H68V32H67ZM69 33H72V32H69ZM98 33H100V32H98ZM98 33L96 32V34H98ZM112 33H113V32H112ZM146 33H147V32H146ZM153 33H152V34H153ZM155 33H156V34H155ZM184 33H185V31H184ZM190 33H191V32H190ZM241 33H243V32H241ZM252 33H253V32H252ZM252 33H251V34H252ZM254 33H255V32H254ZM2 34H3V35H2ZM8 34H7V35H8ZM10 34H9V35H10ZM28 34H29V33H28ZM30 34H29V36H30ZM44 34H45V33H43V35H44ZM53 34H51V35L53 36ZM61 34H62V33H61ZM61 34H60V35H61ZM93 34H95V32H94ZM93 34H92V35H93ZM103 34H104V33H103ZM106 34H107V33H106ZM117 34H118V33H117ZM120 34H121V32H120L118 35H120ZM170 34H171V35H170ZM180 34L183 35V33H181V32H180ZM202 34H203V33H202ZM204 34H205V35H208V34H206L205 32H204ZM204 34H203V35H204ZM235 34H233V36H230L231 39H232V38H236V37H235ZM237 34H236V36H237ZM243 34H244V33H243ZM243 34H242L241 36H245V38H246V35H247V37L250 36V39L253 40V38H251V35H248V34H246V33H245L246 35H243ZM262 34H263V33H262ZM13 35H14V34H13ZM13 35H11V36H13ZM16 35H18V34L15 33V36H14V37H16ZM22 35L24 36L23 33L21 34V37H22ZM40 35H42V34H40ZM40 35L38 34L36 37H38V36H40ZM60 35H59V36H60ZM63 35H64V34H63ZM67 35H68V34H67ZM72 35H74V36L76 37V34L73 33ZM79 35H80V34H78V36H79ZM82 35L84 36L83 33H82ZM89 35H90V34H89ZM92 35H91V36H92ZM104 35H105V34H104ZM107 35H109V34H107ZM107 35H106V36H107ZM114 35H116V34H114ZM178 35H179V34H178ZM182 35H180V36L182 37ZM214 35H215V34H214ZM214 35H213V38H214ZM258 35H259V32H258ZM258 35H257V34L254 35V36H256V37H255V40H254V43L256 42V38L259 39V38L257 37ZM263 35H264V34H263ZM47 36H48V34H47ZM49 36H50V34H49ZM52 36H50V37H51V40L53 39V42L55 43V39L53 38L54 36H53V37H52ZM56 36H57V35H55V38H56ZM59 36H58V37H59ZM74 36H72V37H70V38H73ZM87 36H88V35H87ZM87 36H85V37H87ZM97 36H98V35H96L95 38H96ZM102 36H103V35H102ZM102 36H101V37H102ZM106 36H105V37H106ZM151 36H148V37H151ZM184 36H185V35H184ZM189 36H191V35L189 34ZM194 36H195V35H194ZM209 36H210V35H209ZM211 36H212V34H211ZM215 36H216V35H215ZM222 36H223V35H222ZM222 36H219V37H222ZM239 36H240V35H239ZM260 36H261V35H260ZM260 36H259V37H260ZM18 37H20V36H18ZM36 37H35V38H36ZM45 37H46V36H45ZM66 37H67V36L65 35V38H66ZM68 37H69V36H68ZM99 37H100V35H99ZM101 37H100L99 39H102ZM105 37H103V39H104ZM107 37H108V36H107ZM110 37H111V36H110ZM116 37H117V36H116ZM118 37H119V36H118ZM125 37H127V38H125ZM128 37H129V38H128ZM162 37H163V38H162ZM171 37H172V36H171ZM171 37H170V38H171ZM187 37H188V36H187ZM202 37H204V36H202ZM206 37H207V36H206ZM206 37H205V38H206ZM219 37H218V38L215 37V38H216V39H219L218 41L221 42L222 40H220ZM224 37H225V35L223 36V38H224ZM252 37H253V36H252ZM31 38L33 39V36H32V37L30 36L29 39H31ZM38 38H40V37H38ZM60 38H61V36H60ZM60 38H59V39H60ZM63 38H64V36H63ZM65 38H64V39H65ZM70 38H69V39H70ZM165 38H164V39H165ZM190 38H191V37H190ZM195 38H196V37H195ZM198 38H197V40H198ZM207 38H208V37H207ZM238 38L241 39V37H238ZM27 39H28V36H27ZM27 39H26V40H27ZM42 39H43V40H42ZM42 39H40V41L43 42V41H44V38H42ZM48 39H49V38H47V40H48ZM59 39L56 38V40H59ZM69 39H68V41H69ZM74 39H76V38H74ZM77 39H78V38H77ZM83 39H84V37H83ZM85 39H86V38H85ZM144 39H146V38H144ZM149 39H151V38H149ZM158 39H157V40H158ZM164 39L161 41V43L163 42V47H164V46L166 47V49L163 50V51H164V55H165V53H167V51H168V49H167L168 47L166 46L168 42L166 41L167 43L165 42V43H166V45H165V44H164ZM171 39H172V38H171ZM175 39H176V38H175ZM184 39H185V38H184ZM203 39H204V38H203ZM203 39H202V40H203ZM231 39L228 38V42H229V40H231ZM243 39H244V38H243ZM243 39H242V40H243ZM35 40H37V39H35ZM51 40H50V41H51ZM60 40H61V39H60ZM62 40H63V39H62ZM71 40H72V39H71ZM91 40H93V41L95 40V39H94V35H93V38H92ZM112 40H113V39H112ZM120 40H121V39H120ZM120 40H118V41H120ZM157 40H156V41H157ZM165 40H167V39H165ZM169 40H170V39H169ZM169 40H168V41H169ZM172 40H174V39H172ZM191 40L193 41L192 38H191ZM197 40L194 39V41H196V42H197ZM206 40H207V39H206ZM210 40H213V39H210ZM210 40H209V41H210ZM226 40H227V39H226ZM233 40H234V39H233ZM237 40H238V39H237ZM246 40H247V38H246ZM252 40H251V41H252ZM260 40H262V38H261ZM263 40H264V39H263ZM12 41H13V40H12ZM14 41L17 42L15 39H14ZM24 41H25V39H24ZM40 41H39V42H40ZM45 41H46V40H45ZM65 41L68 42L67 40H65ZM65 41H64V42H65ZM83 41H84V40H83ZM101 41H104V40H101ZM101 41H100V42H101ZM108 41H109V40H108ZM115 41H116V40H115ZM122 41H123V40H122ZM122 41L120 42V43H122V45H123L122 48H123V47H125V48L128 47V44H127V43H128L129 41H127L126 44L123 43V42H125V41H123V42H122ZM141 41H142V40L139 41L140 44H142V43H143V44L146 43L145 40H144V42H142V43H141ZM146 41H147V40H146ZM148 41H149V40H148ZM151 41H152V40H151ZM151 41H150V42H151ZM156 41H155V42H156ZM170 41H171V40H170ZM170 41H169V42H170ZM192 41H190V42L192 43ZM203 41H205V40H203ZM207 41H208V40H207ZM223 41H225V40L223 39ZM223 41H222V42H223ZM249 41H250V40H248L247 43H248ZM257 41H259V40H257ZM19 42H20V41H19ZM39 42H38V43H39ZM48 42H49V40H48ZM51 42H52V41H51ZM51 42H49V43H51ZM53 42H52V43H53ZM56 42H57V41H56ZM59 42H60V41H59ZM66 42H65V43H66ZM76 42L78 43L79 40H77ZM76 42H75V43H76ZM87 42H88V40H87ZM90 42H91V41H90ZM94 42H98V41H94ZM94 42H92V43H94ZM111 42H112V41H111ZM139 42H137V43H139ZM187 42H188V40H187ZM210 42H211V41H210ZM212 42H213V43L215 42L217 46L215 45V46H213V48H211V50H213V49L215 50V51H211V54H210V50H208V49H210V48H208V49L206 48V49L209 51V55H210V56H205L206 52H205L204 50H202V48H201L202 43H201L200 46H199L198 44L196 45V46H197V49L200 47L201 49H200V50L198 49V51H204L205 53H204V52H200L201 54H200V53L196 54L195 52H198L197 49L194 50L193 48H190L189 51H191V54H189L190 52H187V54L191 55L190 58H192V56L196 54L197 56H196V55H195V56H196L197 58L193 56L194 58H193L192 60H191V59L188 60V63H189V64L186 62V61H187L186 57L188 58V56H187V55L184 56L186 53L183 54V56H184L183 58H185V61H184V64H185V65L183 64V62H181L182 60H181L180 57H179L180 59L178 58V60H181V61L178 62V60L176 59V60H177V64H178V66H179V65L181 66V65L183 64V65H182V66H183L182 68H181L180 66L177 67V68H178L177 71H179L180 68H181V70L183 69L182 71H180V75H181V74H184L185 77L188 76V77H187L188 80H186V78L183 77V75H181V77L178 76V78H181V79L183 78V80H181V79H177L178 81H176V82H177V83H176L175 80H176V78H177V73H179V72L176 73V72L173 70V67L170 68L169 66H168V67H169L168 70L170 71V69H172L171 71H173L174 74L171 72V73L173 74V75H172V74L169 72V74H170L169 76H170V77H168V75H167L168 70H166V69L168 68V67H167V63H168V62H167V61H164V63H166V62H167V63H166V65L163 64V65H164V68H163V67L161 66L162 63H163V61L160 60V58H161L160 56H159L160 58H158V59L160 60V62H162L161 65L156 63V64H154V65H156V67H155L153 64L150 63L151 65H153V66L151 67V69H153V67L156 69V71H154V75H155V76H157L156 73H158V76H159V72H160V70L162 71L160 75L163 77V79H162V78L160 79V78L158 77V79H160V81L157 79V83H158V84H159V83L161 84L162 82L164 83V81H162V80H166V81H167V79H165V78H168V79L170 78V79H172V81H171L170 79H169L170 81L168 80V81H169L168 84H167V82H166V83H165L166 85H165V84L163 85V87H165V86H166V87H169L168 85H170L169 88H166V87H165L166 89L163 88L164 91H162V90H163V89H162V84H163V83L161 84V86H160V84H159V86H160V87H159V90H160V88H161L160 91H157L158 87H156V88H157L156 90H155V89L153 90V91H155V92H160V93H159L160 95L157 94V96H158L157 99H158L159 97H161V96H164V95L168 92V94H166V95H168V96L166 97V100L169 99V100H167V101H168V103H170V102H171L170 100H172V99H170L171 97H169V96H171V95L174 96L175 94H177V92H175V94H174V91H173V89H172L173 87L171 88V86H175V85H176V86L178 87V85H180L182 82H183L182 84H185V82H184L185 80H186V83H187V81L194 80V79H191V80L189 79V78H190L189 75H190V74L193 75V74H192V71H193V70H190V69H189V68H190L189 66H191V69H192V65H191V63H192L193 60H197L196 62H199V63H200V61H198V60H199L198 58H200V60H202V61H201V64L204 65L206 62H204V64H203L202 62H203V60H204V61H207L206 57H207V58H208V57L210 58V59L208 60L209 62L211 61V59L214 61V58H215V60H216V58L218 59V57H219V59L216 60V61H214V63H216V62L218 63L219 60L222 62L221 59H223V61H225L226 64H227V60H229V59H231V60L233 61V63H234V59H232V58H230V57H229V59H228V57L225 55V53H224L225 51H223L225 48H224L223 50L219 49V50H221V51H219V52H221V54H219L218 51L216 52V49H215V48H217V50H218V47H219V44H218V43H219V42L217 43L216 40H214V41H212ZM212 42H211V43H212ZM222 42H221V43H222ZM236 42H237V41H236ZM236 42H235V43H236ZM245 42H246V41H245ZM263 42H264V41L261 42L262 46L264 45ZM2 43H3V44H2ZM6 43H7V44H6ZM24 43H25V42H24ZM36 43H37V42H36ZM60 43H61V42H60ZM73 43H74V42H73ZM84 43H86V42H84ZM102 43H103V42H102ZM104 43H105V42H104ZM109 43H110V42H109ZM137 43H136V44H137ZM152 43H153V42H152ZM152 43H150V44H152ZM161 43H159V44H161ZM173 43H174V46H175V44L177 43V40H176V43H175L174 41H173ZM178 43L181 44V43H182L181 40H179ZM211 43H209V44H211ZM215 43H214V44H215ZM221 43H220V47H221V48H223L224 44H225L226 46H229V45L226 44L227 42H226V43L223 42L224 44H221ZM230 43H232V42H230ZM230 43H229V44H230ZM233 43H234V42H233ZM247 43H245V44L247 45ZM251 43H253V41H252ZM254 43H253V44H254ZM12 44H13V43H12ZM16 44H19V43H16ZM31 44H32V43H31ZM41 44H43V43H41ZM62 44H64V43H61V46H60V47H62ZM66 44H68V43H66ZM97 44H99V43H97ZM97 44L94 43L95 46H96ZM107 44H108V43H107ZM107 44H106V46H107ZM110 44H111V43H110ZM112 44H113V43H112ZM114 44H115V43H114ZM136 44H135V45H136ZM140 44H139V45H140ZM147 44H149V43H147ZM157 44H158V41H157ZM168 44H169V46H170V43H168ZM189 44H190V43H189ZM192 44H193V43H192ZM192 44H191V45H192ZM206 44H208V42H207ZM209 44H208V45H209ZM236 44H237V43H236ZM242 44H243V41H242ZM245 44L242 45V46H245ZM256 44H257V43H256ZM256 44H255V45H256ZM258 44H259V45H258ZM258 44H257L258 47H261V44H260V43H258ZM24 45H25V44H24ZM39 45H40V44H39ZM46 45H48V44H46ZM46 45H43V46H46ZM49 45H50V44H49ZM51 45H52V44H51ZM57 45H58V43H57L56 45H54V46L56 47ZM59 45H60V44H59ZM78 45H79V44H78ZM80 45H81V44H80ZM83 45H84V44H83ZM87 45H88V43H87ZM91 45H93V44H91ZM103 45H104V44H103ZM124 45H125V46H124ZM130 45H132V43H131ZM130 45H129V47H130ZM133 45H134V44H133ZM145 45H146V44H144V46H145ZM153 45H154V44H152V46H153ZM171 45H172V44H171ZM177 45H178V44H177ZM177 45H176V46H177ZM181 45H182V44H181ZM191 45H189V46H191ZM212 45H213V44H212ZM212 45H211V47H212ZM237 45H240V47H241V44H237ZM248 45L250 46V42H249ZM251 45H252V44H251ZM20 46H21V45H20ZM40 46H41V45H40ZM40 46H35V48H34V46L32 47V45H31V46H29V47L35 49L34 51H35V52L37 51V53H39L38 51H41V53H42V50H40V49L37 50V49H36V47L39 48ZM43 46H42V47H43ZM54 46H53V48H54ZM69 46H70V45H69ZM72 46H73V45H72ZM85 46H86V45H85ZM85 46H84V47H85ZM97 46L99 47V45H97ZM97 46H96V47H97ZM140 46H141V45H140ZM148 46H150V47L152 48L151 45H148ZM154 46H156V44H155ZM161 46H162V44H161ZM174 46H172L171 48H173ZM176 46H175V48H176ZM198 46H199V47H198ZM203 46H204V44H203ZM231 46H232V45H231ZM233 46H234V45H233ZM13 47H14V46H13ZM16 47H18V46L16 45ZM66 47H68V46H66ZM66 47H64V45H63V48L67 49ZM78 47H79V46H78ZM92 47H93V46H92ZM112 47H113V46H112ZM120 47H121V46H120ZM120 47H119V48H120ZM134 47H135V49H136V46H134ZM134 47L131 48L133 52H132L131 50H130V52H128V51H129L128 48H127V50H125V48H123V49L121 48V49H122L123 51H124V50L127 51V52L130 54V57H131L132 53H135ZM146 47H147V46H146ZM150 47L148 48V50L150 49ZM177 47H178V46H177ZM184 47H185V46H184ZM220 47H219V48H220ZM224 47H225V46H224ZM245 47H246V46H245ZM245 47H244V48H245ZM247 47H248V46H247ZM254 47H255V49H258V47H257V48H256V46H254ZM14 48H15V47H14ZM49 48H50V47H49ZM49 48H48V49H49ZM57 48H58V47H56V49H55L56 51H57ZM74 48H75V46H74ZM82 48H83V46H82ZM86 48H87V47H85V49H86ZM90 48H91V47H90ZM90 48H89V50H90ZM106 48H108V47H106ZM153 48H155V47H153ZM157 48H158V47H157ZM181 48H182V46H181ZM244 48H243V50H244ZM249 48H250V47H249ZM261 48L264 49V47H261ZM11 49H12V47H11ZM33 49H32V50H33ZM41 49H42V48H41ZM48 49H45V50H48ZM87 49H88V48H87ZM98 49H99V48H98ZM102 49H103V48H102ZM104 49H105V48H104ZM108 49H109V48H108ZM112 49H113V48H112ZM114 49H116V48H114ZM141 49H142V47H141ZM144 49H145V48H144ZM144 49H143V50H144ZM146 49H147V48H146ZM160 49H161V48H160ZM160 49H159V51H160ZM173 49H174V48H173ZM176 49H177V48H176ZM176 49H175V50H176ZM184 49H185V48H184ZM187 49H188V48H187ZM191 49H192L193 51H192ZM227 49H229V48H227ZM241 49H242V47H241ZM252 49H254V48H253V45L251 46V50H252ZM2 50H3L4 52L6 51V50L4 49V47L2 48ZM43 50H44V48H43ZM49 50H51V49H49ZM49 50H48V51H49ZM61 50H62V49H61ZM63 50H64V49H63ZM67 50H69V49H67ZM76 50H77V49H76ZM80 50H81V48H80ZM93 50H94V49L92 48V51H93ZM139 50H140V47H138V53H140V51H142V50H140V51H139ZM148 50H146V53H147ZM151 50H152V49H151ZM169 50H170V48H169ZM229 50H233V48L231 47V49H229ZM238 50H239V48H238ZM12 51H13V50H12ZM15 51H16V49H15ZM48 51H46L47 54H48ZM52 51H54V49H52ZM52 51H51V52H52ZM56 51H54V52L58 54V52H56ZM58 51H59V48H58ZM71 51H72V50H71ZM78 51H79V50H78ZM86 51H87V50H86ZM95 51H96V50H95ZM95 51H94V52H95ZM108 51H109V50H108ZM117 51H118V49H117ZM117 51H116V52H117ZM120 51H121V50H120ZM120 51H119V52H120ZM125 51H124V52H125ZM153 51H154V50H153ZM155 51L157 52L158 50L156 49ZM155 51H154V52H155ZM165 51H166V52H165ZM173 51H174V50H173ZM176 51H177L176 53L178 54V50H176ZM187 51H188V50H187ZM222 51H223V52H222ZM227 51H228V50H227ZM227 51H226V54L228 53ZM235 51H236V50H235ZM235 51H234V52H235ZM239 51H241V50H239ZM244 51H245V52H246V51H249V49L247 50V48H246V50H244ZM244 51H243V52H244ZM258 51L260 52L259 54H261V52H263V54H264V50H263V51H260V48H259ZM44 52H45V51H44ZM51 52H49V55L51 54ZM61 52H62V51H61ZM63 52H64V51H63ZM66 52H67V51H65V53H66ZM75 52H77V51H75ZM81 52H82V51H81ZM84 52H85V50H84ZM84 52H83V53H84ZM94 52L92 53L93 55H95L94 58H97V59L99 58V60H101L100 56H96V55H98V54H96V53L98 52V50H97L96 53H94ZM109 52H110V51H109ZM109 52H108V53H109ZM114 52H115V50H114ZM116 52H115V53H116ZM131 52H132V53H131ZM148 52H149V53H148L147 55L152 54V53H153L152 55L155 54V53L152 52V51L150 52V50H149ZM169 52H170V51H169ZM185 52H186V51H185ZM192 52H193V53H192ZM252 52H253V51H252ZM252 52H251V53H252ZM0 53H1V52H0ZM13 53H14V52H13ZM72 53H73V52H72ZM90 53H91V50H90ZM90 53H89V54H90ZM98 53H99V52H98ZM102 53H103V52H102ZM108 53H107V54H108ZM111 53H112V51H111L108 55L110 56ZM120 53L122 54V51H121ZM120 53H119V54H120ZM128 53H127V54H128ZM138 53H137V49H136V55H135V58H134V54H133V55H132V58L129 59V61H132V60H133V61L131 62V64L135 61L134 59H136V62H139V61H141V60H142V61H143V60L147 61V60H146V57H147L146 55H143V56H145V57H142V55H141V54L138 55ZM146 53H145V54H146ZM159 53H160V52H159ZM159 53H157V54H159ZM170 53H174V52H170ZM170 53H169V56H170ZM183 53H184V52H183ZM202 53L204 54V57H203V54H202ZM216 53H218V54L216 55ZM229 53H233V52L229 51ZM229 53L227 54L228 56H230ZM238 53H239V52H238ZM249 53H250V51H249ZM251 53H250V54H251ZM14 54H16V53H14ZM39 54H40V53H39ZM44 54H45V53H44ZM44 54H43V55H44ZM57 54H56V55H57ZM67 54H68V53H67ZM69 54H70V53H69ZM69 54H68V56H69ZM79 54H80V53H79ZM79 54H78V55H79ZM89 54H87V55H89ZM92 54H91V55H92ZM105 54H106V53H105ZM105 54H104V55H105ZM113 54H114V53H113ZM142 54H144V53H142ZM160 54H163V53H160ZM174 54H175V53H174ZM212 54H215V56H213ZM233 54H234V53H233ZM250 54H247V52H246L245 56H242V57H241V55H240V57H241V58H243V57L245 58V57L249 56ZM257 54H258V52H257ZM257 54L255 53V55H257ZM0 55H1V54H0ZM5 55H6V54H5ZM19 55H20V54H19ZM27 55H29V54H27ZM51 55L53 56L54 53L52 52ZM56 55H54V58L56 57ZM63 55H64V54H63ZM65 55H66V54H65ZM81 55H82V54H81ZM81 55H80V56H81ZM87 55H86V56H87ZM91 55H90V57H91ZM100 55H101V54H100ZM116 55L119 56L118 53H117ZM137 55H138V56H137ZM200 55H202V57H203L202 59H201ZM206 55H207V54H206ZM218 55H220V56H218ZM224 55H225V56H224ZM246 55H247V56H246ZM252 55H253V54H252ZM252 55H250V57H251ZM20 56H21V55H20ZM40 56H42V55H40ZM58 56H59V54H58ZM58 56L56 57L57 59H58ZM73 56H74V55H73ZM73 56H72V58H73V62H74V61H76V60L78 59V57H77V59L75 58V60H74V57H73ZM109 56H107V57H109ZM112 56H113L114 59H115V56H114V55H111V57H112ZM121 56H122V55H121ZM124 56H125V54H124ZM124 56H123V57H124ZM126 56H127V55H126ZM136 56H137V57L140 56V57H142V58L140 59V57H139V60L137 61L138 58H137ZM149 56H150V55H149ZM157 56H158V55H157ZM157 56H156V57H157ZM161 56H162V55H161ZM169 56H168V57H169ZM171 56H172V55H171ZM171 56H170V57H171ZM175 56L177 57V55H174V57L172 56V57L170 58V60L172 59L171 61H174L175 59H173V58H175ZM178 56H180V55H178ZM211 56H213V58H212ZM217 56H218V57H217ZM221 56H222V57H221ZM232 56H233V55L231 54V57H232ZM235 56H238V55L236 54V52H235ZM259 56H260V55H259ZM5 57H6V56H5ZM5 57L2 55V56H0V59L5 58ZM7 57H8V56H7ZM14 57H15V56H14ZM16 57H17V56H16ZM18 57H19V56H18ZM24 57H25V56H24ZM29 57L32 58L33 56H32V57L29 56ZM47 57H48V56H47ZM59 57H62V54H61ZM81 57H82V56H81ZM88 57H89V56L86 57V59H85L86 61H85L84 59L82 60V61H84L83 63H85V62L88 61V59H87ZM90 57H89V59H90ZM92 57H93V56H92ZM102 57H103V55H102ZM104 57H105L106 60H107V57H106V56H104ZM119 57H120V56H119ZM128 57H129V55L127 56V58H128ZM130 57H129V58H130ZM153 57H155V56H153ZM153 57H152V58H153ZM162 57H163V58H164V57H167V55H166V56H162ZM168 57H167V59H166V58H165V59L169 61ZM238 57H239V56H238ZM238 57H237V59H238ZM250 57L248 58L249 60L252 59V57H251V58H250ZM253 57H254V55H253ZM263 57H264V56H263ZM25 58H28V57L26 56ZM33 58H35V57H33ZM39 58H40V57H39ZM39 58H38V59H39ZM45 58H46V56H45ZM84 58H85V56H84ZM94 58H92V59H94ZM116 58H117V57H116ZM163 58H161V59H163ZM183 58H182V59H183ZM195 58H196V59H195ZM220 58H221V59H220ZM224 58H225V59H224ZM241 58H239V59H241ZM244 58H243V59H244ZM255 58H257V56H256ZM261 58H262V57H261ZM17 59H18V58H17ZM40 59H41V58H40ZM46 59H47V58H46ZM49 59H50V58H49ZM52 59H53V58H52ZM68 59H69V57L67 58L66 61H68ZM108 59H109V58H108ZM147 59H148V58H147ZM150 59H151V58H150ZM153 59H155V58H153ZM248 59H244L245 62H246V60H248ZM6 60H7V59H6ZM13 60H14V59H13ZM34 60H35V59H34ZM36 60H37V58H36ZM36 60H35V61H36ZM42 60H43V59H42ZM53 60H54V59H53ZM60 60H62V59L60 58ZM70 60H71V59H70ZM95 60H96V59H94L93 63H95ZM99 60H98V61H99ZM103 60H104V58H103ZM106 60H105V62H106ZM118 60H119V58H118ZM127 60H128V59H127ZM159 60H158V61H159ZM163 60H164V59H163ZM183 60H184V59H183ZM252 60H253V59H252ZM259 60H260V59H259ZM259 60H257V62H258ZM24 61H25V59H24ZM28 61H29V60H28ZM35 61H34V63H35ZM39 61H40V60H39ZM39 61H38V62H39ZM45 61H46V60H44V62H45ZM47 61H49V60H47ZM47 61H46V62H47ZM56 61H58V60H56ZM63 61H64V59H63ZM82 61H81L80 63H82ZM101 61H102V60H101ZM107 61H108V60H107ZM112 61H114V60H112ZM145 61H143V62H145ZM151 61H153V60L151 59ZM151 61H150V62H151ZM158 61H157V59L155 60V62H158ZM190 61H191V62H190ZM232 61L229 60L228 62H231V64H232ZM255 61H256V60H255ZM11 62H12V61H11ZM20 62H21V61H20ZM32 62H33V61H32ZM49 62H50V61H49ZM59 62H60V61H59ZM69 62H70V61H68V64H69ZM76 62H77V61H76ZM110 62H111V61H110ZM121 62L123 63V60H122ZM136 62H135V63H136ZM160 62H158V63H160ZM185 62L187 63V65H186ZM209 62L206 63V65H204V66H206L205 68H204V67H201V66L198 67L199 69L204 68L203 71H201L202 69L199 70V72H200L201 74H202V72H204V71L206 72L207 69H208V71H209L210 68H211V69H210L211 71H209V73L213 72V71H212L213 68H214L215 71H218L217 73H220V71H222V69L224 68V66H223L222 69H218V68H219V67H217L218 65H217V64H213V62L211 61L210 63H211L212 65H216L215 67L212 68V65H210ZM225 62H224V63H225ZM245 62H244V64H245ZM250 62H251V61H250ZM262 62H263V63H262ZM262 62H261L260 64H261V66H264V60H263ZM1 63H2V61H1ZM1 63H0V64H1ZM5 63H6V62H5ZM5 63H4V64H5ZM8 63H9V62H8ZM15 63H16V62H15ZM27 63H28V62H27ZM34 63H33V64H34ZM40 63H42V62H40ZM57 63H58V62H57ZM57 63H56V64H57ZM83 63H82V64H83ZM97 63H98V62H97ZM107 63H108V66H109V61L106 62L105 64H102V63H101V65H103V66L105 67V65H106ZM114 63L117 64L116 62H114ZM124 63H126V61H125ZM145 63L147 64V63H149V62L147 61V62H145ZM145 63H144V64L141 63L140 65H142V64H143V65H146ZM153 63H154V62H153ZM169 63H170V62H169ZM175 63H176V62H174V64H175ZM222 63H223V62H222ZM224 63H223V64L219 63V64L224 65ZM247 63H249V62H246V64H247ZM255 63H256V62H255ZM4 64H3V65H4ZM12 64H13V63H12ZM36 64H38V63H36ZM43 64H44V63H43ZM49 64H50V63H49ZM56 64H55V65H56ZM60 64H61V63H60ZM70 64H71V62H70ZM70 64H69V68H70ZM73 64H74V63H73ZM77 64L80 65L79 63H77ZM82 64H81V65H82ZM85 64H86V63H85ZM88 64H89V63H87V65H88ZM90 64L92 65L91 60H90ZM95 64H96V63H95ZM95 64H94V66H95ZM110 64H112V63H110ZM115 64H114V65H115ZM131 64H129V65H130V68H131V66H132ZM133 64H134V63H133ZM136 64H138V66H139V63H136ZM136 64H135V65H136ZM150 64H149V66H150ZM174 64H172V66H173ZM177 64H176V65H177ZM201 64H200V65H201ZM207 64L210 65V68H209V67L207 68V66H208ZM229 64H230V63H229ZM250 64H253V63H250ZM257 64H258V63H257ZM262 64H263V65H262ZM13 65H14V64H13ZM16 65H17V64H16ZM41 65H42V64H41ZM55 65H54V67H55ZM74 65H75V64H74ZM91 65H88V67H89V66L91 67ZM98 65H100V61H99ZM98 65H96V66H98ZM114 65H112V66H114ZM121 65H122V64H121ZM121 65H120L119 67H121ZM129 65H127V66L129 67ZM157 65L160 66V68H159ZM227 65H228V64H227ZM233 65H234V67H236V69L238 68L237 65H235V63H234ZM253 65H256V64H253ZM1 66H2V65H1ZM25 66H26V65H25ZM29 66H30V65H29ZM42 66H43V65H42ZM42 66H41V67H40V65L37 66L38 69H36V70H37L36 72H38V73L40 74V75H39L38 73L35 74V75L37 76V77H36V80H37V81L35 80V77H34L35 75H34L33 77H32V75H30V74H32L35 70L32 68V69H33V72H32V73H30L31 71L29 72V70L27 71L28 74L30 73L29 75L31 76L32 80L29 78L30 76L27 77V78H28V79H27L28 81H29V79H30V82H29V83H30V86H25L26 88H22V89H24L25 91H22V89H20V90H19V89H16V87H15L16 84H19L18 82L20 81V80H18L19 78H17V77H18V74H19V75L22 74L23 76H25V73H23L22 70L20 71V69H19L20 73H19V71H17L18 74H15L16 70L14 69V70H15V71L13 70L14 73L12 72L13 74H12V73H11V74H12V76H13V75H17V77L14 76V78H13V77L10 76V74L8 75V73H10V72H9L10 70H9L8 73L6 74V71H5V70H1V69H0V70H1V71H0V96H2L1 98H3V97L5 96V95H4V96L1 95V94H3V93H1V91H2V90L5 91V90H9V89L13 88V85L15 84V82H16L17 80H18V81H17L16 84L14 85V89H15V90H14V89H13V90L15 91V93L17 92L16 95L19 93V96H20L21 98L24 97L25 95H27L28 98H29L30 96H32L31 93H28V92H30L31 90H32L33 93L35 92V94H36V91H37V90L42 91V89L44 88V85H46L45 82H46L47 79H48V77H47V79H46V76H47V75H45V74H48L47 72L49 71V70L47 71V68H44V67H46V64H45L44 67H43L45 70H44V69H43V70L46 71V72H45V74H42V75H41V73H42L43 71H41V69H40V71H39V68H42ZM47 66H48V64H47ZM61 66H62V64H61ZM64 66H65V65H64ZM108 66L106 65V67H108ZM136 66H137V65H136ZM136 66H134V67L136 68ZM138 66H137V68H138V70H139V67H141V66H139V67H138ZM147 66H148V65H147ZM149 66H148V67H149ZM186 66H187V67H186ZM219 66H220V65H219ZM244 66H245V65H244ZM248 66L250 67V65H248ZM261 66H257V67H259V68H258V70H259V74H260L261 68H262V71H264V70H263L264 67H261ZM12 67H13V66H12ZM19 67H20V66H19ZM19 67H18V68H19ZM54 67H53V69H54ZM62 67H63V66H62ZM65 67H67V64H66ZM92 67H93V66H92ZM92 67H91V68H92ZM101 67H102V66H100V68H101ZM106 67L104 68L105 71L108 69V68H106ZM114 67H115V66H114ZM124 67H125V66H124ZM132 67H133V66H132ZM143 67H145V66H143ZM143 67H141V68H143ZM161 67L163 68V70H166V71L163 72V70L161 69ZM165 67H167V68L165 69ZM174 67H175V66H174ZM184 67H186L187 70L184 69ZM188 67H189V68H188ZM229 67H230V66H229ZM234 67H233V68H234ZM240 67H242V66H239V68H240ZM246 67H247V66H246ZM246 67H245V68H246ZM257 67H255V70H256ZM260 67H261V68H260ZM18 68H16V69L18 70ZM23 68H24V67H23ZM34 68H35V66H34ZM48 68H51V69H52V66H50V67L48 66ZM56 68H57V67H56ZM59 68H61V67H59ZM73 68H74V66H73ZM86 68H87V67H86ZM97 68H98V67H97ZM112 68H113V67H112ZM112 68H109V70L112 69ZM115 68H116V67H115ZM121 68H122V67H121ZM135 68H131V69L134 70ZM137 68H136V69H137ZM157 68L159 69V72H158ZM177 68H176V69H177ZM206 68H207V69H206ZM215 68H217V70H216ZM220 68H221V66H220ZM233 68H232V69H233ZM242 68H243V67H242ZM251 68H252V65H251ZM12 69H13V68H12ZM32 69H30V70H32ZM61 69H62V68H61ZM64 69H65V68H64ZM74 69H75V68H74ZM77 69H78V68H77ZM89 69H90V68H89ZM95 69H96V68H95ZM102 69H103V67H102ZM104 69H103V70H104ZM123 69H124V68H123ZM131 69H130V71H131ZM146 69H148V70H146ZM146 69L143 68V71H142V69H140V71H141L142 74H139L140 71L138 72V70H137V73H138V75H141V77L143 78L142 80H140V81H143V82H142V85H143V83H145L146 81H149V82H148V83H145V84H150V82L152 81V83L150 84V85H152L153 82H154V83L156 82V79L154 78L155 76H153V72H152L154 69H153L152 71H149V68H147V67H146ZM174 69H175V68H174ZM205 69H206V70H205ZM225 69H226V68H225ZM225 69H223L222 73L224 72ZM227 69H228V68H227ZM229 69H230V68H229ZM234 69H235V68H234ZM236 69L234 70V71H235L234 73L237 72ZM246 69H248V68H246ZM246 69H245V71H246ZM79 70H81V69L79 68ZM79 70H76V71H79ZM85 70H86V69H85ZM85 70H83V68H82V71H85ZM98 70H101V69H96L95 71H97V73H98ZM109 70H107V71H109ZM119 70H120V69H119ZM124 70H125V69H124ZM128 70H129V69H128ZM144 70H146V71H144ZM249 70H250V69H249ZM252 70H253V68H252ZM255 70H253V71H255ZM258 70H256V71L258 72ZM50 71H53V70H50ZM54 71L57 72L56 70H54ZM54 71H53V72H54ZM70 71H71V68H70V70H69V69L66 70V76H68V73L71 74ZM95 71H94V72H95ZM112 71H113V69H112ZM120 71H121V70H120ZM147 71H148V72H147ZM183 71H186V73L183 72ZM187 71H188V73H187ZM190 71H191V72H190ZM228 71H229V70H228ZM228 71H227V74L232 73V75H233V72L228 73ZM242 71H244V68H243ZM247 71H248V70H247ZM253 71H251L253 74H251L250 71H249L250 73L248 72V73H246V74H248V75L251 74L250 77H251V76L253 77V78L251 77L252 80H253V81L250 80L251 83L254 82V79L257 80V81H255V82L257 83V82H258L259 74H257V72H255V73H256V75H255V73H254ZM25 72H26V70H25ZM40 72H41V73H40ZM55 72H54V73H55ZM63 72H64V71H63ZM67 72H68V73H67ZM80 72H81V71H80ZM80 72H79V75H80V77H81L82 74H80ZM86 72H87V71H86ZM92 72H93V71H92ZM92 72H91V73H92ZM102 72H103V71H102ZM114 72H115V71H113V73H114ZM117 72H118V71H117ZM124 72H125V71H124ZM127 72H128V71H127ZM131 72L136 73V71H131ZM131 72H130V73H131ZM143 72H144V73L146 72L145 75H143V74H144ZM149 72H152V75H150V78L143 77V76H146V74H151V73H149ZM189 72H190V74H189ZM49 73H50V72H49ZM51 73H52V72H51ZM74 73H75V70H74ZM77 73H78V72H77ZM81 73H83V72H81ZM89 73H90V70H89ZM95 73H96V72H95ZM95 73H94V74H95ZM97 73H96V75L99 74V73H98V74H97ZM108 73H111V71H109ZM119 73H120V72H119ZM122 73H123V71H122ZM134 73H133V75H135ZM137 73H136V74H137ZM165 73H166L167 76L165 75ZM200 73H197V74L200 75ZM209 73L206 72V73H203V74L205 75V78H207L206 76H210V79L208 78V80H210L209 82L211 83V82H212V79H213L211 75H214L215 72H214V74L212 73L211 75H209ZM217 73H216V74H217ZM239 73H240V72H239ZM242 73H243V72H242ZM4 74H5V76L7 75L8 77L6 76V77H7V78H6V77L4 76ZM37 74H38V75H37ZM75 74H76V73H75ZM75 74H74V75H75ZM101 74H102V73H101ZM101 74H100V76H101ZM106 74H107V72H105L104 76H105ZM114 74H115V76H116V73H114ZM117 74H118V73H117ZM124 74H126V75H125V76H122V79H123V77H126L128 73H124ZM131 74H132V73H131ZM162 74H164V75H162ZM203 74H202L201 76H203V78H204V75H203ZM220 74H221V73H220ZM220 74H218V75H220ZM223 74H224V73H223ZM52 75H53V73H52ZM54 75H55V74H54ZM56 75H57V74H56ZM58 75H59V74H58ZM62 75H63V79H61V78H62ZM62 75H61V73H60V76H61V77L59 76L60 80H59L58 77H57V78H56L57 80L55 79L54 82H55L56 84L59 83V86L63 87V88L60 87V88H61V89H60V88L57 86L60 90H62V91L64 92V96H65V93H66V92L64 91V89L66 88L65 85H66L68 82H70L69 78H70L71 80H73L74 77L71 78L70 75H69V76H68L69 78L66 77V78L64 79L65 72H64V74L62 73ZM71 75L74 76V75H73V72H72ZM76 75H77V74H76ZM79 75H78V77H79ZM84 75H85V74H84ZM84 75H83V76H84ZM89 75H90V74H89ZM91 75H92V74H91ZM91 75H90V77H91ZM129 75H130V74H129ZM174 75H176V76H174ZM178 75H179V74H178ZM186 75H187V76H186ZM191 75H190V76H191ZM218 75H217V76H218ZM221 75H222V74H221ZM225 75H226V70H225ZM234 75H236V74H234ZM237 75H238V74H237ZM248 75H245V76H248ZM257 75H258V76H257ZM9 76H10L13 80H15L16 78H17V80L14 81V82H12V81H11L12 79H11ZM23 76H22V77H23ZM26 76H27V73H26ZM38 76H41L40 79H37ZM43 76H44V77H43ZM50 76H51V75H50ZM93 76H94V75H93ZM102 76H103V75H102ZM104 76H103V77H104ZM111 76H112V75H111ZM130 76H131V75H130ZM147 76H148V75H147ZM161 76H160V77H161ZM171 76H172V78H171ZM173 76L176 77V78L174 79ZM201 76H199L200 79H201ZM222 76H223V75H222ZM229 76H230V75H229ZM238 76H240V75H238ZM245 76H243V80H241V81H243V82H240V84H239V83H236V82H238L240 79H239L238 81H235V83H236V87H234V90H233L234 92H232V94H234L236 91L238 92V93L236 92L237 95H239V94H241V93H242V95H243V92L246 93V91H245L244 89L241 90V91L244 90L243 92H240V91H239V89L243 88L244 86H246V85L248 86V82H249L248 79H250V78H249V76L246 77V79H247V78H248V79L246 80L247 83L245 84V82H244V81H245ZM256 76H257V78H256ZM20 77H21V76H20ZM55 77H56V76H55ZM78 77H77V79H78ZM97 77H98V76H97ZM105 77H106V78H107V77L109 78L110 76H109V74H108V76L106 75ZM116 77H117V76H116ZM116 77H115V79H118V80H115V79H114V81H116V83H117V84H115V85H116V86L119 85V86H118L119 88H117V89H118V90L120 89V90H119V92H120V91L122 90V88H123L122 86H124V85H123V80L121 81L120 78H118V77L116 78ZM120 77H121V76H120ZM127 77H129V76H127ZM135 77L137 78L138 76L135 75ZM139 77H140V76H139ZM213 77H214V78H217V77H215V75H214ZM219 77H220V76H219ZM219 77H218V78H219ZM224 77H225V76H224ZM224 77H223V79H222V77H220V78H221L220 80H223V81H220L221 83L224 82ZM227 77H228V76H227ZM227 77H226V78H227ZM254 77H255V78H254ZM8 78L10 79L11 82L8 81V80H9ZM53 78H54V77H53ZM106 78L103 79L104 82H106V81L108 80V79H106ZM131 78H133V80H132ZM131 78H129V79H131V80L133 81V83H134L133 86L136 87V83H137L138 81H135V82H136V83H135V82H134V79H135V78H134L133 76H131ZM144 78H145V79H144ZM151 78H154V79H153L154 81H153ZM156 78H157V77H156ZM191 78H192V76H191ZM205 78L203 79V81L205 80ZM234 78H235V76H234ZM260 78H262V76H260ZM83 79H84V78H83ZM83 79L81 78V80H83ZM88 79H89V78L87 77V81H90V80H91V79H90V80H88ZM97 79H99V80H96V78H95L96 81H100L101 77H100V78L98 77ZM105 79H106V80H105ZM119 79H120V81H119ZM126 79H128V78H125V79H124V80L128 83V81H127ZM140 79H141V78H140ZM147 79H149V80H147ZM150 79H151V81H150ZM173 79H174V80H173ZM200 79H199V80H200ZM227 79L230 81L231 77H230V79H229V78H227ZM232 79H233V77H232ZM232 79H231V80H232ZM236 79H237V78H236ZM241 79H242V77H241ZM24 80H26V77H25ZM52 80H53V79H51V81H52ZM78 80H80V79H78ZM85 80H86V79L83 80L84 83H87V81L85 82ZM103 80H101V81H102V83H103V87H104L106 84H104ZM131 80H130V82H129V83H131L130 87H131L132 84H133V83L131 82ZM137 80H138V78H137ZM179 80H180V82H181L180 84H178V83H179ZM201 80H202V79H201ZM208 80L205 82L206 84L209 83ZM213 80H214V81H216V80L219 81V79H216V80L213 79ZM260 80H261V79H260ZM260 80H259V82H262L261 84H262V87H263V85H264V84H263L264 81H263V80L260 81ZM34 81H35V82H34ZM56 81H57V82H56ZM58 81H59V82H58ZM74 81H75V78H74ZM74 81H73V83H74ZM91 81H92V80H91ZM111 81H113V78L111 79ZM118 81L121 82V84H122L121 87H122V88L120 87V84H118ZM125 81H124V82H125ZM140 81L137 83V84H138V85H137V89H138V87L140 86L139 84H141ZM161 81H162V82H161ZM226 81H227V80H226ZM229 81L225 83V85H227V83H228V85H227L228 87L226 88V86H225V89L227 90V93H229L230 91H232V90H231V89L233 88L232 85H234V84H233V83H234V80H233V82H230V84L232 83V84H231L232 88H231V86H229V85H230V84H229ZM21 82L26 83L25 81H23V79H22V81H20V83H21ZM49 82H50V80H49ZM54 82H50V83H53V84H54ZM78 82H79V81H78ZM78 82H77V83H78ZM80 82H81V81H80ZM92 82H93V81H92ZM108 82L110 83V78H109V81H108ZM126 82H125V83H126ZM172 82H174V83H172ZM195 82H196V81H195ZM250 82H249V86H250L251 89H252V88L255 87L254 85H256V83H255V82H254L255 84L252 83V84H254V85L251 86V85H250V84H251ZM259 82L257 83V85H258L257 87H259V85H260ZM10 83H11V84H10ZM13 83H14V84H13ZM32 83H33V84H32ZM70 83H71V82H70ZM70 83L68 84V85H69V89H67L68 87L66 88L67 90L65 89L67 92H68V90H69V91L73 90V88L70 89ZM84 83H82V86L85 85ZM93 83L97 84L95 81H94ZM106 83H107V82H106ZM112 83H113V82H112ZM114 83H115V82H114ZM114 83H113V84H114ZM169 83H170V84H169ZM188 83H189V82H188ZM188 83L185 84L186 87H183V88H184L185 90H187V89L189 90V88H190L189 91L193 93V94H192L193 96L198 95V96H197L198 98H196V96H195V98L197 99V101H196L194 104H196V103L198 102V105H199V104H200L199 101H198V100L200 99L199 96L202 97V95H199V91H198V89H197L198 93H197V91H196V88H195V91H194V85H195L196 83H194V82H190L189 84H188ZM199 83H200V82H199ZM203 83H204V82H203ZM205 83H204V84H205ZM213 83H214V82H213ZM216 83H218V82L216 81ZM216 83H215L214 85H217ZM241 83H243V84H241ZM56 84H55V85H56ZM64 84H65V85H64ZM71 84H72V83H71ZM83 84H84V85H83ZM91 84H92V83H91ZM95 84H93L95 87H97V86L99 87V86H100L99 88H101V89L103 90V88L101 87V86H102L101 82L98 83L99 85L97 84V86H96ZM100 84H101V85H100ZM113 84H112V85H113ZM145 84H144V85H145ZM174 84H175V85H174ZM177 84H178V85H177ZM182 84H181V85H182ZM197 84H198V80H197ZM197 84H196V85H197ZM201 84H202V83H201ZM219 84H220V83H219ZM219 84H218V85H219ZM244 84H245V85H244ZM23 85H24V84H23ZM23 85H22V86H23ZM27 85H28V83H27ZM55 85L52 86V87H53V88L55 87V89H56V86H55ZM68 85H66V86H68ZM93 85H92V86H93ZM107 85H108V83H107ZM142 85H141V86H142ZM144 85H143V86H144ZM150 85H149V86H150ZM156 85H157V84H155L154 86H156ZM181 85H180V86H181ZM187 85L189 86V88H188ZM212 85H213V84H212ZM218 85H217V86H218ZM222 85H223V83H222ZM222 85H220L219 87H221V88L223 89V86H224V85H223V86H222ZM240 85H242V87H241ZM19 86H20V85H19ZM19 86H18V87H19ZM46 86H47V85H46ZM46 86H45V88H44V90H43L44 93L48 90V88H46ZM73 86H74V85H73ZM73 86L71 85V87H73ZM77 86H78V85H77ZM77 86H76V88H77ZM87 86H88V85H87ZM87 86H86V87H87ZM108 86H109V85H108ZM110 86H111V83H110ZM125 86H127V85H125ZM133 86L131 87L133 91H132L131 88L129 87L130 90H131L130 92H132V94H134V91L136 92V89L134 90V89H133V88H134ZM143 86L140 87V88H144ZM145 86H147V85H145ZM157 86H158V85H157ZM176 86H175L174 88H176ZM182 86H184V85H182ZM197 86H198V88L201 87V86L199 87V85H197ZM207 86H210V85L208 84ZM207 86H205L206 88H204V87H202V88L207 89V91H208L209 87L207 88ZM234 86H235V85H234ZM237 86H238V87H237ZM239 86H240L241 88H240ZM247 86H246V90H247V89L250 90V87L248 88ZM253 86H254V87H253ZM47 87H50V88H51V85L48 84ZM64 87H65V88H64ZM98 87H97V88H98ZM151 87H152V86H151ZM214 87H215V86H214ZM214 87H213V88H214ZM229 87H230V88H229ZM50 88H49V89H50ZM74 88H75V86H74ZM79 88H80V87H79ZM79 88H78V89H79ZM84 88H85V87H84ZM91 88H93V87H91ZM97 88H95V90H94V89H92V90L95 92V91L97 90ZM107 88H108V87H107ZM107 88H106V89H107ZM113 88H116V87H112V88L109 89V90H110V91H111V90H114ZM145 88H146V87H145ZM145 88L142 89V90L147 91ZM170 88H171V90L173 91V92L171 91V93H170L171 95L169 94V92H170ZM183 88H181V90H182ZM186 88H187V89H186ZM211 88H212V87H211ZM211 88H210V90H209L210 92H212V91H211ZM221 88H220L219 92H221V91H222V92H226V90L223 89V90H224V91H223V90H221ZM236 88H237L238 90H236ZM55 89H54V91H56ZM59 89H57V91H58ZM89 89H90V88H89ZM117 89H116V90H117ZM124 89H125V87L123 88V90H124ZM152 89H153V88H152ZM152 89H151V91H152ZM168 89H169V90H168ZM179 89H180V88H179ZM204 89H201V90H204ZM217 89H218V87H217ZM217 89H216V87H215V88H214V91H216ZM228 89H230V90H228ZM255 89L257 90V88H254V91H256ZM261 89L264 91V89L261 88V86H260V89H258L259 92L257 91V92H254V93H253V92H252L253 89H252V90H250V91L252 92V93H251L249 90H247V91H249L251 94H248V92H247V94H245V95H243V96L240 95V96H236V98L233 97L231 100H229V102H227V101H228V99H230V98L227 99V97H228L229 94H231V92H230L227 96H226V94H227V93H226L224 96H225V98H226L227 100H226V101H223L225 98H224V99H221V100H222L223 103H224V102H225V103L227 102V103H226V104H223V103L221 102L223 105H222L221 103H220V104H221L222 106L226 105L227 107H220V106L218 105V103H219L220 101H217L218 98H216L215 95H217V94L219 95V93H216V92H215L216 94H214V97L216 98V101H215V100H214V101H215V103L217 104V107L223 109V112L220 111V112L223 114V115H222V114L219 112V109L217 108V109H218V112H217V113H219V115H221V116H219V117H217L216 119H214L215 122H218V121H216V120H217L218 118L222 117L223 120H224V121H222V119L220 118V119H221L220 121L223 122V123H222V126H223L225 129L229 130V132H228L229 134H230V130H232V129H233V130H234V129L236 130L237 128H238V129H241V131H242L241 134H242L243 132L246 134V132H247L246 128H248L247 126H249L248 130H249V129L251 130V128H252V127L250 128V126H251V123H250V122L252 121V120L250 121V119H251V117H252V113L254 114V113H256V112L258 111L257 109H256L255 112L252 111V110H254L255 107H256V106L253 105V104H257L256 101H257V100L259 101V99H261V97H262V98L264 97V92L261 91ZM17 90H19V91H21V92H18ZM33 90H34V91H33ZM50 90H51V91H49V92L53 93V92H52V89H50ZM76 90H77V89H76ZM80 90H81V89H80ZM85 90H86V89H84L83 92H84ZM92 90H91V91H92ZM102 90H100L101 93L103 92ZM123 90H122V91H123ZM165 90H166V91L168 90V91L165 92ZM176 90H177V89H176ZM181 90H179V91H181ZM199 90H200V89H199ZM201 90H200V91H201ZM235 90H236V91H235ZM43 91H42V92H43ZM104 91H105V90H104ZM107 91H108V90H107ZM114 91H115V90H114ZM127 91H128V90H127ZM137 91H140V89H138ZM144 91H143V93H145ZM151 91H149V92H151ZM161 91H162V92H161ZM179 91H178V94L181 93V92H179ZM182 91H183V90H182ZM228 91H229V92H228ZM260 91H261V93H262V92H263V93L261 94ZM9 92H10V91H9ZM11 92H12V90H11ZM25 92H26V93H25ZM42 92H41V95H42ZM49 92L47 91L46 95L44 94V96H45V97H44V100H45V107H44V109L40 110L39 113H37V112H38L37 110H35V109H30V108H29L30 105H32V104L34 105V102H31V101H30L31 98H30V100H29V99H27L26 96H25L26 99L23 98L22 100L25 99V100H26V101L24 100L25 102H28V100H29V101H30L29 103H32V104L29 105V107L27 106V109H30V110H29L30 112L28 111L29 113H28L26 110H24V109H26V108L23 109V107L20 106L22 103L24 104V101H22L21 98H20L18 95H17V97H18L17 99L19 100L18 103H17V104H18V107L15 106V105H16V104H15V101L12 100V97L10 96L11 99H10V97H9V98L6 99V100H11L12 103H13V101H14L13 104H15V105L10 104V103H11V102H10V103H9V104H10L9 107L7 106L6 109H5V108L3 109V107H6L5 105L8 104L7 102H9V101H7V102L4 101V99H5V97H6L7 95H6L3 99H0V104H1L2 101H3V103H2L1 105L4 104L2 107L0 106V108H1V109H0V112L2 111V112H1L2 114L0 113V115H2L1 117H4V116H3L4 113H7V114H9V115H10V114L13 115V116L11 115L12 117L10 116V117H11L10 121H9V118H8V120H7L8 122L6 121L8 125L6 124L5 126H7V127H4L5 121H2V120H5L4 118L7 119V116H5L3 119H1V117H0V122H1V123L3 122L2 125H0V228L2 229V228L5 227V225H3L4 227H2V224H5L6 221H7V222H8V221H11V222L13 221L14 224H15V222H18V223H16V226H17V224H18V226H17V228H16L18 231L16 230V232H15V230H14V232H15V234H14L15 237H17V236L19 237V235H21V233H23V234L25 235L27 232H26V233H24V232H25V229H26L28 226L30 227V229H34L33 227L31 228V226H34V225H36V224H41V225H42V223H44V222L41 221V220L44 218V216L46 217V215H47V219H50L51 221H50V223H49V222H47V221L45 220L46 223H44V224H46V225H44V224H43V225L46 226L47 228L50 227V228H49L50 230H47L46 227H45V229H46V230H45V229L43 228V225H42V226H41V225H38L37 227H39V226H41V227H39V228L36 227V229H37V230L39 229L38 232H41V233L45 230V231H44L45 233H46V231H50V232H48V233L53 234V235H54V234H58L57 232H59V230H58V231L56 230L57 232L55 231V233H54L55 228L57 227L56 229H58V226H59L61 223L63 224V221H64V219H65L66 217H67L66 219H69V218H68L69 216H70L71 218L74 217V216H73V214H74L73 211H74L75 207H77V205H78V203H79V202L77 203L76 201H80V200H82L81 198H76V197L74 198V196H72V199H71V197H70V198L68 199V203H65V204H69V202L72 201V202L69 204L70 207H68L69 205H68V206L66 205V208H68V209L70 208V209H69V212H68L67 209H66L67 211H65V207H63L64 204H62V202L64 203L65 200H63V196H62V197L60 196L61 198L59 197V195H60V194H59L60 190L63 189L62 187H64V186H67L70 190H71V189L74 190L75 187H76L77 185L80 187L81 184H83V183H82V181H80L81 183L79 182L78 184H76V183H75L76 181L74 180V181H75V182H74L75 187H73L74 184H73V185H72V184L70 185V184L68 183L67 185H65V183H62L61 180H63V179L61 178L60 175L63 174V171L66 172V171L68 170V169L63 170V169H64V168H62L63 165H66L65 168L68 167V168L70 169L68 172H70L71 169L73 168V171H72V172H76V171H77V173H78V171H79V172L81 173V170H80L81 168H77L79 165L76 164L75 162L77 161V159L81 160V158H83V156H82V155H83V150H84V153L87 152V149H88V148L85 147V145H86V142L89 143V142H88L89 140H85V142L82 140V142H81V143L83 144V146H84L86 149H84V147L81 146V143H80V139H81V138H80L79 140H77L78 142H75V143L73 144V149H72V150L75 151V149H76V152H75L74 154H73V152H70L71 155L68 154L67 156H74V157L77 158V159H75L74 157H73L74 159H73L72 157H70V159H69V157L66 156L67 159L70 160L71 164H72V161H71L72 159H73V161L76 160V161H74V163H75V167H76L78 170H77L76 168H74V165H73V166H72V165H69V166L72 167V168H70L69 166H67V164H69L70 162L67 163V162H66L67 160L64 161L65 159H64V160L62 159L63 156L61 157V160L64 161L63 163H67V164L60 163V162H62V161H59V162H56V163H60V164H62V166H61V165H60V166H57L58 164L56 165V164H54V163L51 162V161H54V160H53V159L50 160V158H51V153H50L49 150H51V149L54 147L55 142H54L53 145L51 144V147L53 146L52 148H51V147L49 148L50 145L48 144V142L50 141L49 138H51L52 135H53L52 132H51V130H52L53 128L51 129L50 127L53 126L54 122H53V124L51 125V120H50V116H51V115H50V114H52L53 112H52L51 107H50L49 109H48V107H49V105H54V104H53V103H52V104H48V103L53 102V101H48V98L51 99V97H52V96H51V93H49ZM63 92H61L62 96H63ZM73 92H74V91H73ZM73 92H72V97H73ZM87 92H88V91H87ZM87 92H86V93H87ZM89 92H90V91H89ZM97 92L100 93L99 90H98ZM130 92H128V93H130ZM141 92H142V91H141ZM163 92H165V94H164ZM195 92H196L197 94H194ZM203 92H204V91H203ZM239 92H240V93H239ZM6 93H7V92H6ZM12 93H13V98H14V96H15L14 94H15V93H14V92H12ZM33 93H32V94H33ZM38 93H39V91H37V94H36V95H38ZM48 93L50 94L49 96H48ZM69 93H70V92H69ZM77 93H78V92H77ZM95 93H96V92H95ZM101 93H100V94H101ZM103 93H104V92H103ZM105 93H106V92H105ZM109 93H110V92H109ZM124 93H125V92H124ZM172 93H173V94H172ZM183 93H184V92H183ZM188 93H189V92H188ZM188 93H187V91L185 92V94H182V93H181V98H182V97H186V94H188ZM201 93H202V91H201ZM207 93H209V92H207ZM8 94H9V93H8ZM35 94L32 96L33 99H34ZM55 94H56V92H55ZM55 94L53 93L52 95L54 96ZM59 94H60V92H59ZM59 94H58V95H59ZM70 94H71V93H70ZM79 94H81V92H79ZM113 94H114V93H113ZM136 94H137V93H135V97L137 96ZM150 94L153 95V94H156V93H150ZM161 94H164V95H161ZM221 94H222V93H221ZM221 94H220V95H221ZM223 94H224V93H223ZM39 95H40V94H39ZM39 95H38L37 98H39ZM81 95H82V94H81ZM103 95H104V94H103ZM117 95H118V94H117ZM124 95L127 96V94H124ZM124 95L122 96V98L125 97ZM140 95H141V94H140ZM140 95L137 96V97H139V100H138V99H133V98H135V97L133 96V98H132V97H130L129 94H128L129 97L127 96V98H128L129 101L126 99V97L123 99L124 101H123L122 103H123L125 106H124V107H123V106L120 107L121 110H123V109L126 108V104H127L128 108H129L130 106H132V108L130 107L131 109L129 108L130 111L135 110V107L133 106V105L136 104L135 102L137 101V103H139L138 101H140L142 98L145 99L143 96L145 95V97H146L147 93L144 94L142 97H141ZM151 95H150V96H151ZM166 95H165V96H166ZM179 95H180V94H179ZM182 95H183V96H182ZM189 95H190V93H189ZM209 95H210V94H209ZM211 95H212V93H211ZM211 95H210V96H211ZM220 95H219V97H221ZM234 95H235V94H234ZM234 95H233V96H234ZM55 96H56V95H55ZM55 96H54V99L57 100V101L59 102V100L56 99L57 97H55ZM64 96H63V97H64ZM78 96H80V95H78ZM82 96H83V95H82ZM105 96L108 97V95H105ZM155 96H156V95H155ZM190 96H191V95H190ZM190 96H188V97H189V98L187 99L188 101H187L186 99H184V98L181 99L182 101H181V100H180V101L184 103L185 100H186V102L184 103L185 105L188 104L187 102H189V104H191V103H192L191 101H192V99H193L194 97L192 96V99H190ZM205 96H206V95H205ZM205 96H204V94H203V97H204V98H205ZM210 96H208L210 100H211L212 98L214 99L213 96H212V98H210ZM222 96H223V95H222ZM224 96H223V97H224ZM230 96H231V95H230ZM35 97H36V96H35ZM59 97H60V96H58V98H59ZM68 97H69V94H68ZM74 97H75V98H79V97H76V95H75ZM74 97H73V98H74ZM83 97H85V95H84ZM86 97H87V95H86ZM92 97H93V96H92ZM92 97H91V98H92ZM96 97H97V96H96ZM99 97H100V96H99ZM114 97H115V96H114ZM119 97H120V96H119ZM137 97H136V98H137ZM151 97H152V96H151ZM168 97H169V98H168ZM178 97H179V96H178ZM178 97H177V95H176V97L174 96V97H173V100H172V102H171V103H174V104L176 103V105H174V104H169V106H168V110H169L170 112H173L174 115H175V114H179L180 111H183V112L185 113L184 110L187 111V109H184V108L189 107V106H187V105H186L187 107H184V106H183L184 108H182V109H184V110L181 109V110L178 112V110L180 109V108L178 107V104H179V106H180V103H181V102H179V103L177 104V101H179V100H178V99H177L176 101L174 100L175 98H178ZM231 97H232V96H231ZM237 97H238V98H237ZM52 98H53V97H52ZM65 98L67 99V95H66ZM73 98H72V100H73L72 102H71V100L69 101V100L67 99V100L69 101V104H68V105L72 104V103L75 101V98H74V99H73ZM80 98H81V97H80ZM80 98H79V100H80ZM87 98H88V97H87ZM140 98H141V99H140ZM195 98H194V99H195ZM257 98H259V99H257ZM17 99H16V100H17ZM39 99H41V100H39L40 102L43 101V100H42L43 98H39ZM59 99H60V98H59ZM61 99H63V98L61 97ZM61 99H60V100H61ZM66 99H65V100H66ZM70 99H71V97H70ZM114 99H116V98H114ZM119 99H120V98H119ZM119 99H118V101H122V99H121V100H119ZM125 99H126L127 103L125 102ZM143 99L141 100V104L143 103V102H142ZM148 99H149V98L147 97V100L145 99L146 101L144 100V101H145L144 103H146L147 101H148V103L150 102L149 104H151V103L155 104V103H156V102H151L152 99H153V101H156V100H154V99H156V97L152 98L151 101H150V99H149V100H148ZM159 99H160V98H159ZM159 99H158V100H159ZM189 99H190L191 101H189ZM196 99H195V100H196ZM207 99H208V98L206 97V101H207ZM1 100H2V101H1ZM20 100H21V101H20ZM34 100H35V102H36V99H34ZM34 100H32V101H34ZM51 100H52V99H51ZM63 100H64V99H63ZM93 100H94V99H93ZM97 100H98V99H97ZM160 100H161V99H160ZM183 100H184V101H183ZM203 100H204V99L202 98V102H203ZM37 101H38V100H37ZM76 101H78V100H76ZM82 101H83V100H80V102H81V104H82V106H80V109H82L83 106H84L85 104H87L88 107H89V106L94 107V108H93V111L95 110V108H96L97 105H96V106H95V104H94V105H93V104L91 105V103H88V102L85 103V104H83ZM114 101H115V100H114ZM118 101L116 100L115 102L117 103ZM161 101H162V100H161ZM211 101H212L213 104H214V101H213V100H211ZM239 101H241V102L239 103ZM245 101H246V102H247V101H248V102L251 101V102H252V106H253V108H252V106H251L250 103H246ZM258 101H257V102H258ZM260 101H261V100H260ZM262 101L264 102V99H263ZM262 101H261V102H262ZM20 102H22V103H20ZM58 102H57V103H58ZM78 102H79V101H78ZM78 102H77V103H78ZM84 102H85V101H84ZM99 102H101V103H99ZM99 102H98V104H100V105L102 104V107H101V106H98V108H99V107L103 108V107L106 106L105 109L107 108V111L105 110L104 113L107 114V112L109 111V110H108V108H109V104H108V103H111V104H113V103L111 102V100H110V102H108V100L106 101V103L108 102V103H107L108 105H106V103H104V102L101 101V100H100ZM115 102H114V103H115ZM157 102H158V101H157ZM165 102H166V101H165ZM193 102H194V101H193ZM200 102H201V101H200ZM208 102H209V101H208ZM217 102H218V103H217ZM237 102L239 103V105H240L241 103L244 102L245 106H246V107H249V108H250V106H251L250 109H252V110H250V112L252 111V113H249V111H247L248 108H246L243 104H241V105H243L242 108H243V109L246 108V111L249 113V116H246V119H245V120L247 121V123H250L249 125H247V124L245 123L246 121H243L244 123L241 121L240 118H241V117L244 118V116L247 115V112H246V114H243L244 116H242V112H245V110L242 111L241 114H240V112H237L236 109L239 110V107L236 106ZM253 102H255V103H253ZM263 102H262V103H263ZM19 103H20V104H19ZM62 103L64 104V102H62ZM75 103H76V102H75ZM77 103H76V104H77ZM103 103H104V104H103ZM116 103H115V104H116ZM120 103H121V102H120ZM120 103H119V104H120ZM122 103H121V104H122ZM125 103H126V104H125ZM133 103H134V104H133ZM148 103H147V104H148ZM183 103H182V105H183ZM204 103H206V102H204ZM210 103H211V102H210ZM210 103H208L209 105L207 104V108H206V105H204V106H205L204 108H206V109H205V110H202V109H201V111H206L207 109H208V111H209V110H210V107H208V106H212V105H213V104L210 105ZM235 103H236V104H235ZM58 104H59V103H58ZM81 104H78V105H81ZM89 104H90V105H89ZM115 104L113 105L114 108L118 107L117 105H119V104H117V105H115ZM128 104H129V105H128ZM130 104H132V105H130ZM139 104H140V103H139ZM141 104H140V105H141ZM158 104H159V103H158ZM161 104H162V102H161ZM166 104H167V103H166ZM189 104H188V105H189ZM192 104H193V103H192ZM248 104H250V106H249ZM263 104H264V103H263ZM263 104H260V103H259V105H261V106H262ZM12 105H13V106H12ZM26 105H28V103H27ZM36 105H37V103H36ZM36 105H34V106L36 107V109H39V108H38L39 106H36ZM68 105H67V106H68ZM74 105H75V104H74ZM145 105H146V104H145ZM162 105H163V104H162ZM164 105H165V103H164ZM198 105H195V106L193 105V107L196 108ZM200 105H201V106H198L197 108H199V107H200V108L203 107V104H202V103H201ZM234 105H235V106H234ZM239 105H238V106H239ZM241 105H240V108H241ZM247 105H248V106H247ZM10 106H11V107H10ZM57 106H58V105H57ZM72 106H73V104H72ZM115 106H116V107H115ZM119 106H120V105H119ZM137 106L139 107V105H136V108H137ZM152 106H153V105H152ZM152 106H151V107H152ZM155 106H156V105H155ZM157 106H158V105H157ZM176 106L179 108L178 110H177V108H174V107H176ZM213 106H214V105H213ZM19 107H21V108H19ZM24 107H25V106H24ZM53 107H55V106H53ZM69 107H70V106H69ZM73 107H74V106H73ZM81 107H82V108H81ZM84 107L86 108V106H84ZM143 107H144V106H143V104H142V107L140 106L139 108H137V109H140V108H141V110L138 111V114L135 113V112L133 111L134 115H135V114L139 115V114L144 113V112L140 113L141 111H144L143 109H144L146 106H145L144 108H143ZM147 107H148V106H147ZM158 107H159V106H158ZM165 107H166V105H165ZM165 107H163V108H165ZM180 107H181V106H180ZM193 107H191V105H190V108H191V109H194ZM214 107H215V106H214ZM235 107H236V109H235ZM244 107H245V108H244ZM14 108H17V109H16V110H17V111H16V114H15V112H12ZM33 108H34V107H33ZM41 108H42V107H41ZM41 108H40V109H41ZM62 108H63V107H62ZM70 108H72V107H70ZM70 108H69V109H70ZM76 108H77V105H76V107H75L74 109H73V108H72V109L75 110ZM118 108H119V107H118ZM128 108H126V109L128 110ZM142 108H143V109H142ZM161 108H162V107H161ZM197 108H196V110L194 109L195 111H194V110H189V111H191V112H190V117H191V119L188 117L189 115H187V116L185 115V114H188L189 112L184 114V115H185V118H184V119L186 120V117H188L190 120H193V121H194V116H192V115H195V114L197 113V110H198ZM200 108H199V109H200ZM211 108H212V107H211ZM224 108H226V110H227V113H226V116H225L226 118L223 117V116H224V113L226 112V111L224 110ZM242 108H241V109H242ZM64 109H66V108H64ZM137 109H136V110H137ZM158 109H160V108H158ZM241 109H240V110H241ZM243 109H242V110H243ZM258 109H259V108H258ZM261 109H264V107L261 108ZM261 109H259V113L262 112ZM4 110H5V112H3ZM22 110H23V111H22ZM53 110H54V108H53ZM55 110H57V109H55ZM58 110H59V109H58ZM88 110L90 111L89 108H88ZM97 110H98V109H97ZM103 110H104V109H103ZM115 110H116V109H115ZM127 110H126V111H127ZM146 110H147V109H146ZM146 110H145V111H146ZM148 110H149V107H148ZM151 110H152V109H151ZM155 110H156V108H155ZM162 110H163V109H162ZM162 110H161V112H162ZM164 110H165L166 112L168 111L167 109H164ZM213 110H214V109H213ZM24 111H25V112H24ZM36 111H37V112H36ZM41 111H42V112H41ZM49 111H51V113H50ZM61 111L64 112V110H61ZM65 111H66V110H65ZM67 111H68V108H67ZM84 111H85V110H84ZM84 111H83V112H84ZM86 111H87V109H86ZM86 111H85V113H86ZM93 111H90L89 113H92ZM99 111H100V110H99ZM124 111H125V110H124ZM130 111H129V113H128V111H127V113H128L129 116H130ZM149 111H150V110H149ZM152 111H154V110H152ZM156 111H157V110H156ZM156 111L153 112V113H154V114L156 113V114L159 115V112H156ZM169 111H168V112H169ZM198 111H199V110H198ZM201 111L198 112V115L201 116V118H204L205 116H208V117H209V116L211 115V113H213V111H212L211 113H208V111H206V112L208 113V115H204V116L202 117V115H200ZM210 111H211V110H210ZM210 111H209V112H210ZM214 111H215V110H214ZM216 111H217V110H216ZM40 112H41V114H40ZM48 112H49V113H48ZM57 112H58V111H57ZM94 112H95V111H94ZM101 112H102V110H101ZM101 112H100V113H101ZM111 112H112V109H111L110 113H111ZM117 112H119V111H117ZM150 112H151V111H150ZM150 112H149V113H150ZM166 112H165V113H166ZM168 112H167V113H168ZM183 112H181V113H183ZM193 112H194V113H193ZM195 112H196V113H195ZM13 113H14V114H13ZM68 113H69V111H68ZM68 113H67V114H68ZM71 113H73L72 110L70 111V114H68V115L66 114V116H65V114H64V116L62 115V118H61V119H63V117H65V118H64V119H65V122H66V123L68 122L70 125L75 121L76 118H77L76 121H78L80 118H82V117H83L82 114H84V113H82V114L79 115V116H82V117H78V116L75 115V113H77V112H75V113L73 114L74 116H73ZM98 113H99V112H98ZM98 113H97V114H98ZM122 113H123V111H122ZM153 113L151 112L152 116H153ZM204 113H205V112H204ZM204 113L202 112L201 114H204ZM214 113H215V112H214ZM262 113H263V112H262ZM35 114H37V116H38L39 114H40V115H39V117L37 118V116H36ZM60 114H62V112L59 113V115H60ZM102 114H103V112H102ZM114 114H115V113H114ZM119 114H120V112H119ZM156 114H155V115H156ZM209 114H210V115H209ZM215 114H216V113H215ZM237 114H238V115L240 114V116H239L240 118H239V119H238V117H237V116H238ZM250 114H251V115H250ZM9 115H8V117H9ZM33 115H35V116H33ZM49 115H50V116H49ZM54 115H55V112H54ZM71 115H72V117H74V118H75V116H76V118H75V119L72 118V119H74V120L71 121V122H69V120H66V119H67V118L70 119ZM77 115H78V114H77ZM88 115H89V114L87 113V116H88ZM92 115H93V114H92ZM92 115H90L91 118L93 117ZM110 115L113 116V113L109 114V112H108V116H110ZM131 115H133V114H131ZM137 115H135V117H137ZM166 115H167V114H166ZM169 115H173V114H172V113H171V114L169 113ZM174 115H173V117H174ZM217 115H218V114H217ZM256 115H257V116L261 115V116H259V118H260V117H263L262 114H259V115H258V114L256 113ZM67 116H69V117H67ZM98 116H99V115H98ZM101 116H102V115H101ZM103 116H104V115H103ZM103 116H102V117H103ZM105 116H106V115H105ZM108 116H107V117H108ZM120 116H121V115H120ZM123 116H124V115H123ZM126 116H127V115H126ZM129 116H127V121L123 119L124 122H127V125H128V126H126V124H125L124 122H123L122 125H125L123 128L127 127V128L125 129V131H127V132L131 131L132 134H130V133H128V134L132 135V139H133V140L135 139L136 135H138V136L136 137V139H135V142H136V143L139 142V141H141L142 138H143L145 135H146V136H148V135L150 136V135H151L150 133H152V132L149 130V128L147 127L148 129H146V128L144 127V129H146L147 131H148V130L150 131V132L148 133V135H147V134L143 135V134H141V131H140L138 134H137L136 132H134V133H136V135L134 134L135 137H133L134 135H133L132 130L136 131V128H135V126H133L131 123L135 122V120H134V121H133V120H132V121H129V122H131V123L128 124V123H129V122H128V119H129L128 117H129ZM143 116H144V115H143ZM146 116H147V115H146ZM159 116H161V113H160ZM159 116L156 115V118H159ZM162 116H163V114H162ZM178 116L180 117L181 115H177L176 119H178ZM211 116H213V115H211ZM211 116H210L209 119H207L208 117H205V119H204L203 121H202V119L200 120V119H199L200 117H198V116H197V117H198L197 119L199 120V122L202 121V123L204 124V121H205V120H207V121L210 120V119H211ZM250 116H251V117H250ZM253 116H254V115H253ZM26 117H27L28 119H30V121H28V120L26 119ZM32 117H33V118H32ZM56 117H58V116H56ZM88 117H89V116H88ZM96 117H97V116H95V118H96ZM115 117H116V119H115L114 117H112V118H114V119H113V120H114V123H113V124H115V123L117 122V116H115ZM124 117H125V116H124ZM135 117L133 116L132 119H134ZM139 117H141V116H139ZM139 117H138V118H139ZM154 117H155V116H153V118H152L153 120L156 119V118L154 119ZM168 117H169V116H168ZM171 117H172V116H171ZM181 117L183 118L184 116L182 115ZM214 117H216V116H214ZM236 117H237V118H236ZM247 117H248V120H249V121L247 120ZM24 118H25L28 122H27V123L25 122L26 124H20V123H21L20 121H21L22 119H24ZM59 118H60V117H59ZM78 118H79V119H78ZM84 118L87 119V120H89V118H86L85 116H84ZM104 118H105V117H103V119H104ZM109 118H110V117H109ZM118 118L120 119V117H118ZM121 118H122V116H121ZM125 118H126V117H125ZM147 118H148V117H147ZM147 118H146V119H147ZM162 118H163V117H162ZM174 118H175V117H174ZM182 118H181V119H178V120H181V121H182ZM188 118H187V119H188ZM192 118H193V119H192ZM249 118H250V119H249ZM257 118H258V117H257ZM259 118H258V119H259ZM51 119H52V118H51ZM72 119H71V120H72ZM82 119H83V118H82ZM92 119H93V118H92ZM106 119H108V118H106ZM160 119H161V118H160ZM160 119H159V120H160ZM163 119H164V121H165L166 118L164 117ZM184 119H183V121H185ZM189 119H188V121H189ZM237 119H238L240 122H238ZM252 119H253V117H252ZM254 119H256V118H254ZM263 119H264V118H263ZM53 120H54V119H53ZM80 120H81V119H80ZM83 120H84V119H83ZM83 120H82V121H83ZM87 120H86V122H87V124H89V122H88ZM90 120H91V119H90ZM94 120H95V119H94ZM96 120H98V119L96 118ZM101 120H102V119H101ZM104 120H105V119H104ZM109 120H110V119H108V122H109ZM115 120H116V122H115ZM129 120H131V119H129ZM140 120H142V119H140ZM144 120H145V119H144ZM144 120H142V121H144ZM153 120H152V121H153ZM161 120H162V119H161ZM166 120H167V119H166ZM174 120H175V119H174ZM198 120H197V121H198ZM218 120H219V119H218ZM242 120H244V119H242ZM49 121H50V123H49ZM54 121H55V120H54ZM56 121L58 122V121H60V120H56ZM76 121L74 122V124L76 123ZM105 121L107 122V120H105ZM118 121H121V120H118ZM142 121H141V122H142ZM147 121H148V120H147ZM149 121H150V119H149ZM157 121H158V119H157ZM170 121H171V119H170ZM170 121H169V122H170ZM188 121L186 120L185 122H186V123H190V122H188ZM193 121H192V122H193ZM195 121H196V120H195ZM197 121H196V122H197ZM207 121H205V122L207 123ZM255 121H257V119L254 120V122H255ZM61 122H62V120H61L58 124L60 125ZM83 122H84V123H83ZM83 122H82V123H83L85 126H87V124H85V121H83ZM98 122H100V121H98ZM98 122H97V123H98ZM103 122H104V121H102V123H103ZM106 122H105V123H106ZM110 122H111V121H110ZM121 122H122V121H121ZM154 122H156V121H154ZM162 122H163V121H162ZM162 122H159V123L157 122V123H155V124L153 123V126H155L156 124H159L158 126H160V124H161ZM169 122H168V123H169ZM174 122H175V121H172L173 125H172V123L170 122V123H171V124H169L170 126H169L167 123H165V124L168 125V127H167V126H163V125L160 126V127H162V129H163V127L167 128V132H168V131H170V130L168 129L169 127H170V129L172 130L173 127H174V128H175V127L178 128V126H180L181 123H182V122H181L180 124H178L179 122H178V123H177V121H176L175 123H174ZM185 122H184V123H185ZM196 122H195V124H196ZM211 122H212V121L208 122V124L211 123ZM235 122H237V123H243V124L246 126V128L244 129L245 131L242 130V128H241V127H245L244 125L240 126V128H239V127L235 126V125H236ZM252 122H253V121H252ZM262 122H264V121H262ZM1 123H0V124H1ZM77 123H78V122H77ZM77 123H76V124H77ZM79 123H81V121H79ZM91 123H92V120H91ZM105 123H103V124H105ZM135 123H136V122H135ZM135 123H134V125H135ZM138 123H139V122H138ZM163 123H164V122H163ZM193 123H194V122H193ZM200 123H201V122H200ZM200 123H198V124H200ZM206 123H205V124H206ZM213 123H214V122H213ZM213 123L210 124V125H211V128L213 127V126H212ZM255 123H256V122H255ZM260 123H261V121L259 120V124H260ZM76 124H75V125H76ZM98 124H99V123H98ZM117 124H118V127H115V126H117ZM117 124H115L114 127L117 129V128H119V125H120V128H121L122 125L119 124V123H117ZM139 124H140V123H139ZM190 124L192 125V123H190ZM195 124H193V125H195ZM203 124H200V126L202 127ZM216 124H217V125H216ZM216 124H215V126H216L217 128L219 127V128H220V131H219V129L215 130V129H216L215 126H214V130H213V129H212V130L210 129L211 132H212V131H214V132H215V131H218V132L214 133V137H213V139H214V138H217V139H218V137H221V136L223 137V135H224V134H223V130H224V128L221 129V128H222L221 124H218V123H216ZM256 124H257V123H256ZM55 125H56V123H55ZM59 125H58V126H59ZM61 125L63 126V124H61ZM61 125H60V129H61V127H62ZM64 125H65V127H66V125L68 126V127H66L67 130H68V128H69L70 125H68V124H64ZM77 125H79V129H78V131H80L83 127L80 128V124H77ZM90 125H92V124H90ZM101 125H102V124H101ZM101 125H99V126H101ZM109 125L113 126V125L110 124V123H109ZM109 125L107 124L108 127H109ZM136 125H138V124L136 123ZM142 125H143V123H142ZM171 125H172V126H171ZM184 125H185V124H184ZM184 125H181L179 128H180V129H184V127H183ZM193 125H192V126H193ZM196 125H197V124H196ZM218 125H219V126H218ZM237 125L239 126V124H237ZM240 125H241V124H240ZM252 125H254V124H252ZM262 125H263V127H264V123H263V124L261 123V127H262ZM37 126H38V127H39V126H40V127L42 126V128H36ZM72 126H74V125H72ZM81 126H82V125H81ZM88 126H89V125H88ZM88 126H87V127H88ZM93 126H95V125H92V128H93ZM97 126H98V125H97ZM102 126H104V125H102ZM129 126H131V130H128V127H129ZM132 126H133V127H132ZM145 126H148V125H145ZM149 126H150V128H152L151 125H149ZM186 126H187V125H186ZM188 126H189V125H188ZM192 126H191V129L193 128V129L195 130L194 126H193V127H192ZM200 126L198 125V127H200ZM204 126L208 127L207 125H204ZM254 126L257 127L258 125H257V126L254 125ZM254 126H253V127H254ZM3 127H4V129H3ZM32 127L35 128L36 130H38V129H42V130L44 131V132H43L44 135L42 136V137H43V140L41 141L42 143L39 142V140H40L39 136H38V139H39V140H37L38 143H40L41 145L38 144L37 141L34 142V141L32 140V137H31V136L34 137V135H36V134H33V135L31 134L30 136H29V135L26 136L28 133H31V132H30L31 129L33 130ZM76 127H77V126H76ZM87 127H86V128H87ZM108 127L105 128V126H104L105 130H106V131L108 130V131H107V134H105L106 131H104V133H103V130L100 128V129L102 130V134H103L102 136H101V134H100V136H101V137H104V140H106V137H105V136H109V135H110L112 139H111L110 136H109L108 139H107V140H108L107 143H104V142H101V143H104V145L106 144L105 147H106V148L108 147V149H109V150H107L108 152H109V151L112 152V148H116V146H117V147L119 146V144H118V145H115V144H114V143H115V139L117 140L118 143L121 142L120 140H122V139H120V135H119V134H117L119 137H117V138H113V137H114V133H113L112 135H111V133H109V131H110V130L112 131L113 128L111 129V128L109 127L110 129H108ZM140 127H141V126H140ZM140 127H139V128H140ZM160 127H159V129H161ZM181 127H182V128H181ZM258 127H259V126H258ZM261 127H259L258 130H259V129L261 130ZM57 128H58V127H57ZM57 128H56V129H57ZM73 128L75 129V126L72 127V128H70V130H73V131H74ZM77 128H78V127H77ZM89 128H91V127H89ZM92 128L89 129V133H88V135H90V131L93 130ZM97 128H98V127H97ZM97 128H96V129H97ZM102 128H103V127H102ZM115 128H114V130H116ZM132 128H134V129H132ZM153 128H154V127H153ZM185 128L188 129V127H185ZM56 129L54 128V130H56ZM64 129H65V128H64ZM142 129H143V128H142ZM156 129L158 130L157 125H156ZM175 129H176V128H175ZM175 129H174V132L178 133L177 131H175ZM193 129H192V130H193ZM199 129H201V128H199ZM199 129H198V130H199ZM204 129H206V128H204ZM207 129H208V128H207ZM207 129L204 130V131H209V130H207ZM253 129H256V128H253ZM42 130H41V133H42ZM54 130H52L53 133L58 132L59 129H58L57 131H55V132H54ZM70 130H69V131H70ZM85 130H86V129H85ZM85 130L83 129V131H85ZM97 130H98V129H97ZM139 130H141V129H138L137 131H139ZM164 130H165V129H164ZM176 130H178V129H176ZM250 130H249V131H250ZM5 131H7V133H10V135H12V136L14 135V138H16V142H15L16 144L14 143L15 145H14V144H13V145H10V144L7 145V144H6V145H7V146H6V145L4 144V143H6L5 140H6V137H7V135H6L7 133H6ZM38 131H39V130H38ZM38 131H36V132L34 131V132L37 133ZM59 131H60V133H59V132H58V133H59L60 135L57 134V135L60 136V137L58 136L59 138H61L62 136L64 137L65 135H67L66 132H62L63 134L66 133V134L63 135V134L61 133V130H59ZM75 131L78 132L76 129H75ZM87 131H88V130H87ZM95 131H96V130H94V131H92V132H95ZM154 131H155V130H154ZM172 131H173V130H172ZM172 131H170V133H168V135H169V134L172 135ZM180 131H181V130H180ZM199 131H200V130H199ZM4 132H5L6 134H5ZM39 132H40V131H39ZM50 132H51V134H49ZM71 132H72V131H70V133H71ZM100 132H101V131H100ZM119 132H120V130H119ZM122 132H123V131H122ZM122 132H120V134H122ZM155 132H156V131H155ZM157 132L159 133V136H161V135H160V132H159V131H157ZM157 132H156V133H157ZM162 132H163V131H162ZM202 132H203V131H202ZM211 132H210L209 134H211ZM221 132H222L223 135H221ZM225 132H226V131H225ZM232 132H233V131H232ZM232 132H231V133H232ZM238 132H239V131H238ZM252 132H253V130H252L250 133H252ZM259 132H260V131H259ZM259 132H256V131H255L254 134H255V133H256V134L258 133L257 135L261 137L263 134H262V135H261V134L259 135ZM74 133H75V132H74ZM80 133H81V131H80ZM82 133H83V132H82ZM96 133H97V132H96ZM96 133H95V134H96ZM98 133H99V132H98ZM98 133H97L96 136H95V137H97V138H95L94 136H93V137L95 138V140L98 139V143H100V141H103V140H102V139H101V140L99 139L100 136H98V135H99ZM117 133H118V132H117ZM125 133H126V132H125ZM143 133H144V132H143ZM156 133H155V134H156ZM165 133H166V132H165ZM176 133H174V135H175L174 137H176V140H175V138H174V140H173V145L176 144V143H175L176 141H179V142H180V139H179L180 137H179V136L177 137V136H176ZM194 133H195V132H194ZM198 133H199V132H198ZM226 133H227V132H226ZM234 133H235V132H234ZM239 133H240V132H239ZM261 133H263V132H261ZM39 134H40V133H39ZM115 134H116V133H115ZM123 134H124V132H123ZM123 134H122V135H123ZM139 134H141V135H139ZM152 134H153V133H152ZM166 134H167V133H166ZM179 134H180V133H179ZM179 134H177V135H179ZM181 134H182V132H181ZM183 134H184V133H183ZM186 134H187V133H186ZM229 134H228V135H229ZM236 134H237V133H236ZM245 134H244V135H245ZM247 134H248V132H247ZM256 134H255V135H256ZM49 135H50V137H48ZM55 135H56V134H54V135H53L54 137H52L51 139L56 138V140L59 141V140H58L59 138L56 137ZM61 135H62V136H61ZM70 135H71V134H70ZM75 135H76V134H75ZM75 135H74V136H75ZM84 135H85V133H84ZM88 135H86V136H88ZM104 135H105V136H104ZM122 135H121V136H122ZM126 135H127V134H126ZM126 135L122 136V137L124 138V139H123V142H124L125 138H126L127 136H129V135H127V136H126ZM162 135H163V134H162ZM164 135H165V134H164ZM171 135H170V136H171ZM200 135H201V134L199 133V136H198V134H197L196 137H200ZM232 135H233V134H232ZM234 135H235V134H234ZM234 135H233V136H234ZM242 135H243V134H242ZM252 135H253V134H252ZM24 136H25V137H24ZM71 136H73V134H72ZM79 136H80V134H79ZM79 136H78V137H79ZM86 136H84V137L86 138ZM139 136H141V137H139ZM149 136H148V138H149ZM154 136H155V135H154ZM194 136H195V135H194ZM194 136H193V137H194ZM204 136H205V135H204ZM209 136L212 137L213 134H212V135H209ZM230 136H231V135H230ZM230 136H229V137H230ZM237 136L239 137L240 135H237ZM10 137H11V136H10ZM17 137H19V138L21 137V138H20V139L18 138L19 140H17ZM76 137H77V135H76ZM76 137H75V138H76ZM88 137H89V136H88ZM101 137H100V138H101ZM115 137H116V136H115ZM122 137H121V138H122ZM129 137H130V136H129ZM150 137H151V136H150ZM156 137H158V135H157ZM166 137H168V136L165 135V138H166ZM182 137H183V136H182ZM186 137H187V136H186ZM193 137H192V138H193ZM196 137H195V138H196ZM207 137H208V136H207ZM207 137H203V136H202V139H203V138H207ZM245 137H246V136H244V140H245ZM247 137H248V136H247ZM260 137H259V138H260ZM7 138H8V137H7ZM22 138H23L24 140H23ZM34 138H36V137H34ZM34 138H33V139H34ZM64 138H65V137H64ZM66 138H68V136H66ZM69 138H70V137H69ZM109 138H110V139H109ZM127 138H128V137H127ZM130 138H131V137H130ZM137 138H138V140H137ZM140 138H141V140H140ZM146 138H147V137H144V138H143L144 140H142L143 142L141 141L142 143H144L143 145H145V146H146V143H145V142H147V139H146ZM160 138H161V139H160V143H158V142H159V138H158V140H157V138H153V139H155V140L158 141V142L156 141V142H157V146L162 147L161 145L164 144L163 142H164L166 139L162 140L164 137H163V138L160 137ZM184 138H185V136H184ZM184 138L182 139L183 141H184V140H187V139H184ZM224 138H226L225 135H224ZM232 138H233V137H232ZM234 138H236V137L234 136ZM239 138L241 139V137H239ZM251 138H252V139H255V137H254V138L251 137ZM261 138H262V137H261ZM263 138H264V137H263ZM62 139H63V138H62ZM62 139H60V140H62ZM88 139H90V137H89ZM113 139H114V140H113ZM119 139H120V140H119ZM132 139H126V140L129 142V140L132 141ZM145 139H146V140H145ZM150 139H152V138H150ZM196 139L198 140V141H196V142L200 143V145H201V142L199 141V138H196ZM196 139H195V140H196ZM211 139H212V138H211ZM217 139H216V140H217ZM221 139H222V138H221ZM242 139H243V137H242ZM246 139H247V138H246ZM20 140H22V142H21ZM35 140H36V139H35ZM48 140H49V141H48ZM99 140H100V141H99ZM107 140H106V141H107ZM109 140H113V141H114L113 144L115 145V147H113L114 145H112V146L109 148L110 144H112L111 142H113V141H111V142L109 143ZM126 140H125V142H126ZM155 140H154V142H155ZM161 140L163 141L162 143H161ZM169 140H170V138L168 137V140H167V141H169ZM182 140H181V142H182ZM191 140H193V139H191ZM200 140H201V138H200ZM205 140H206V139H205ZM223 140H225V139H223ZM250 140H251V139H250ZM261 140H262V139H261ZM4 141H5V142H4ZM19 141H20V143H19ZM53 141H54V139H53ZM65 141H66V140H64V141L62 140V141H59V143L62 142V144H64L63 142H65ZM144 141H145V142H144ZM174 141H175V142H174ZM201 141H203V140H201ZM219 141H220V140H219ZM227 141H230V139H228ZM231 141H232V140H231ZM237 141H238V140H237ZM240 141H241V140H240ZM240 141H238V142H240ZM258 141H260V140H258ZM263 141H264V140H263ZM13 142H14V141H13ZM33 142L38 144L37 147H36V145L34 146V143H33ZM67 142H68V141H67ZM83 142L85 143V145H84ZM90 142H92V141H90ZM125 142H124V143H125ZM128 142H126V143H128ZM133 142H134V141H133ZM133 142H130V143H129L130 146H131L132 148H130V146H127V148L131 149V151L133 150V147H134V146L131 144V143H133ZM148 142H149V144H147L146 147L144 146V149H143L142 147H140V146H142L141 143H138V144H140V146H139V145H136V146H137L138 148L140 147V148L142 149L143 152H144L145 148H147L148 145H150V144H152V146H149V147H153V145H154L155 150L158 148L157 146H155V144H154L153 141H151V143H150V140H148ZM148 142H147V143H148ZM170 142H171V140H170ZM179 142H178V143H179ZM190 142H191V141H190ZM193 142H194V140H193ZM193 142H191V144H187V145H190V147L188 146L189 149H188V147H187V150H189V152H190V150H191L190 153L187 152V153L189 154V161H190V159H191V157H190V156H191V153H192V154L194 153V154H193V157H194V156H197L198 153L200 154V152H198V151H201V150H202V149H201L202 146H201V147H200L201 150H200V149L197 150L198 153H196V147H197V145H195L196 143L194 144ZM203 142H204V141H203ZM203 142H202V143H203ZM209 142H210V141H209ZM209 142H208V139H207V141H206L205 143L208 144ZM216 142H217V141H216ZM216 142H214V140H213V142H212V143L210 142V144H208L207 146L210 148V146H211L212 144L214 145V143H216ZM234 142H235V141H234ZM238 142H237V143H238ZM242 142H244V141H242ZM247 142L250 143L251 141H247ZM256 142H257V140H256ZM7 143H8V142H7ZM9 143H10V142H9ZM49 143H50V142H49ZM51 143H53V142L51 141ZM76 143H77V144H76ZM78 143H80L79 145L83 148L82 151H81V149H80V150L78 149L79 151H77V148H81L80 146H79V147H75V145H78ZM98 143L95 144V143L92 142V144H94L95 147H94V146L92 147L91 144H88V145H89V148H90V146H91L92 148H96V147L99 148V146L102 147L103 144L100 145V144H98ZM174 143H175V144H174ZM183 143H184V142H183ZM188 143H189V142H188ZM224 143H225V142H224ZM227 143H228V142H227ZM244 143H245V142H244ZM257 143H258V142H257ZM2 144H3V145H2ZM62 144H61V145H62ZM159 144H161V145H159ZM165 144H166V143H165ZM168 144H171V145H169V149H168V147H167L168 151L171 149L170 152H168V153H171V155L167 154V152H165V153H166V156H165V153H164V152H163V154H164L165 157L170 156V157L168 158V160H170V161H169V163H166V162H164V160H163V162L166 163V164H170L171 166H173V164H174V162H175L176 165H178V167L180 168L179 163L177 164V162H178L180 159H183V160L187 159L186 157H185V158L183 157V156H184L183 154H184L185 151H184L183 153H180V152L178 151V153H177L174 149L177 147L176 149L178 150V149H179L178 146H180V145L177 144L176 146H174V149H173L172 143H168ZM203 144H204V143H203ZM229 144H230V143H229ZM233 144H236V143H233ZM251 144H253V140H252V143H251ZM258 144L261 145V144H264V143H260V142H259ZM1 145H2V146H1ZM39 145H40V146H39ZM56 145H58V144H56ZM96 145H97V146H96ZM108 145H109V146H108ZM121 145L124 146L123 143H122ZM126 145H127V144H126ZM134 145H135V144H134ZM219 145H221V144L219 143ZM219 145H218V146H219ZM241 145H242V144H241ZM254 145H255V143H254ZM260 145H259V146H260ZM59 146H60V145H59ZM123 146H122V147L119 146V147H120L119 150H121V152H122ZM170 146H172V147L170 148ZM205 146H206V145H205ZM205 146H204V148H205ZM216 146H217V145H216ZM235 146L237 147V144H236ZM246 146H248V144H245V147H243V148L245 149ZM251 146H252V145H251ZM263 146H264V145H263ZM62 147H63V146H62ZM65 147H66V146H65ZM74 147H75V149H74ZM101 147H100V148H101ZM119 147H118V148H119ZM125 147H126V146H125ZM154 147H153L152 149H154ZM156 147H157V148H156ZM198 147H199V144H198ZM213 147H214V146H213ZM255 147H256V146H255ZM54 148H55V147H54ZM54 148H53V149H54ZM57 148H58V147H57ZM59 148L61 149V146H60ZM59 148H58V149H59ZM67 148H68V149H67ZM67 148H66V150H71V148L68 147V145H67ZM69 148H70V149H69ZM92 148H90V150H91ZM106 148H105V149H106ZM121 148H122V149H121ZM127 148H126V149H123V150L130 151L129 149L127 150ZM138 148L135 149V153H133V154H136V153H138V152H139V154H140V152H142V151H139L140 148H139V149H138ZM162 148H163V147H162ZM185 148H186V146H185ZM185 148H184V149H185ZM216 148H217V147H216ZM221 148H222V147H221ZM230 148H231V147H230ZM240 148H241V147H239V149H240ZM243 148H242V149H243ZM247 148H248V147H247ZM250 148H252V147H250ZM250 148H249V150H250ZM55 149H56V148H55ZM62 149L65 151L64 148H62ZM62 149H61V150H62ZM105 149H104V147H103V149H102L103 152H105ZM110 149H111V150H110ZM164 149H166L165 145H164ZM167 149H166V150H167ZM181 149H182V148H181ZM197 149H198V148H197ZM205 149H206V148H205ZM205 149H204V150H205ZM225 149H226V148H224V150H225ZM235 149H236V148H235ZM242 149H241L240 151H242ZM258 149H259V147H258ZM72 150H71V151H72ZM90 150L87 152V154L85 153L86 156L84 155V158H83L81 161L78 160V163H79V162H81L80 164L84 163V164H82V165H85V166H82V165H81L82 167H85V168L87 167V168H88V166H91V165H92V164L90 165V162H91V163L93 162V165H94L95 163H97V162H100V164H101V162H102L101 160H105V163L107 164L106 159H107V158H110V157L112 158L111 154H112L113 152H112V153L109 152V153H111V154H110L107 158L105 157V155L107 156V153H106V154L103 153V154H105L104 157H103L104 159H102V156H101V158L99 157L100 160H97V159L95 160V159H94V158H95L94 149L91 150V151H90ZM95 150H97V151H96V153H97L96 157H98V153H99V156H100V155H103L102 153H100V152H102V151L99 150L100 152H98V149H95ZM137 150H138V152H136ZM146 150L148 151V149H146ZM146 150H145V151H146ZM149 150H150V148H149ZM157 150L159 151V149H157ZM157 150H156V151H157ZM207 150H208V148H207ZM209 150H210V149H209ZM232 150H233V149H232ZM236 150H237V153H236V154L238 155V148H237ZM249 150L247 149V151H249ZM251 150H252V152H253L254 150H256V148L251 149ZM259 150H260V149H259ZM259 150H258V151H259ZM52 151H53V150H51V152H52ZM54 151H55V150H54ZM54 151H53L52 154H53V155H56V157H58L57 155H59V153H61V152H58V153H57V151H56V154H54ZM58 151H59V150H58ZM64 151H63L62 153H63L64 156H65V155L68 153V151H67V153L64 152ZM107 151H106V152H107ZM113 151L118 152L117 149H116V150L114 149ZM147 151L145 152L146 154H147ZM162 151H164V150L162 149ZM162 151H159V153H160L159 156L162 155V154H161ZM181 151H183V150H181ZM213 151H214V150H213ZM244 151H245V150H243V152H242L241 154H239V156H237L236 158L234 157L235 159H233V160H231L230 157H229V160H230L231 162H233V161L235 160V162H233V163H234V164L236 163V165H239V164H237L238 161L236 162V159L239 157V159H242V160H243V162H242V160H240V161L242 162V163H241V164H242V168H241V167H240V168H241L242 170H245V172H246V169H245L246 167H247V170L250 169V168L252 167L253 171H252V170H248V171L246 172V175H245V173H244V171H243V173H242V174H244L243 176H242V174L237 176V174H238V173H241L242 170H239L238 173H237V172L235 171V168H236V169L238 168V167H236V165H235V168H234V167H233L234 165L232 166V165H231L232 163H231V164H230V168H231V170L229 169V165H228V168H226V171L230 170L232 173H233V171H235L234 176H236V177H232L231 174H228L230 171H228V172L224 171L225 174H222V177H223V178L219 175V176L222 178V180H223L224 182L221 181V179H220V181H221V183L219 182V184H221V185H219L220 187H218V186H217L218 183H216V185L214 186L215 188H213L215 191H216V190L218 191V194H216L217 191L215 192V191L212 190V193H213L214 195H211V196H212L211 198H213V196H215V197L217 198L216 201L219 200V201H218V202H219V205H218L217 203H216V204H217L218 206H217L216 204H213V203L211 204V203H210L209 206H211V207H209V208H208V207H204V206L202 207L201 205H199V206H200V207H199L200 209H198V211L196 210V213H195V209H196V208L193 207V208H194V209H193V208H192V205H190L189 203H193L192 201H194V199H195V200L198 199L199 195H200V194L202 195V194L205 193L206 191H207V195L211 194L209 191L211 190V187H212L211 185H208V184H209L208 181H206V182H207L206 185H205V184H202L203 182H205V180H204V181H203V180H202V181L200 180V179H202V178H199V176H200L199 174H200V173H198V175H199V176H198L199 179L197 178V179H198V182L195 180L196 182L194 183V185H192V183H191V181H190V183H189L190 185L187 184V185H189L188 187H186L187 185H185L186 190H185V189H184V190L181 189V191H182V192H181V191H180V187H177V188H179V191H180L181 193H179L178 189L176 190V192H174L175 189L172 188V189L174 190L173 193H169L170 191H168L169 194H168V193L166 194L167 189L165 190V188H162L161 191H163V189L165 190V193L162 192V194H163V195L165 194L166 196H161L162 194H160V197H161V198H159V199H158L159 194L157 195V198H156V194H157L158 192L160 193V189H158V187H160V185H158V184H160V183L158 182V183H157V186L154 185V186H156L157 189H156L155 187H152V188H155L156 190H158L157 193L155 192V190H150L151 193H153V196L157 199V200H156V199L153 198V199L155 200V203L153 202L152 205L149 204V201H150V200H151V202L154 201L153 199H150L151 197H153L152 195H150V194H151L150 192H148L149 195L151 196V197H149L150 200H148V202H147V201L144 202V200H143L144 204H146V205L149 204L148 206H146V205L143 206V203H142L141 201H139V202H140L139 205L142 204L141 209H142V211H143V214L141 213L140 210H139L140 212L137 210V209H140V206H139L138 204H136L135 202H132L131 205H130L129 203H127L126 201H124L123 199H121L122 196H123V198L125 199V197H127V196H125V194L128 195V192L130 193L131 190H132V191H135V193L131 191L132 194L135 195V196L133 195L134 198H135L136 196H137V200L140 198V196H139V198H138V195H136V193H137L138 191H136V189L133 190L134 188H137V187L140 185V184L138 185V183H139L140 180L138 179V177H137L138 175L136 174V173H138L139 171L136 170L137 167H136V165L133 164L134 162H133V161H132V162L129 161V160H132V159L128 158V159H129L128 162H131L132 164L129 163L128 167H127V165H126V167H127L126 169L129 168V170L132 171V172H133V170H134V172L137 171V172L135 173L136 175H134V172H133V173L131 172V173H132L134 176H136V177L134 178V176L130 175V171L127 170V171H129V173H128L127 171H125V173L127 172L128 175H129L130 177L132 176V177H131V178H132V181H131L130 177L124 176V179H123V180H126L125 178H127V180L130 179L129 182H128L127 180H126L127 183H124L123 181H121V183H122V182H123V183H122V185H120V184H121V183H119V182H120V178L118 179L119 182L117 181V179H116V182H115V179H114V178H112V179L109 181V179H110V178H109V179H108V184H107V185H111V186H112V188L110 187V191H111V189H114V188L117 190V192H116V194L118 193L117 195L115 194V192H114V194H113L112 191H114V190H112L111 192H112V194L114 195V197L117 198V200L120 198V199H119V200H120L119 204L121 203V206L119 205V207H117V206H115V205H118V204L114 203V204H115V205H114V204L111 203L112 206H115V207H116V209H114V208H113V209L110 208V209H108V212H107V211H104V210H103V211H100V210H97V209H96L97 212L99 213V215L103 216V217L99 216V218H101V219H100L101 222H100L99 218L95 217V216H97V215H96L97 212L95 213L96 210L94 211V213H95V216H94V213H92V211H93L94 209L92 210V208H93V205H95L96 203H98V209H103L102 206L105 207L104 203L101 205V208H99V204H100L101 201L98 202V200H95V198H94V200L89 198L90 201H91V200L93 201V203L91 202L93 205H92V204L90 205V201H88V199H86V198H87V195L90 196V194H92V193H94L93 196H95V193H97V192L93 191L94 189H95V190L97 189L96 191H98L100 188H102V189H104V190L106 191V189H107L109 186L105 189V188H103V186L100 187V186H99L100 183H99V184H98V187L96 186V188H94V186L97 185V184H96L97 181L99 182V180L96 181L95 185L92 184V183H89V182L87 181V182H86L87 185H85V186H91V188L89 187L90 189H92V185H94V186H93V189H92V192H91V193H90V192L88 193L89 189H87L86 187H85V188L87 189V191H86V189L83 191V189H84V188H83L84 184H83V186H82L80 189L83 188V189L81 190V192L83 191L82 194L86 191L87 194L85 195L86 197L84 196V197H85L84 199H85V201H88L89 204H88V202L84 203V201H81V203H80L81 206H82V202H83L84 205H85V207H84V205H83L84 209H83V208H82V209L80 208V209H81L80 212H79V207H80V206L77 207L78 211L75 210V212L77 213V215H78V213H79V217H77V215L75 214V218H73V219H75V221L77 220L76 223L79 222V221L81 222V220L83 219L81 216H82V215H85L87 212H90V213H87V216H83L84 218H85V217H86V218L89 217L88 214L91 216V218H94V217H95V218L92 219V221H91V220H90V221L87 220V221H86L87 223L85 222V224L88 225V226H86L87 229L84 227V226H85L84 222H83V223L81 222L82 225L79 223V224L76 226L75 229H74V227H73V229H74L75 231L77 230L78 232H75L74 230L71 231V233L69 232L70 235H72V233H73L74 236H75V233L77 234L76 236H78L80 233H82L81 235H83V236H80V235H79V237H81V238L75 239V238H77V237L75 236V238H74L73 235H72L73 237L70 236L68 232H67L68 234H65L66 236L64 235V238H65V237H68V238L65 239V240H64V239L61 240L58 236H56L57 238H59V239L61 240V241L59 240V243L63 242L62 244H59V243H58L59 246L61 245V248L58 246V244H56V245L59 247V249H60V253H59V254L66 255L65 252L67 251V252H69V253H68V255H69L71 252L73 253L74 250H75V252L73 253V255H72V253H71L70 255L74 256L76 259H77V257H78V259H77L78 261H80V260H82V259L84 258L82 261H84L85 263L82 262V261L78 262V261H76V259L74 260V258H73L72 260H74V261L72 262V260H71L72 263L69 262L68 264H76V263H77V264H81V262H82V264H83V263L86 264V261H89V260H86V259H85L86 256L83 257V256H82V253H81V254H79V253H80V252H83V255H84L85 252H87L86 255L88 256V253H89L90 251H91L90 253H92V251H95L97 248L100 247L99 249H101V250H102V254H104L103 251L107 250V247L109 246V245H108V246L106 245V244L108 243L107 241H109L107 238H108L109 235H110V233H108V232H111V230H113V225H114V226L116 225V224H114V223H117V222L121 221L120 224L123 226V224H122L123 221H125L127 224L130 223V222H132V220H133V222H134L135 220H138V218H136V216H137V212L141 213V214H142V217H143V215L148 216V214H149L150 212H152V213H153V212L156 213V214H154L155 216H157V214H159V216H160L162 213L164 214V212H163V211H165L164 209H168V208H169V209H168L167 211H165V212H167V213H165L164 215L162 214L161 217L163 216V217H162V219H163L164 217L166 218L167 216H170V217L173 218V220H176V223H179V225H180V226L178 225L179 229H177V228H178L177 226L175 227L176 230H178V232H180V230H181L180 228L183 227V228L186 229V228H189V226H191V225H192L191 228H192L193 226H194L193 228H197V227H196L197 225L195 226V224H196L195 222H198L199 219L202 220V221H204V220H203L204 218L201 219V217L205 216V218H207L205 221L207 222V220H209V217H210V219H212V218H211V217H213L212 215H213L214 213H217V212H218V213H220V215L218 214V215H219V216H218V215L216 214V215L214 216V218L211 220V222L208 221L206 224H208V223H209V224H212V223H213L214 226L208 224L209 226H212V227H209V226H208V228H209V229H212V230L214 229V230L216 231V233L222 234V233H220V232H222V230H223V229H221V228H222L224 225H226V223L228 224L229 221H230V222L232 221V220L230 219V217H229V216H230V213H228L229 210H230L229 212H231V209H232L233 212H235V211H236V212L241 211V215H242V212H243V215H245V214H246V216L249 215L248 213H245L244 211H242V210H246V209H249V208H248V207H245V209H244V207H242L240 204H238V202L242 203V201L245 202V203H242V205L246 204V202L249 204V202H248V198L246 199V201H245V198H246V197H249L250 195H251V197H252V194H250L251 191L248 190L247 187L251 186L252 184H253V185H252V187H253L254 184H255L256 182H257V183H258V182H260V183L264 182V169L260 167L262 164L264 165V163L261 161V160L264 159V154H263L264 152L261 153V151H263V150L259 151V152H260L259 154H258V152H256V153H255L256 155L254 154L253 156H251V155H249V154L246 155L248 152H247V153H246V152L244 153ZM79 152H80V153H79ZM81 152H82V153H81ZM89 152H92V153H93V156H94V157H93V160H95V161H92L91 159H90V160L88 159V160L90 161V162H89V161L86 159V157L89 158V157H88V156H89V155H88ZM124 152H125V151H124ZM124 152H122L121 154H123ZM132 152H134V150H133ZM132 152H131V153L127 152V153H129V155L131 156V155H132ZM148 152L152 153L151 150L148 151ZM202 152H203V151H202ZM202 152H201V153H202ZM204 152H205L204 154H207L206 151H204ZM209 152H210V154H211L212 151L210 150ZM215 152H217V151H215ZM220 152H224V151H220ZM220 152H219V153H220ZM230 152H231V151H230ZM230 152H229V153H230ZM234 152H236V151L234 150ZM252 152L250 153V151H249L250 154H252ZM65 153H66V154H65ZM78 153H79V156L81 155L82 157L77 156ZM92 153H90V154H92ZM119 153H120V152H119ZM145 153H144L145 156H143L142 153H141V154H142L141 156H140L139 154H138L137 156H140L142 160H143L142 157H145V158H146V156H150V155H151V157L153 156V155H152L153 153H152V154H148V155H146ZM195 153H196L197 155H195ZM253 153H254V152H253ZM63 154H62V155H63ZM75 154H77V155H75ZM113 154H115L114 156L117 155V156H116L117 158L120 157V156H125V155H126V153H125V155H121V154H116L115 152H114ZM208 154H209V153H208ZM210 154H209V155H210ZM222 154H223V153H222ZM49 155H50V157H49ZM53 155H52V158L54 157ZM60 155H61V154H60ZM87 155H88V156H87ZM127 155H128V154H127ZM154 155H155V154H154ZM167 155H168V156H167ZM182 155H183V156H182ZM220 155H221V154H220ZM220 155H219V156H220ZM232 155L235 156V155L233 154V152H232ZM232 155H230V156H232ZM39 156H41V157H39ZM137 156H136V157H137ZM156 156H158V155H156ZM156 156H155V157H156ZM159 156L157 157V160L162 161V159H163L164 156L162 155V158L160 157L161 160L158 159ZM180 156H182L183 158L180 157ZM186 156H187V154H186ZM199 156H200V155H199ZM205 156H207V155H205ZM228 156H229V155H228ZM250 156H251V157H250ZM38 157H39V158H38ZM78 157H79V158H78ZM126 157H127V156H126ZM128 157H129V156H128ZM132 157H133V155H132ZM140 157H139V158H140ZM178 157H179L180 159H179ZM193 157H192V158H193ZM197 157H198V156H197ZM54 158H55V157H54ZM59 158H60V157H58V159H59ZM64 158H65V157H64ZM99 158H98V159H99ZM123 158H124V157H123ZM134 158H135V155H134ZM137 158H138V157H137ZM137 158L134 159L135 163L138 162V161H136ZM139 158H138V159H139ZM145 158H144V159H145ZM147 158H148V157H147ZM149 158H150V157H149ZM177 158H178V159H177ZM203 158H204V157H203ZM203 158H202V159H203ZM218 158H219V157H218ZM218 158H217V159H218ZM220 158H221V157H220ZM227 158H228V157H227ZM48 159H49V162H50V163L48 162ZM56 159H57V158H56ZM85 159H86L87 162H89L87 165L85 164V163H87V162H85ZM113 159H115V158H113ZM155 159H156V158H153V159L151 158L150 160H147V159H146V160H147V162H148V161H149V162H152V160H153V162H154ZM164 159H165V161H167V158H164ZM194 159H195V158H194ZM200 159H201V158H200ZM239 159H237V160H239ZM83 160H84V161H83ZM107 160H108V159H107ZM110 160H111V159H110ZM118 160H119V159H118ZM122 160H125V159H122ZM183 160H182V161H183ZM191 160H192V159H191ZM113 161H115V160H113ZM116 161H117V160H116ZM116 161H115V162H116ZM144 161H145V160H143V164L146 163V162H144ZM176 161H177V162H176ZM189 161H187V162L189 163ZM195 161H197V159H196ZM219 161H222V159H221V160L219 159ZM226 161H228V159H226ZM94 162H95V163H94ZM115 162H110V163H109V161H108V164H110V165L112 166V169H114L112 163H115ZM122 162H123V161H122ZM125 162H127V161H125ZM125 162H124V163H125ZM153 162L150 163V164L146 163L145 165H146V166H147V164L150 165L149 168H151V169H152V168H155L157 164H155V162H154L155 165H152ZM157 162H158V161H157ZM157 162H156V163H157ZM163 162H162V163H163ZM183 162H184V161H183ZM183 162H182V163H183ZM198 162H199V161H198ZM217 162H218V160H217ZM217 162H216V163H217ZM223 162H225V161H223ZM228 162H229V161H228ZM256 162H260V163L257 165ZM8 163H9V164H8ZM51 163H52V166H53V164H54V167H55V169H53L54 167L51 169L52 171H50V169H49V166H50V168L52 167V166H51ZM120 163H121V162H120ZM158 163H159V162H158ZM216 163H214V164H216ZM219 163H221V162H219ZM226 163H227V162H226ZM239 163H240V162H239ZM243 163H245V166H246L244 169H243V166H244ZM261 163H262V164H261ZM7 164H8L9 166H8ZM102 164H103V163H102ZM108 164H107V165H108ZM116 164H118V162H117ZM116 164H115V165H116ZM127 164H128V163H127ZM140 164H142V163H139V165H140ZM190 164H191V163H190ZM208 164H209V163H208ZM208 164H207V165H208ZM224 164H225V163H224ZM248 164H249V165L252 164L253 166L251 165V167L248 168V166H249ZM260 164H261V165H260ZM96 165H97V164H96ZM98 165H99V164H98ZM98 165H97V166H98ZM110 165H108V166L110 167ZM120 165H121V167H122V165L125 166V164H120ZM137 165H138V164H137ZM159 165H160V164H159ZM170 165H169L168 167H170L169 169H172L174 166L171 168ZM174 165H175V164H174ZM176 165H175V167H176ZM216 165H217V164H216ZM219 165H220V164H219ZM263 165H262V167H263ZM7 166H8V167H7ZM81 166H80V167H81ZM101 166H102V165H101ZM141 166H142V165H141ZM152 166H154V167H152ZM164 166H165V164H164ZM203 166H205V164H203ZM210 166H211V164H210ZM221 166H223V164H222ZM231 166H232L233 168H232ZM239 166H241V165H239ZM257 166H258L259 168H258ZM57 167H58V168H57ZM91 167H92V166H91ZM93 167H94V169H95L96 166H93ZM93 167L91 168V170L93 169ZM99 167H100V166L96 167V169L98 170ZM114 167H115V166H114ZM116 167H117V166H116ZM121 167H120V169H122V172H121V173H123V171H124L125 169H123V168H121ZM143 167H145V166H143ZM143 167H142V168H143ZM168 167H167V168H168ZM175 167H174V168H175ZM178 167H176V168L173 169V170L176 171V169H178ZM208 167H209V166H208ZM218 167L221 168L220 166H217V168H218ZM101 168L103 169V171H104L106 174H108L109 170H108V171H107V170H104V169H105L104 166L101 167ZM101 168H99V169H100V171H99L100 173H101V171H102ZM110 168H111V167H110ZM138 168H140V166H138ZM156 168H157V167H156ZM160 168H161V165H160ZM160 168H159V169H160ZM184 168H185V166H184ZM201 168H202V166H201ZM205 168H206V167H205ZM213 168H214V169H213ZM215 168H216V167H215V165H214V167L211 168L212 171H213V170L215 171ZM219 168H218V169H219ZM240 168H239V169H240ZM48 169H49V170H48ZM88 169L90 170V168H88ZM107 169H108V168H107ZM115 169H116V172H117L118 168H115ZM120 169H119V170H120ZM145 169H146V168H145ZM151 169H150V170H151ZM181 169L183 170L182 167L180 168V170H181ZM188 169H189V168H188ZM211 169H210V171H211ZM218 169H217V170H218ZM232 169H233V170H232ZM82 170H83V168H82ZM89 170H88V172H89ZM91 170H90V172H91ZM97 170H95V171H97ZM135 170H136V171H135ZM139 170H140V169H139ZM141 170H142V169H141ZM148 170H149V169H148ZM152 170H155V169H152ZM161 170L163 171L164 169L162 168ZM161 170H159V171H161ZM167 170H168V169H167ZM167 170H166V172H167ZM185 170H187V169H185ZM204 170H205V169H204ZM219 170H221V169H219ZM222 170H223V169H222ZM224 170H225V169H224ZM37 171H40L41 173H40V172H37ZM85 171H86V169L83 170V173H84ZM93 171H94V170H92V173H93ZM106 171H107V172H106ZM113 171H115V170H113ZM157 171H158V169H157ZM157 171H155V174H156ZM159 171H158V173H161V172H159ZM188 171H190V170H187V172H188ZM210 171H209V172H210ZM214 171H213V172H214ZM249 171H251L252 173H250ZM51 172H54V174H52ZM97 172H98V171H97ZM99 172H98V173H99ZM110 172H111V169H110ZM116 172L114 173V174H115V177H117ZM143 172H145V171H143ZM169 172H170V170H169ZM179 172H180V171H179ZM182 172H185V171L183 170ZM182 172H181V173H182ZM200 172H201V171H200ZM204 172H206V170H205ZM204 172H203V173H204ZM213 172H212V174H213ZM220 172H221V171H220ZM224 172H222V173H224ZM231 172H230V173H231ZM248 172H249V176H250V174H251V177H249V180H250V181H249V180L247 181V179H248V177H247V176H248V175H247ZM36 173H37V176H39L40 174H42V175H40V176H41L40 179H37V180H40V184L38 185V187L35 186L36 189H34V186H33V185H35V184L32 185V183H33V180H34L33 178L36 177V176H35ZM38 173H39V175H38ZM70 173H71V172H70ZM98 173H97V174H98ZM100 173H99V174H100ZM105 173L100 174V176H101V175L103 176ZM117 173H118V172H117ZM121 173H119V174H120V177H121V175L123 176V175L125 174V173H123V174H121ZM147 173H150V172L147 171ZM152 173H153V171H152ZM163 173H165V170H164ZM163 173H162V174H163ZM173 173H174V172H173ZM203 173H202V174H203ZM206 173H207V172H206ZM216 173H217V172H216ZM226 173H227L228 175H230L229 178H227L228 175H226ZM236 173H237V174H236ZM71 174H72V173H71ZM90 174H91V173H90ZM97 174H95V176H96ZM99 174H98V175H99ZM109 174H112V173H109ZM109 174H108L107 176H108V177H111L112 175L109 176ZM141 174H142V173L140 172V175H141ZM150 174H151V173H150ZM169 174H170V173H169ZM171 174H172V173H171ZM176 174H177V172H176ZM186 174H187V173H186ZM212 174H211L210 176H213V177H214V174H213V175H212ZM217 174H219V173H217ZM217 174H216L215 178H217ZM52 175H53V176H52ZM69 175H70V174H69ZM72 175H73V174H72ZM74 175H75V177L77 176V174H75V173H74ZM85 175H86V174H85ZM126 175H127V174H126ZM142 175H143V174H142ZM146 175H147V174H146ZM158 175H161V174H158ZM173 175H174V174H173ZM177 175H178V174H177ZM179 175H180V174H179ZM184 175H185V174H184ZM224 175H226L227 177H226V176L224 177ZM59 176H60V179H59ZM63 176H64V175H63ZM81 176H82V175H81ZM86 176H87L88 178L90 177V179H87V180L90 181V180L92 179L91 176H93V174H91V175H88V174H87ZM95 176H94V177H95ZM102 176H101L100 179H102ZM107 176L104 175L103 178H105V177H107ZM147 176H148V175H147ZM147 176H146V177H147ZM149 176H152V174L149 175ZM153 176H154V175H153ZM163 176H164V175H163ZM165 176H168V177H169L170 175H165ZM175 176H176V175H175ZM187 176H188V174H187ZM187 176L185 175V178H187ZM193 176H195V175H193ZM201 176H202V175H201ZM201 176H200V177H201ZM244 176L247 177V179H246ZM53 177H54V179H52ZM73 177H74V176H73ZM83 177H84V175H83ZM87 177H86V178H87ZM140 177H141V176H139V178H140ZM156 177H157V176H155L154 178L152 177V178H153L152 180H150L151 178H149L150 181H149L148 179H147V180L149 181V183H150L151 181L154 183V182H157L156 180H154ZM183 177H184V176H183ZM190 177L193 178L192 176H190ZM37 178H38V177H37ZM65 178H66V174H65ZM117 178H118V177H117ZM121 178H123V177H121ZM128 178H129V179H128ZM142 178H143V177H142ZM158 178H159V177H158ZM158 178H156V179L158 180ZM165 178H166V177H165ZM169 178H170V177H169ZM176 178L179 179V181H180V180H181V181L186 180V179H183V180H182V179H180V178L177 177V176H176ZM194 178H196V177H194ZM204 178H205V177H204ZM242 178H245V179H244L245 182H244V181H242V182L239 181V179H242ZM250 178H251V179H250ZM95 179H96V177H95ZM98 179H99V178H98ZM105 179H106V178H105ZM133 179H134V182H133ZM137 179H138V183H137V181H135V180H137ZM144 179H146L145 176H144ZM161 179H162V178H161ZM161 179H160V180H161ZM167 179H168V178H167ZM188 179H189V178H188ZM205 179H207V178H205ZM37 180H34V181H37ZM81 180H82V179H81ZM103 180H104V179H103ZM121 180H122V179H121ZM160 180H159V181H160ZM163 180H164V179H163ZM165 180H166V179H165ZM170 180H173V179H170ZM170 180H166V182H167V181L169 182ZM199 180L201 181V183H200ZM211 180H213V179H211ZM214 180H215V179H214ZM44 181H45V182H44ZM64 181H65V180H64ZM64 181H63V182H64ZM101 181H102V180H101ZM101 181H100V182H101ZM104 181H106V180H104ZM144 181H145V180H144ZM173 181H174V180H173ZM175 181H177V180L175 179ZM175 181H174V183H176V185L179 184V183H177V182H175ZM181 181H180V182H181ZM217 181H218V179H217ZM91 182H95V181H91ZM117 182H118V183H117ZM141 182H142V185H143V183H144V182H143V179L141 180ZM164 182H165V181H164ZM164 182H163L162 185H164ZM168 182H167V183H168ZM186 182H187V180H186ZM186 182H185V183H186ZM188 182H189V181H188ZM188 182H187V183H188ZM192 182H193V179H192ZM213 182L215 183L216 181H213ZM222 182H223V183H222ZM240 182L242 183V185L244 184V188H246V189L240 188L239 186H238L237 188L234 187V186H237V185L241 184ZM243 182H244V183H243ZM34 183H35V182H34ZM88 183H89V184H92V185H88ZM102 183H103V182H102ZM167 183H165V184H167ZM174 183H172L173 186H174ZM181 183H182V182H181ZM197 183H199V184L197 185ZM251 183H252V184H251ZM36 184H37V183H36ZM79 184H80V185H79ZM105 184H106V183H105ZM105 184H103V185H105ZM144 184H145V186H147V188L144 187L143 189H145V190H146V189H152V188H149L148 185H146V184H148L147 182L144 183ZM155 184H156V183H155ZM168 184H169V183H168ZM201 184H202V185H201ZM210 184H212V182H210ZM250 184H251V185H250ZM262 184H263V183H262ZM262 184H261V187L263 186ZM68 185H70V186H68ZM124 185H126V187H125ZM128 185H129V186H128ZM136 185H138V186H137V187H132V186H136ZM142 185H140V187H141ZM162 185H161V186H162ZM176 185H175V187H176ZM179 185H181V184H179ZM230 185L233 186L234 190H235V189H236V190H237V189L239 190V188H240L241 191H240V190H239V191H240L241 193H244V192L246 191V192H247V196H246L245 193H244L243 195L246 196V197H244L242 194L237 193L238 191L236 192V190H235L234 192H231L233 189H232V187H229ZM258 185H259V184H258ZM71 186H72V188H71ZM105 186H106V185H105ZM122 186H124V188H123ZM130 186H131L132 189H130ZM152 186H153V185H152ZM165 186H166V185H164L163 187H165ZM167 186H168V187H166V188H169V189H170L169 185H167ZM170 186H172L171 183H170ZM173 186H172V187H173ZM208 186H210V190L208 189V188H209ZM216 186H217V187H216ZM226 186H227L228 188H226ZM255 186H257V184H255ZM32 187H33V188H32ZM67 187H65V189H66ZM127 187H128V188H127ZM175 187H174V188H175ZM76 188H77V187H76ZM120 188H121V189H120ZM122 188H123V189H122ZM126 188H127V189H126ZM160 188H161V187H160ZM217 188H218V189H217ZM221 188H223V191H224V192L222 191ZM224 188H226L227 190H225ZM229 188H230V189H229ZM249 188H250V187H249ZM255 188H257V187H255ZM37 189H38V190H37ZM65 189H64V190H65ZM77 189H78V188H77ZM80 189H79V190H80ZM124 189L127 190V193H125V191L122 192V190H124ZM129 189H130V190H129ZM143 189L140 188V191L143 190ZM206 189H208V190H206ZM220 189H221V190H220ZM242 189L244 190V192H243ZM250 189H252V191H253L254 188H250ZM33 190H34V191H33ZM66 190H67V189H66ZM73 190H72V191H73ZM75 190H76V189H75ZM79 190H78V191H79ZM100 190H101V189H100ZM104 190H103V192H105ZM108 190H109V188H108ZM170 190H171V189H170ZM205 190H206V191H205ZM229 190H230V192H231L230 195H229V193H230ZM254 190H255V189H254ZM257 190H258V189H257ZM101 191H102V190H101ZM101 191H98V193H97L98 195H97V194H96V195L99 196V197L101 196V199H102V197H103V195H104L105 193H103V192H101ZM119 191L121 192V194H123V193H124V194L121 195ZM147 191H149V190H147ZM153 191H154V192H153ZM204 191H205V192H204ZM220 191H222V192H220ZM225 191H226L227 193H226ZM261 191L263 192V191H264V188L261 189ZM52 192H54V193H52ZM73 192H74V191H73ZM73 192H72V195H73ZM76 192H77V191H76ZM76 192H75V196H76ZM141 192H142V191H141ZM177 192H178V193H177ZM183 192H184V193H183ZM200 192H201V193H200ZM202 192H203V193H202ZM208 192H209V194H208ZM228 192H229V193H228ZM262 192H261V193H262ZM50 193H52L53 196H55L54 194H59V195H56L55 197H59V198L61 199V200L59 199L60 202H59V200L56 199V198L53 199V198L51 197L52 194L50 195ZM61 193H62V192H61ZM69 193H70V192H69ZM99 193H101V195H99ZM108 193H110V192H107V191H106V194L104 195L105 198H107L106 196H107ZM144 193H145V192H144ZM144 193H143V196H144L143 198H146V197H147L146 195H148V194L146 193V195H144ZM154 193H156V194H154ZM194 193H197V194H194ZM221 193H225V194H224V195H223V194L221 195ZM248 193L250 194L249 196H248ZM252 193H253V192H252ZM261 193H260V194H261ZM110 194H111V193H110ZM119 194H120L121 196H119ZM132 194H130V195H132ZM138 194H139V193H138ZM140 194H141V193H140ZM193 194H194V195H193ZM227 194H228V196H226ZM263 194H264V192H263ZM61 195H62V194H61ZM78 195H79V194L77 193V197H78ZM80 195H81V194H80ZM130 195H129V196H130ZM149 195H148V196H149ZM185 195H186V196H185ZM197 195H198V197H197ZM203 195H204V194H203ZM203 195H202V196H203ZM205 195H206V194H205ZM218 195H220V198H219ZM89 196H88V197H89ZM117 196H118L119 198H118ZM124 196H125V197H124ZM133 196L130 198L131 200H132ZM145 196H146V197H145ZM184 196H185V197H184ZM192 196H193V197H192ZM217 196H218V197H217ZM222 196H223V197H222ZM255 196H256V195H255ZM255 196H254V197H255ZM259 196H261V195H259ZM262 196H263V195H262ZM262 196H261V197H262ZM25 197H26V198H25ZM64 197H68V195H67V196H64ZM80 197H82V196H80ZM104 197H103V200L105 199ZM110 197H113V196L110 195ZM110 197H109V198H110ZM114 197H113V198H114ZM141 197H142V196H141ZM190 197L193 198V200L190 199ZM194 197H195V198H194ZM215 197H214V199H215ZM243 197H244V198H243ZM256 197H257V196H256ZM22 198H23V199H22ZM27 198H28V199H27ZM82 198H83V197H82ZM91 198H92V197H91ZM96 198H97V197H96ZM113 198H112V199H113ZM134 198H133V199H134ZM143 198H141L140 200H142ZM184 198H185V199H184ZM199 198H200V197H199ZM202 198H203V197H202ZM207 198H210V196L206 197V199H207ZM252 198H253V197H252ZM24 199L26 200V202H24ZM74 199H75V201H74ZM146 199H148V197H147ZM186 199H189L190 201H191V200H192V201L188 203L189 200L187 201ZM200 199H201V198H200ZM203 199H204V198H203ZM242 199H244V200H242ZM250 199H251V198H250ZM255 199H256V201H257L258 197L255 198ZM259 199H260V197H259ZM27 200H28L29 202H28ZM62 200H63V201H62ZM99 200H100V199H99ZM107 200H108V199H107ZM110 200H111V198H110ZM119 200H118V201H119ZM126 200L129 201V200H128V197L126 198ZM135 200H136V198H135ZM182 200H185L186 203H184V204L187 205V203H188L187 207L190 208V206H191L190 209H192V211H193V213H191L192 211L190 212L191 214L188 213L189 216H190V215H193V216H191L190 218L187 216L188 219L186 218V215H184V214H186V213L189 212V211H187L186 213H183V211H185L186 207H185V205H184L183 203H181ZM208 200H209V199H208ZM241 200H242V201H241ZM260 200H262V202H263V201H264V196H263ZM260 200H259L258 202H260ZM61 201H62V202H61ZM118 201H116V202L118 203ZM121 201L127 203V205H129L130 209L133 208L134 206H133V207H131V206H132V205H135V204H136L135 206L138 205L139 208L135 207L136 209H135V208L133 209V210H136L135 213H133L134 211L132 210L133 212H131V214H129V215H126V214H127L126 212H128V211H126V212H125L126 214H125V213H124V210H123V212H121V213H124V215H123V214H121V213L119 212V210H117V208L122 207V202H121ZM205 201H206V200H205ZM253 201H254V199H253ZM75 202H76V203H75ZM94 202H96V203H94ZM105 202H106V200H105ZM109 202H110V201H109ZM113 202H115V200H113ZM130 202H131V201H130ZM136 202H137V201H136ZM146 202H147V203H146ZM183 202H184V201H183ZM194 202H196V201H194ZM201 202H202V201H201ZM201 202H199V199L197 200V203H198V204H200ZM207 202H208V201H207ZM211 202H212V201H211ZM101 203H102V202H101ZM133 203H134V204H133ZM137 203H138V202H137ZM179 203H180V204H179ZM105 204H106V203H105ZM108 204H109V203H108ZM108 204H106V207H107ZM123 204H124V203H123ZM195 204H196V203H195ZM195 204L193 203V206H194ZM206 204H207V203H205V204L203 203V205H205V206H206ZM235 204H236V205L238 204V205H237V209H235V208H236ZM263 204H264V202H263ZM263 204H261V205L263 206ZM86 205H88V207H87L88 209H87V210H86ZM182 205H184V206H182ZM189 205H190V206H189ZM207 205H208V204H207ZM212 205H213V206H212ZM214 205H216V206H214ZM239 205H240L241 208H239ZM47 206H48V207H47ZM71 206L74 208L73 211H71V210H72ZM90 206H91L92 208H91ZM108 206H109V205H108ZM165 206H166V208H165ZM195 206H198V205H195ZM234 206H235V207H234ZM244 206H245V205H244ZM45 207H46V208H45ZM96 207H97V206H96ZM124 207H125V205H124ZM126 207H127V206H126ZM126 207H125L124 209H126ZM129 207H128L126 210H129ZM183 207H184V208H183ZM201 207L204 208L205 210H202ZM94 208H95V206H94ZM181 208L183 209V211H179V209L181 210ZM206 208H208V209H206ZM233 208H234L235 210H233ZM46 209H49V210L51 209V210H50V212H51V213H50V216H49V213H48L49 210L46 211ZM90 209H91V210H90ZM106 209H107V208H106ZM122 209H123V208H122ZM122 209H121V210H122ZM143 209H144V210H143ZM162 209H163V210H162ZM187 209H188V208H187ZM239 209H240V210H239ZM260 209H261V211H259ZM260 209H259V210L257 209L258 211L256 210L255 213H257V212H258V213L254 215L255 218H254L253 216H252L253 218H252L251 216H250L249 218H250L251 220L253 219V221H255V220H256V217H257V218L260 219L259 221H261V220L263 221V219H261V218H264V206H263L262 208H260ZM61 210H62V211H63V210L65 211V212L63 211V213H64L65 215H64L63 213H61V212H62ZM111 210H113V212L116 211L117 214H116V213H114V214L117 215V216L114 218L113 213H112V214H108V215H109V216L111 215V217H112V218L110 217L111 220H112L113 218L116 219V218L119 217V220L116 219L117 222H115V220H114V221H111L110 219H108V216L105 214L106 212H107V213L112 212ZM114 210H115V211H114ZM200 210H202L201 213L199 212ZM237 210H238V211H237ZM85 211H87V212H85ZM130 211H131V210H130ZM203 211H204V212H203ZM214 211H215V212H214ZM219 211H220V212H219ZM248 211H250V209H249ZM252 211H254V210H252ZM43 212H44V213H43ZM45 212H47V213L45 214ZM66 212H68V214H67ZM72 212H73V213H72ZM82 212H84V213H82ZM118 212H119L120 215L118 214ZM145 212H146V214H145ZM161 212H162V213H161ZM180 212H181V213H180ZM246 212H247V211H246ZM69 213H71L72 216H71V214H69ZM80 213H81L82 215H81ZM91 213H92V214H91ZM100 213H101V214H100ZM128 213H129V212H128ZM168 213H169L170 215H169ZM179 213H180V214H183L185 217H184L183 215L180 216ZM221 213H222V214H221ZM225 213H228V214H229V216H228L229 219H227V220H225V216H227L228 214L226 215ZM239 213H240V212H239ZM250 213H251V212H250ZM66 214H67L68 216H67ZM104 214H105L107 217H106ZM132 214H135V216L133 215L134 217H132V216H131ZM141 214H140V217H141ZM203 214H204V215H203ZM223 214H225V216H224ZM234 214H235V213H234ZM236 214H237V213H236ZM247 214H248V215H247ZM80 215H81V216H80ZM92 215H93L94 217H92ZM118 215H119V216H118ZM122 215H123V216H122ZM154 215H151V216H149V217H152V218H153ZM165 215H167V216H165ZM206 215H207V216H206ZM209 215H210V216H209ZM250 215H251V214H250ZM252 215H253V214H252ZM104 216H105V217H104ZM121 216L124 217V218L126 217V219L121 218ZM128 216H130L131 218L128 217ZM138 216H139V215H138ZM145 216H144V217H145ZM221 216L224 217V218H223V221H222V219H221V218H222ZM231 216H233V215H231ZM234 216H236V215H234ZM237 216H239V215H237ZM237 216H236V218H238ZM48 217H50V218H48ZM76 217H77V218H76ZM80 217L82 218L81 220H80ZM140 217H139V219H140ZM142 217H141V218H142ZM144 217H143V219H144ZM161 217H156V218H158V219L160 220ZM170 217H169V218H170ZM216 217H217L218 219H216ZM220 217H221V218H220ZM241 217L243 218L244 216H241ZM241 217H239V218H241ZM71 218H70V220H72ZM78 218H79V219H78ZM102 218H103V220H102ZM106 218H107V220H109V221H105V222H107V225H106L105 222H102V221H104V219L106 220ZM128 218H129V219H128ZM132 218H135V219H132ZM147 218H148V217H146L145 219H147ZM152 218H151V219H152ZM154 218H155V217H154ZM156 218H155V219H156ZM169 218H167V219L169 220ZM172 218H171V219H172ZM185 218H186L187 220L183 221ZM198 218H199V219H198ZM231 218H232V217H231ZM236 218H234V222H235V219H236ZM242 218H241V219H242ZM247 218H248V217H247ZM88 219H90V217H89ZM96 219H98L97 221H98L100 224H104V226L101 225L100 228H97V230L100 229V230L98 231V232H100V233L103 232V231H104V233H105L106 230H107V228H110V227L112 226V227H111V230H109V231L107 232L108 236H107V234L105 233V237H103L104 235H102V234H104V233L99 234L97 231H95V230H96V226L99 227L98 222H97V221L94 222V220H96ZM121 219H122L123 221H122ZM143 219H142V220H143ZM145 219H144V222H145ZM151 219H150V223L148 222L149 224H151ZM155 219H154V220H155ZM171 219H170V220H171ZM182 219H183V220H182ZM196 219H198V220H196ZM243 219H244V218H243ZM254 219H255V220H254ZM23 220H24V221H23ZM25 220H26L27 222H26ZM62 220H63V221H62ZM78 220H79V221H78ZM85 220H86V219H85ZM126 220H127V221H126ZM128 220H129V221H128ZM142 220H138V221H136V222H140V221H141V222L143 223ZM168 220L165 219V220H163V221L167 222ZM173 220H171L172 223H173ZM181 220H182L183 222H186V221H187V224H186V223L181 224V223H180V222H182ZM195 220H196V221H195ZM220 220L222 221V225H221L222 227L219 225V224L221 223ZM228 220H229V221H228ZM4 221H5V222H4ZM48 221H49V220H48ZM57 221H58V223H60V222H61V223L58 224V223H56ZM59 221H60V222H59ZM66 221H67V220H66ZM72 221H73V220H72ZM75 221H74V223H75ZM88 221H89V222H88ZM152 221H153V220H152ZM156 221H158V220H156ZM179 221H180V222H179ZM205 221H204V223H205ZM225 221H227V222H225ZM259 221H256V222H259ZM262 221H261V222H262ZM2 222H3V223H2ZM51 222H52V223H51ZM91 222L93 223V225L96 223V224L93 226V227H95V229L92 228V226H90V225H92ZM111 222L113 223V225H112V224H109V223H111ZM183 222H182V223H183ZM193 222H194L195 224H194ZM199 222H200V221H199ZM199 222H198V223H199ZM224 222H225V223H224ZM230 222H229V223H230ZM234 222L232 221V224H231V223H230V224L233 225ZM236 222L238 223V221H236ZM236 222H235L234 225H237ZM242 222H244V221H241V222H239V223L242 225ZM261 222H259V223H261ZM47 223H48L49 225H48ZM65 223H66V222H65ZM70 223H71V222H70ZM72 223H73V222H72ZM72 223H71V224H72ZM76 223H75V225H76ZM89 223H90V225H89ZM123 223H124V222H123ZM153 223H154V222H153ZM167 223H168V225H170V227H171L172 223L170 224L169 221H168ZM188 223H190L191 225H188ZM192 223H193V224H192ZM204 223H201V225L204 224ZM7 224H8V223H7ZM52 224H53V225H56V226L54 227ZM117 224H118V225H117V228H115L116 230L119 228L118 230L122 229L121 231H123L124 229H126L125 227H127V228H129V229H132V230H128L130 233H128V231L126 230L127 235L124 233L125 230L123 231V233H121V234H123V235L125 234V236H128V235H130V234H134V235H131V236H132V237H133V236L135 237V233H136V232H135V231H136L135 228H137V230H140L139 228H141V227H137V226H139V224H141V223H139V224L136 223L137 226L135 225V222H134V223H130L133 227L136 226V227H134V228H133L130 224H128V226H130V227H128V226L120 227L121 225H120L119 223H117ZM127 224H126V225H127ZM133 224H134V225H133ZM144 224H146V223H143V225H144ZM158 224H159V222H158ZM162 224H166V223L161 222V223H160L161 227H162ZM174 224H175V223H174ZM174 224H173V225H174ZM223 224H224V225H223ZM230 224H228V227H230V228H228L227 225H226L225 227H223V228H226V227L228 228V229L226 228V232H225V233L228 234L227 230L230 229L231 231L229 230V232L232 234V232H234L235 228H237V226H238V228H237L238 230H237V232H236V230H235V233H238V234H239L238 231L240 230V228H241L242 226H240V224H238V225L235 226V228H234V225H233V228H234V229L232 230ZM263 224H264V223H263ZM10 225H11V224H10ZM66 225H67V223H66ZM68 225H69V224H68ZM72 225H73V224H72ZM75 225H73V226H75ZM108 225H109V226H108ZM152 225H153V224H151V226H150L151 229H152L156 224L153 225V226H152ZM160 225H159V226H160ZM168 225H167L168 228H166L167 230L170 229ZM176 225H177V224H176ZM181 225H183V226H181ZM199 225H200V224H199ZM199 225H198V227H199ZM218 225H219V227H221V228H219ZM229 225H230V226H229ZM244 225H245V223H244ZM7 226H8V225H7ZM7 226H6V227H7ZM13 226H14V225H12L11 227H13ZM61 226H62V225H61ZM63 226H64V225H63ZM81 226H82L83 228H85V229H83ZM107 226H108V227H107ZM145 226H146V225H145ZM148 226H149V225H147V227H148ZM165 226H166V225H165ZM215 226H217V227H215ZM79 227H81V228H79ZM88 227H89V228H92V229H90L91 231H89ZM115 227H116V226H115ZM142 227H143V226H142ZM147 227H146V228H147ZM157 227H158V225H157ZM157 227H156V228H157ZM173 227H174V226H172V229H174ZM203 227H204V226H202V228H203ZM213 227H215V228H217V229H221V231L218 232L219 230L217 231V230H216L215 228H213ZM252 227H253V226H252ZM24 228H25V229H24ZM59 228H60V227H59ZM67 228H69V230H70L71 225H70V227H67ZM77 228H78V229H77ZM123 228H124V229H123ZM148 228H149V227H148ZM156 228H155V229H156ZM158 228H159V227H158ZM158 228H157V229H158ZM162 228H163V227H162ZM164 228H165V227H164ZM164 228H163V229H164ZM193 228H192V229H193ZM202 228H199V230H201ZM206 228H207V227H205V228H203V229H206ZM242 228H243V227H242ZM1 229H0V235H1V234H4V233H2V231L4 232V229H5V228L2 229V230H1ZM12 229H14V228H11L10 230H12ZM20 229H21V230H20ZM23 229H24V230H23ZM79 229H80V231H79ZM157 229L155 230L156 232H157ZM159 229H160V228H159ZM159 229H158V230H159ZM163 229H162V230H163ZM185 229H184V230H185ZM192 229H191V230H192ZM197 229H198V228H197ZM197 229H196V230H197ZM203 229H202V231H203L204 235H206L207 233L204 232ZM243 229H244V228H243ZM254 229H255V228H254ZM26 230L28 231L29 229H26ZM41 230H42V231H41ZM51 230H53V231H52L53 233H51ZM60 230H61V229H60ZM67 230H68V229H67ZM86 230H87V231H86ZM92 230H93V232H92ZM116 230H113L114 233H115V234H113V237H114V235H116V234L118 235V237L120 236V231H119V232L117 231V232H118V233H117V232H115ZM134 230H135V231H134ZM144 230H145V228H144ZM153 230H154V229H153ZM160 230H161V229H160ZM160 230H159V231H160ZM167 230H164V231H167ZM186 230H187V229H186ZM186 230L184 231L185 234L188 232V230H187V232H186ZM189 230H190V229H189ZM193 230H194V229H193ZM214 230H213V234H215ZM250 230H251V229H250ZM250 230H249V231H250ZM252 230H253V229H252ZM258 230H259V229H258ZM61 231H62V230H61ZM61 231H60V232H61ZM82 231H85V232H87V233L85 234V233L82 232ZM94 231H95V234H96V232H97V237H96L95 235H93V234H94ZM131 231H132V232H131ZM141 231L144 233L143 230H141ZM145 231H146V230H145ZM150 231H151V230H150ZM150 231H149V232H150ZM182 231H183V229H182ZM182 231H181L180 233L183 234ZM194 231H195V230H194ZM197 231H198V230H197ZM197 231H196V232H197ZM206 231H208V230L206 229ZM245 231H246V230H245ZM247 231H248V229H247ZM249 231H248V232H249ZM14 232H13V231H12V232H11V231L9 232V230H8V232H5V234H4L5 239H7L8 235H9V238H11L10 235H12ZM17 232H19V235H18ZM35 232H36V231H35ZM35 232H34V230H33V233L28 232V234L26 235V236H27L26 238H27V240H28L29 238H30V239H29V241H26V239H24V241H26L27 243H29L30 240H34L32 237H28V235H29V233H30V235H32V234H34ZM38 232H37V233H38ZM60 232H59V233H60ZM74 232H75V233H74ZM79 232H80V233H79ZM89 232H90V235H89L90 238H91V234L93 233V234H92V235H93L92 237H94V239L96 240V243H95L94 239L91 238V240H92L93 242L90 240V238H89V236H88V233H89ZM91 232H92V233H91ZM146 232H148V231H146ZM162 232H163V231H162ZM162 232H160V233L158 232V234H160V236H161V235H162V234H161ZM167 232H168V231H167ZM167 232H166V233H167ZM173 232H174V230H172L171 233H172V234H176L177 231H175V233H173ZM208 232H209V231H208ZM223 232H224V230H223ZM242 232H243V231H242ZM253 232H254V231H253ZM16 233H17V236H16ZM37 233L35 234V236H37ZM41 233H38V234L41 236V235H42ZM45 233H44V234H45ZM62 233H63V232H62ZM64 233H65V232H64ZM83 233L85 234V237H84V234H83ZM111 233H112V232H111ZM139 233H141V232L139 231ZM143 233H142V234H143ZM151 233H152V232H151ZM151 233H149V234H151ZM153 233H154V235H153ZM153 233H152V235H153V237L155 238V234H156V233H155V232H153ZM171 233H170V234H171ZM191 233L193 234V232H191ZM191 233L189 232L190 235H191ZM194 233H195V232H194ZM197 233H198V232H197ZM197 233H195L196 236H197ZM205 233H206V234H205ZM211 233H212V231H211ZM225 233H223V234H225ZM245 233H246V232H245ZM259 233H260V232H259ZM60 234H61V233H60ZM142 234H140V236H139V235H138V231H137L136 236H139V237H141V238H142V236H143V237H146V236H144L145 233H144L143 235H142ZM149 234L147 233L148 236H149ZM189 234L187 233V235H189ZM198 234H199V233H198ZM209 234H210V233H209ZM219 234H218V236H220ZM227 234H226V235H227ZM247 234H249V233H247ZM250 234H251V233H250ZM262 234H263V233H262ZM14 235H12V237H13ZM24 235H21V236L25 238ZM45 235H46V234H45ZM53 235H52V236H53ZM68 235H69V236H68ZM86 235H87V236H86ZM101 235H102V236H101ZM117 235H116L114 238L117 239ZM123 235H121V236H123ZM141 235H142V236H141ZM166 235H167V234H166ZM166 235H165V239H166ZM177 235L179 236V233H177ZM177 235H176V236H177ZM183 235H184V234H183ZM195 235L193 234V236H194L193 238H194V239H195ZM200 235H202V234H200ZM235 235H236V234H235ZM235 235L233 234V236H235ZM21 236H20V239H21ZM33 236H34V235H33ZM42 236H43V235H42ZM42 236H41V237H42ZM59 236H60V235H59ZM98 236H99L100 238H98ZM121 236L118 238V240L121 238ZM157 236L159 237V235H157ZM157 236H156V238H157ZM163 236H164V235H162V238H163V240L165 241V239H164ZM168 236H169L170 238L172 237L171 235H169V233H168L167 237H168ZM173 236H174V235H173ZM176 236H174V240H175V241L177 240V243H179L180 241L178 242L179 239H177ZM207 236H208V235H207ZM213 236H215V235H213ZM213 236H211V238H212ZM221 236H222V235H221ZM233 236H232V238H237V237H233ZM251 236L253 237L254 235L251 234L249 237H251ZM258 236H260V235H258ZM258 236H257V237H258ZM43 237H44V236H43ZM48 237H49V236H48ZM53 237H54V236H53ZM101 237H102L104 240L106 239V240H105L106 242L102 241ZM110 237H111V236H110ZM134 237H133V239H134ZM139 237H137V238L139 239ZM175 237H176V239H175ZM181 237L183 238L182 235H181ZM191 237H192V236H191ZM191 237H190V238H191ZM197 237H200V236L198 235ZM226 237H227V236H226ZM228 237H229V239H230V238H231V235H229ZM243 237H244V236H243ZM257 237H256V238H257ZM261 237H263L261 240H258V239H257V241H255V243H254V241H253V243H254L255 245L252 244L251 242L249 243L250 246H249V249L247 248V250H251V251H247V250H245V248L236 249L237 244H239V243L241 242V241L239 242V235H238V239H237L238 242H236L234 239H233L234 242H232V241L229 242L230 240L228 241V242H229V244H228L229 248H230V244H233V245H234L235 242L237 243L236 246L234 245V246H235L234 249H235L236 251H235L234 249H232L233 245H232V247H231L232 250L229 249V248H227V249H228V250H227V249H226V246H223V245H224V244H223V245H222L223 247L220 246L221 249H220V250H217L218 252H215V249L212 248L213 245H212V246H209V245L212 244V243L210 242V238L207 237V238H209V239H206V236H205V237L203 236V237H200V238H204V239H206V241H207V240L209 241V242H208V244H209V245H208V248L211 247V248H212L211 250H208V248H203V249H205V250H203V249H202L203 245H202L201 247H200L199 245H197V246H199V247L196 248L195 244H194L195 247L192 248L193 246H192V247L190 246V247H191V249H190L189 246L186 244V246L182 249V251H180V252H179V251H178V252L176 251V252H175L176 254L173 252V250H175V249H174L172 246H175L177 243H176L175 245H172L173 243L170 241L171 239L169 240V238H167L168 241H170V242L172 243V244H171L172 246L167 247L169 250H165V251L162 252L161 250H158V249H157V251H160L162 254H164V253H165V254H168V252L171 251L170 249H171V247H172L173 249H172L171 252L174 253L175 255H174V257L172 256L173 258H172L171 260H170L171 257L168 256V257H170V258H169V261H171V262H169V263H168V259H166L165 257L163 258L164 255L162 256V258H163L162 260L160 259L161 257L159 258V260H160L159 262H160V264H161V263L164 264L163 261L167 260V261L165 262V263H167V264H170V263H172V264H252L248 259H250V260L254 259V260H255V261H254L255 263H257V262L259 261L258 264H259L260 262H263V263H260V264H264V259H262V260L260 261V257H261V258H264V257H263V256H259V258H258V257H257L258 252H255V253H254V251H253L254 248H255V250L259 249V253H260V255H261V251H263V250L260 251V248H257V247H259V245L261 244L260 241H262V243L264 242V240H263V239H264V236L261 235ZM2 238H3V237H2ZM9 238H8V239H9ZM31 238H32V239H31ZM34 238H35V237H34ZM49 238H51L53 241L56 239V238L53 239L51 236H50ZM62 238H63V237H62ZM69 238H70V239H69ZM73 238H74V243H72V242H73ZM82 238H83V239H82ZM86 238H87V239H86ZM88 238H89V239H88ZM97 238H98L99 240L101 239L100 244L103 243V245L101 244L103 247H102L100 244H98V243H99V242H98L99 240H98ZM111 238H112V237H111ZM114 238H112V239H114ZM122 238H123V237H122ZM135 238H136V237H135ZM146 238H148V237H146ZM146 238H145V239H146ZM150 238H151V237H150ZM150 238H149V240H150ZM186 238H187V237H186ZM186 238H184V239H186ZM188 238H189V237H188ZM190 238H189V239H190ZM218 238H219V237H217L216 239L214 238V241H215V240H218ZM220 238H222V240L225 239V238L223 239V236L220 237ZM245 238H247V236H246ZM5 239L3 238L2 241H4ZM11 239H12V238H11ZM14 239H15V238H14ZM14 239H13V240H14ZM18 239H19V238H18ZM18 239H17V240H18ZM39 239L41 240V238H39ZM43 239H44V238H43ZM46 239H47V237H46ZM68 239L70 240L69 242L66 241V240H68ZM71 239H72V240H71ZM80 239H81V240H80ZM116 239H115V240H116ZM127 239H131V238H128V237H127ZM133 239H132V240H133ZM142 239H143V238H142ZM159 239H161V238H159ZM159 239H158V240L156 239V240H157V241H161V240H159ZM184 239H183V240H184ZM194 239H192V240H194ZM248 239H249V238H248ZM248 239H247V240H248ZM250 239H251V238H250ZM250 239H249V240H250ZM253 239L255 240L254 237H253ZM259 239H260V237H259ZM9 240H10V239H9ZM15 240H16V239H15ZM17 240H16V242H17ZM57 240H58V239H57ZM57 240H56V241H57ZM76 240H77V241H76ZM83 240H84V241H83ZM97 240H98V241H97ZM123 240H124V239H122V241H121V245H122V246L125 245V243H124ZM136 240H137V239H136ZM136 240H135V241L133 240V241L136 242ZM139 240L141 241V239H139ZM139 240H137V243H138V244H139V242H140ZM149 240H148V241H149ZM152 240H153V239H152ZM156 240H155V242H156ZM163 240H162V241H163ZM172 240H173V238H172ZM222 240H221V241H222ZM225 240H227V239H225ZM240 240H241V239H240ZM245 240H246V239H245ZM245 240L243 241L244 244L246 243ZM249 240H248V241H249ZM7 241H8V240H7ZM11 241H12V240H11ZM21 241H23V240H21ZM21 241H20V244H21ZM24 241H23V242H24ZM50 241H51V240H50ZM50 241H49V243H50ZM75 241H76V243H75ZM79 241H80V242H79ZM90 241H91V243H94V244H92V245L95 246L96 244H98L99 246H95V247L92 246L91 243H90ZM113 241H114V240H112L111 242H113ZM116 241H117V240H116ZM143 241H144V240H143ZM145 241H146V240H145ZM162 241H161V242H162ZM166 241H167V240H166ZM166 241H165V242H166ZM175 241H174V242H175ZM211 241H212V240H211ZM214 241H212V242H214ZM258 241H259V242H258ZM4 242H5V241H4ZM26 242H25V244H26ZM31 242H32V241H31ZM43 242H44V241H42V243H43ZM65 242H67V243H65ZM77 242H78V243H77ZM81 242H82V243H81ZM86 242H89V243H86ZM111 242H110V244H111V245L113 244V245H112L113 247L116 246V245H115L116 242H114V243H111ZM119 242H120V240H119ZM122 242H123L124 244H122ZM126 242H127V241H126ZM129 242L131 243V241H129ZM129 242H127V243H129ZM161 242H160V243H161ZM165 242H162V244L164 243L165 245H167V244L169 243V242H168V243L166 244ZM186 242H188V240L185 241V243H186ZM189 242H192V241L189 240ZM193 242H195V240H194ZM197 242H198V241H197ZM216 242H218V241H216ZM222 242H223V241H222ZM222 242H221V243H222ZM6 243H7V242H6ZM11 243H12V242H11ZM14 243H15V242H14ZM18 243H19V242H18ZM18 243H17V244H18ZM33 243H35V242L33 241ZM40 243H41V242H40ZM42 243H41V245H42ZM49 243H48V241H46V245L49 244ZM51 243H52V241H51ZM64 243L67 244L66 246L70 245V246L73 247L74 249H73V248H72V250H71V248H70V249H69V248L67 249V247L64 246L65 251H63V250H62V249H63L62 245H65ZM71 243H72V244H71ZM104 243H105V244H104ZM132 243H133V242H132ZM200 243H201V242H200ZM200 243H199V244H200ZM203 243H205V242H203ZM206 243H207V242H206ZM219 243H220V242H219ZM221 243H220V244H221ZM225 243H226V241H225ZM257 243H258L259 245H258ZM7 244H9V242H8ZM12 244H13V243H12ZM20 244H19V246H20L21 248L23 247V250H21L19 246H18V247L16 246V247H17L16 251H14L15 249H12L11 254H8V255H11L12 257H11L10 259L7 258V259H8V263H7V264H9V263H10V264H12V263H13V264H14V263L17 264V261H19L18 264H21V262H20V261H22L21 257H22L23 255L25 256V255L27 254L26 252H25L26 254H23V255H22L21 253H22V252L24 253V250L27 249V247L29 246V244H27L28 246H27V245H24V246L22 245V246H21ZM22 244H23V243H22ZM38 244H39V243H38ZM44 244H45V243H44ZM54 244H55V243H54ZM74 244H75V245H74ZM78 244H79L80 246L83 247V248H82L83 251H81V247H80ZM83 244H85V245H84V246H86L85 248H84ZM87 244H90V247H88ZM118 244L120 245V243H118ZM148 244H151V242L148 243ZM181 244L183 245L182 242H181ZM220 244H219V245H220ZM244 244L241 242V246H243ZM246 244H248V242H247ZM246 244H245V245H246ZM251 244H252V245H251ZM2 245H4V244L2 243ZM9 245H10V244H9ZM46 245H45V246H46ZM50 245H51V244H50ZM73 245H74L75 247H74ZM76 245H77V246H76ZM105 245H106L107 247H105ZM111 245H110V246H111ZM153 245H154V244H153ZM153 245H151V246H153ZM190 245H192V243H191ZM204 245H205V244H204ZM206 245H207V244H206ZM206 245H205V247H206ZM239 245H240V244H239ZM239 245H238V246H239ZM261 245L263 246V244H261ZM12 246H13V245H12ZM12 246H11V247H12ZM25 246H26V247H25ZM30 246L33 247V245H31V244H30ZM30 246L28 247L29 249H30ZM57 246H55V247H57ZM78 246H79V247H78ZM127 246L130 247V244L127 245ZM147 246H149V245H144V246H142V247H143V250H145L144 247H147ZM154 246H156V245H154ZM154 246H153V247H154ZM163 246H164V245H163ZM163 246H162V249H163ZM168 246H169V245H168ZM177 246H178V245H177ZM187 246H188V247H187ZM215 246H218V245H215ZM251 246H252V247H253V246H257V247H254V248L250 249ZM0 247H2V246L0 245ZM6 247H7V245H6ZM6 247H4V250H5ZM11 247H10V248H11ZM14 247H15V246H14ZM41 247L43 248L44 246L42 245ZM41 247L39 246L40 250H42ZM49 247H51V246H48V249H49ZM53 247H54V246H53ZM53 247H51L52 250H54ZM68 247H69V246H68ZM92 247H93V248H92ZM104 247H105V248H104ZM118 247H119V246H118ZM124 247H125V249H127L126 252H125V253H126V256H127V253H129L130 251L127 252V251L129 250V248H126V246H124ZM124 247H123V248H124ZM134 247H136V244L134 245ZM139 247H140V246H137V247L135 248V250H136L137 248L140 249ZM164 247L166 248V246H164ZM175 247H176V246H175ZM224 247H225V249L222 251V249H223ZM260 247H261V246H260ZM263 247H264V246H263ZM263 247H261V249H264ZM8 248H9V247H8ZM8 248H6V249H8ZM10 248H9V250H10ZM36 248H37V246L34 247V250H36L37 253L34 255V252H35V251H34L33 254H32V255L35 257V259L37 258V257H36L37 255H40V254L42 253V251H41V252H40V251H37L39 248H37V249H36ZM44 248H46V247H44ZM75 248H76V249H75ZM77 248H79V251H78ZM89 248H90L91 250H90ZM95 248H96V249H95ZM102 248H104V250H103ZM116 248H117V247H116ZM119 248H120V249H119ZM119 248H117L118 250H114V251H117V253H118V251L122 249L121 246H120ZM130 248H132V247H130ZM154 248H155V247H154ZM157 248H158V246H157ZM176 248H177V247H176ZM178 248H179V247H178ZM180 248H182V247H180ZM200 248H201V249H200ZM215 248H217V247H215ZM218 248H219V247H218ZM18 249H19V250H18ZM29 249H28V250H29ZM56 249H58V248H56ZM56 249H55V250H56ZM59 249H58V250H59ZM85 249H86L87 251H85ZM88 249H89L90 251H89ZM92 249H93V250H92ZM114 249H115V248H114ZM138 249L136 250V252H139V253H140L142 250L140 249V250H141V251H140V250H138ZM150 249H151V248H150ZM150 249H149V250H150ZM160 249H161V246H160ZM184 249H188V250H185V251H184ZM242 249H244L245 251H243ZM1 250H3V248H1ZM17 250H18L19 252H17ZM20 250L22 251L21 253H20ZM58 250H57V251H58ZM68 250H70V251H68ZM76 250H77V251H76ZM97 250H98V249H97ZM108 250H112V249H108ZM146 250H148V249H146ZM177 250H178V249H177ZM180 250H181V249H180ZM213 250H214L215 253H214V252H213V253L211 252V251H213ZM237 250H239V251L237 252ZM57 251H56V252H57ZM61 251H63L64 253H61ZM88 251H89V252H88ZM98 251H99V250H98ZM98 251H95V252H97V254H98V256H99ZM114 251H113V252H114ZM124 251H125V250H124ZM124 251H123V252H124ZM150 251H152V250H150ZM157 251H156V252H157ZM167 251H168V252H167ZM183 251H184V252H183ZM233 251H234V252H233ZM246 251H247L249 254H250L251 252H253V253H251V255L255 254L256 256H254V258H253V256L248 258L249 254H247ZM257 251H258V250H257ZM14 252H15V253H14ZM29 252H31V251H29ZM50 252H51V250H50ZM50 252L47 251L48 254H49ZM78 252H79V253H78ZM99 252H100V254H101V251H99ZM132 252H134V249H133ZM144 252H145V251H144ZM171 252H169V253L171 254ZM219 252H221V255H219V254H220ZM235 252H237V253H235ZM12 253H13V254H12ZM18 253H20L21 256H16V254H18ZM38 253H40V254H38ZM43 253L45 254L46 252H43ZM47 253H46V254H47ZM57 253H58V252H57ZM57 253H55L56 256L58 255ZM90 253H89V254H90ZM105 253H106V252H105ZM108 253H112V252H111V251H108ZM108 253H107L106 256L109 257L110 254L108 255ZM114 253H115V255H117L116 252H114ZM114 253H113V254H114ZM119 253H120V251H119ZM119 253H118L117 257L115 256V257L118 258V259H119ZM121 253H122V252H121ZM142 253H143V251H142ZM146 253H148V252L146 251ZM154 253H155V250H154L153 254L150 253V256L153 255V257H154V256H155ZM157 253H158V255L161 254V253L159 254V252H157ZM217 253H219V254H217ZM239 253H240V254H239ZM241 253H245V254H241ZM256 253H257V254H256ZM29 254L31 255V253H29ZM46 254H45V255H46ZM50 254H51V253H50ZM50 254H49V255H50ZM74 254H75V255L77 254V256H75ZM78 254H79V256H78ZM102 254H101L100 256H102ZM113 254H111V255H112V258L114 257ZM129 254H132V253L130 252ZM134 254H135V253H133V255H134ZM137 254H138V253H136L135 255H137ZM155 254H156V253H155ZM177 254H178V257H175ZM213 254H216L217 256H216V255H213ZM0 255H1V254H0ZM4 255H5V254H4ZM6 255H7V254H6ZM6 255H5V256H6ZM18 255H19V254H18ZM30 255H29V256H30ZM49 255L47 256V258L49 257ZM51 255H54V252H53V254H51ZM104 255H105V254H104ZM104 255H103V258H102V257H101V258L105 260ZM123 255H125V254H123ZM138 255H139V254H138ZM138 255H137V256H138ZM142 255H144V254H142ZM168 255H169V254H168ZM218 255H219V256H218ZM251 255H250V256H251ZM262 255H264V252H262ZM2 256H3V255H2ZM2 256H0V257H2ZM5 256H4V257H5ZM24 256H23V257H24ZM26 256H28V255H26ZM40 256H41V255H40ZM42 256H43V255H42ZM54 256H55V255H54ZM56 256H55V257H56ZM58 256H60V255H58ZM93 256H94V253H93ZM93 256L90 255L89 258H90V259L92 258L91 260L94 261ZM95 256H96V258H97V255H95ZM120 256H121V254H120ZM129 256H130V255H128L127 257H129ZM140 256H141V255H140ZM140 256H138V258H139ZM146 256H147V254H146ZM156 256H157V255H156ZM156 256H155V258H156ZM7 257H8V256H7ZM9 257H10V256H9ZM17 257H18V258H17ZM38 257H39V256H38ZM50 257H51V256H50ZM50 257H49V259H50ZM61 257H62V256H61ZM61 257H60V260L63 258V257H62V258H61ZM80 257H81V258H80ZM127 257H120V259L124 258L123 261L126 262V261H125V258H127ZM131 257H132V256H131ZM133 257H134V256H133ZM133 257H132V258H133ZM141 257H142V256H141ZM144 257H145V256H143V258H144ZM148 257H149V256H148ZM153 257H150L151 260H152ZM168 257H167V258H168ZM2 258H3V257H2ZM28 258H29V257H28ZM31 258H33V257H31ZM41 258H42V257H41ZM41 258L39 257V258H37V259H39L40 262L43 264L44 261H43V259H41ZM44 258H45V257H44ZM52 258H54V257H52ZM52 258H51V259H52ZM69 258H70V257H69ZM71 258H72V257H71ZM109 258H111V257H109ZM132 258H131V260L133 261ZM134 258H135V257H134ZM145 258H146V257H145ZM155 258H154V260H155ZM251 258H252V259H251ZM3 259H4V261H5V258H3ZM17 259H18V260H17ZM20 259H21V260H20ZM33 259H34V258H33ZM35 259L33 260L35 264H41V263H40L39 261H37V260H36V262H35ZM49 259H46V260H49ZM79 259H80V260H79ZM106 259H107V258H106ZM120 259H119V260H120ZM139 259H141V258H139ZM139 259H138V261H140ZM148 259H149V258H148ZM62 260H63V259H62ZM69 260H70V259H68V260L65 259V260H63V261H61V262L59 261V262H60L61 264H63L64 261H65L66 263H64V264H67V261H69ZM95 260H96V259H95ZM126 260H128V259H126ZM142 260L144 261V259H142ZM146 260H147V259H145V261H146ZM151 260H150V259L148 260V262L150 261V262H149L150 264L153 263V261H154V260H153V261H151ZM256 260H257V262H256ZM10 261H12V263H11ZM13 261H15V262H13ZM25 261H28V260H25ZM49 261H50V260H49ZM52 261H55V259H53ZM56 261H57V260H56ZM106 261H107L108 264H109V262H111V259H110V261H109V260H106ZM112 261H113V263H114V261H115L114 258H113ZM116 261H117V260H116ZM116 261H115V262H116ZM121 261H122V260H121ZM123 261H122V262H123ZM129 261H130V260H129ZM129 261H128V262H129ZM143 261H142V262H143ZM157 261H158V258H157ZM157 261H156V262H157ZM161 261H162V262H161ZM0 262H2V261H0ZM5 262H7V260H6ZM29 262H30V261H29ZM37 262H38V263H37ZM62 262H63V263H62ZM94 262H95V261H94ZM97 262H98V260H97ZM97 262H96V263H97ZM100 262H101V260H100ZM104 262H105V261H103V263H104ZM122 262H121V263H122ZM136 262H137V261H136ZM136 262H135V263H136ZM148 262L146 261L147 264H148ZM27 263H28V262H26V264H27ZM34 263H33V264H34ZM44 263H45V262H44ZM49 263H50V262H49ZM87 263H88V262H87ZM113 263H111V264H113ZM118 263H120V262L117 261L116 264H118ZM0 264H3V263H0ZM28 264H29V263H28ZM30 264H32V263H30ZM47 264H48V263H47ZM51 264H52V263H51ZM54 264H56V263H54ZM89 264H95V263H92V262L89 261ZM100 264H102V263H100ZM105 264H106V262H105ZM114 264H115V263H114ZM122 264H127V263H122ZM130 264H131V263H130ZM132 264H133V262H132ZM155 264H156V263H155ZM158 264H159V263H158Z\"/></svg>", "mask_w": 264, "mask_h": 264}]
</instances>
